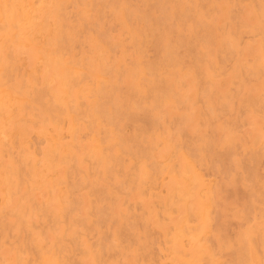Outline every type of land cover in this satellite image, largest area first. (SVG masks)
<instances>
[{
  "label": "rangeland",
  "instance_id": "rangeland-1",
  "mask_svg": "<svg viewBox=\"0 0 264 264\" xmlns=\"http://www.w3.org/2000/svg\"><path fill=\"white\" fill-rule=\"evenodd\" d=\"M5 1V0H4ZM7 1V0H6ZM5 1V2H6ZM12 3H14V4H12V5H10L11 4V2ZM10 1H7V3H8V5H9V10L11 11V13H10V11L8 12V9H6L7 10V13H6V16H9V15H12V13L14 12V13H16V15L18 14V12L20 11L21 12V10H22V12L21 13H23V12H25V10H26V13H27V15H26V13H23L24 14V16H22V14L20 13V14H18V16L20 17V15H21V17H23V19H25V15L27 16L26 17V19L24 20V21H22L20 18H18L17 20V24H18V22H19V24H21V25H19L20 27H21V31L22 32H20V30L19 29H17V27L19 28V26H17L15 23V26H14V24L12 23V27H10L11 25L10 24H7V25H9V27H7V25H5L6 24V22L8 23V21H5L3 24L0 22V30L2 31L3 29H5L6 30V28H8V30L7 31H2L3 33L2 34H4V32H5V34H6V32H8L9 31V33H10V30H11V28L15 31H13V34L12 33H10V35L13 37H10V35H9V37L11 38V39H14V37H15V39L14 40H16L18 37H19V35L21 34V37H19L18 39H17V41H15V43H14V40H13V43H7V44H9V45H7V47H11V49H9V48H7L6 47V51H5V53H4V55L7 57V55H8V57H11V58H15V60H12V62H11V60H5V61H9V62H11L13 65H12V67H15L16 66V71L18 72L16 75H15V73H14V76H13V78L15 77V80H17V84L14 82L15 80L12 78V83H15L16 84V86L17 87H19V86H21V87H24L23 85H24V82L25 81H27V83L25 82V87H29V89H30V87L32 88V90L34 91V92H36V90H37V87H38V89L39 88H42L43 90L45 89L48 93L50 92L51 93V95H54V96H57L58 98L60 97V98H62V99H64V98H66L67 96L65 95V93H62V89L63 88H67V89H72V90H70L71 92L70 93H72V94H70V97H67V98H70V100H71V98H72V96H73V98H72V100H77L78 101V103L80 104L81 103V101H82V99H83V101H86V102H83L82 101V103L80 104V106H79V104H77V101H76V103H75V101L74 102H72L71 103V101L70 100H68L67 98H66V100L67 101H69V103L67 102V101H64L63 100V102H67L68 104H69V106H73V104H76V105H78V108H77V106L76 105H74L73 106V108H71V111L69 112V113H72V114H74V115H72V116H76V119H75V123L73 124L74 125V129L75 128H77L75 131H73L74 129H72L71 128V121H65L66 119H64V121L65 122H61L62 123V125H63V127L61 126V128H60V131L59 130H56L55 128H53L52 126H50L49 124H44V126L43 125H39L38 126V128H42V126L45 128V129H43V131H44V133L45 134H43V135H39V134H37V129H34V130H32V132L31 131H29L28 132V136H27V138H26V140L24 141V145L23 144H19V146H18V143H16V145H17V147H16V149H18V151L19 150H22L21 152H23L22 153V156L23 157H21V159H22V163H23V165L24 166H26V164H27V159H28V157H29V155H30V157H32V158H30L29 157V161H28V163L29 164H32V166H33V164H38L37 166L39 167H37V169H38V171L39 172H43V173H48L49 171H47L45 168L43 169V167H41V166H43V161H42V156H43V151H45L44 149L45 148H47L46 150H50V147H52L51 148V150H58L59 148H57V147H60V149L59 150H63V151H61V152H63V153H61L59 150H58V153L57 154H59V156H63V157H61L62 159L63 158H65L66 160H64L63 162H62V164H59V168L57 169L56 167H57V165H56V167H54V168H56V169H54L52 172L50 171V173H48L47 174V176H46V174H41V176L39 175V177L36 179V184H34V186H33V189L32 190H34L33 191V198L35 199V200H37V199H39L40 197H41V199L42 200H37V201H39L40 202V204H41V201H43V204H42V207L44 208V206H47L48 207V205H49V207H50V209L49 208H44V210L47 212V213H49L48 214V217H50V219H48V221H49V225H41V223H40V225H35V223H37V224H39L38 223V221L37 220H35V219H37L36 217H34V219L32 218L31 219V223H29L28 224V227L30 228V224H31V227L33 226V228L29 231L30 233H31V231H33V234L31 233L30 235L28 234V237L29 238H31V239H34V241H35V244L36 245H41L42 247L45 245V243H46V249L47 250H50L51 248H52V245L54 246L57 242H60V241H55V240H62V243H63V247L66 249H70V248H72L70 245L71 244H73V242H78V243H80L81 242V249H82V251H83V253L85 254L86 253V249H87V251H89V253L88 254H85L84 255V260H81V257L82 256H80L79 258H80V263L79 264H85V262L87 261V260H91V246L92 245H98L99 243L101 244V245H99L100 246V251L101 252H103L104 253V257H105V260H107V262H108V264H118L117 263V261H120L119 263L120 264H135L136 262V264H154L153 262V260L152 259H154L155 260V263L157 264V262L159 263V264H175L176 262H177V259L178 258H180V259H178V261L179 262H177L176 264H188L189 263V261H188V259L190 260L191 258L193 259L194 258V254H195V252H193V251H196V250H198V252L196 251V253L199 255V253H202L203 252V246H207V247H209V249L212 251V252H210L211 254H210V258H211V260L212 261H214L215 262V260H219L221 263H222V261H223V264H225L226 262H227V264L229 263V264H237V263H239V264H245V262H246V259H247V257L250 255V254H248V253H250L249 252V246H248V244L251 242V238H252V240H257V241H259V235H262V229H263V227H264V220H259V218L261 217L262 219H264V208L262 207L263 206V204H264V201H263V199L264 198H261L262 196H264V187H262V186H264V112L262 111V110H264V93H262V92H264L263 91V89H262V87H264V70H261V69H264V52H262V50L264 49L263 48V46H264V44H262V42L264 41V30H261V31H263V32H261L259 29H262L261 27H262V25H261V18H264V0L262 1V0H253V3L252 2H250V1H252V0H248V2H247V0H240V1H242L241 3H240V1L238 0H214V3H212L213 2V0L211 1V0H195V1H193V0H187V2H186V0H176V3H174L175 2V0H159V2L161 3H159L157 0H151V1H149V0H133V1H131V0H124L125 1V3H124V1L123 0H111V1H109V3H110V5L112 4V3H114V4H112L111 5V7H110V5H108V0H103V2H104V4L102 5V3L100 2L99 3V1H101V0H85V1H83V2H81L82 0H72V1H74V3L72 2L71 3V0H62L61 2L63 3H61L60 2V0H58L60 3H61V5H60V3H57L55 0V2H53L52 3V1L53 0H43V2H42V0H39V1H33V0H20V2H19V0H18V2L16 1L15 2V0L13 1V0H10ZM21 1L22 2H24V4H25V7H23L24 6V4H21ZM25 1H27L26 3H25ZM33 2V3H31V2ZM41 1V2H40ZM46 1H48V2H46ZM65 1H68L67 2V4H68V6L67 5H65L66 4V2ZM97 1H98V3H97ZM126 1L128 2V3H126ZM143 1V2H142ZM154 1V2H153ZM166 1V2H165ZM168 1V2H167ZM170 1H172L171 3H170ZM182 1L184 2V3H182ZM221 2V4H220V2ZM228 1V2H227ZM257 1V2H256ZM261 3H259V2ZM94 2H95V4H97L96 6H97V8L94 6L95 4H94ZM105 2H107V3H105ZM116 2V3H115ZM135 2V3H134ZM158 2V3H157ZM163 2V3H162ZM202 2H203V4H202ZM205 2V3H204ZM223 2H225L224 4H223ZM231 2V3H230ZM237 2V3H236ZM16 3V4H15ZM28 3V4H27ZM32 4V8H31V10L30 11H28L27 12V8H29L28 7V5L29 4ZM38 3V4H37ZM57 3V4H56ZM77 3V4H76ZM78 3H80V4H78ZM82 3V4H81ZM86 3H88V5L86 4ZM118 3H120V4H118ZM138 3V4H137ZM145 3V4H144ZM169 4V5H167L166 7H165V4ZM187 3V4H186ZM189 3V4H188ZM191 3H192V6H191ZM195 5H194V4ZM207 3V4H206ZM236 3V4H235ZM256 3V4H255ZM22 6H21V5ZM42 4V5H41ZM59 4V5H58ZM71 4H73V5H71ZM76 5V7L74 8V6ZM144 6H143V5ZM163 4V5H162ZM181 6H180V5ZM200 4V5H199ZM216 4V5H215ZM232 5V7L231 6H228V5ZM241 4V5H240ZM246 4H248V5H246ZM254 4V5H253ZM14 5H15V7L17 6V5H19V6H21V7H16L18 10L20 9V8H22L21 10H17L15 7H14ZM47 5H49V7L47 6ZM53 5H55V6H57V10L58 11H56V13H54L55 12V7L53 6ZM63 5H65V6H63ZM80 5V6H79ZM82 5V6H81ZM83 5H85V6H83ZM114 5V6H113ZM119 5V6H118ZM128 7H127V6ZM135 5V6H134ZM175 5V6H174ZM185 5V6H184ZM197 5V6H196ZM203 5V7L201 8L200 6H202ZM220 5V6H219ZM236 5V6H235ZM238 5V6H237ZM241 7H240V6ZM262 5V6H261ZM37 6H39L38 7V9H37ZM70 6V7H69ZM78 6V7H77ZM87 6H89L88 8H87ZM91 6V7H90ZM104 7V8H101V7ZM118 6V7H117ZM136 6H137V8H136ZM168 6H170V7H168ZM177 6L179 7V8H177ZM195 6V7H194ZM207 6V7H206ZM212 6V7H211ZM216 6V7H215ZM242 6H243V8H242ZM247 6V7H246ZM257 7V8H254V7ZM261 6V7H260ZM12 7H13V9H12ZM63 7V8H62ZM66 7H68V8H66ZM71 7H72V9H73V11H71ZM93 7V8H92ZM115 7V8H114ZM143 7V8H142ZM147 7H148V9H149V7H150V9H149V11L147 10ZM159 7V8H158ZM166 8V10H165V8ZM168 7V8H167ZM185 7H188V8H186L185 9ZM191 7V8H190ZM198 7V8H197ZM218 7V8H217ZM231 8V10H230V8ZM12 10H11V9ZM15 8V9H14ZM26 8V9H25ZM61 8V9H60ZM85 8H87V9H85ZM100 8V10L98 11V9ZM110 8V9H109ZM112 8L114 9V10H116L117 11V13H116V11H112ZM130 9L131 10V12H129L130 10H126V9ZM160 10H158V9ZM194 8H195V10H194ZM213 8V9H212ZM219 10V12H218V10ZM251 8H254L253 10L251 9ZM53 9H55L54 10V12H53V10L51 11V10ZM62 11L63 10V12H61L60 10ZM65 9V10H64ZM68 9V10H67ZM91 9H94V10H91ZM103 9V10H102ZM107 9H109V10H107ZM119 9H121L120 11H119ZM124 9V10H123ZM133 9H134V11L137 13H134V11H133ZM136 9V10H135ZM143 9V10H142ZM147 11H146V10ZM173 9V10H172ZM189 9H190V11H189ZM191 9H193V10H191ZM200 9H201V11H200ZM215 9V10H214ZM238 9V12L236 11ZM250 9H251V11H250ZM259 10V12L258 11H256V10ZM261 9V10H260ZM263 9V10H262ZM14 10V11H13ZM18 12H17V11ZM34 10H36V11H34ZM41 10V11H40ZM69 10H70V12H69ZM87 10V11H86ZM102 10V11H101ZM105 10L106 11H108L107 13L105 12ZM144 10H145V12H144ZM153 12H152V11ZM156 10V11H155ZM161 10H163V11H161ZM168 10V11H167ZM175 10V11H174ZM179 10V11H178ZM187 10V12H186V14L187 15H185V11ZM199 10V11H198ZM202 10H204L205 12L207 11V13H205L204 11H202ZM226 10H229V11H226ZM242 10V11H241ZM33 12V14H32V12ZM43 11H44V13H45V16L44 15H42V14H44L43 13ZM61 13H60V12ZM67 11V12H66ZM75 11V13H73ZM83 11H84V13L85 14H83ZM90 11V12H89ZM93 11V12H92ZM96 11H97V13H96ZM103 12L102 13V15L100 14L101 12ZM128 13H127V12ZM165 11V12H164ZM167 11V12H166ZM170 11V12H169ZM192 11V12H191ZM210 11V12H209ZM218 13H216V12ZM233 11H234V13L235 14H238L239 13V15H235L234 16V13H233ZM240 11V12H239ZM38 12V13H37ZM48 12V13H47ZM50 12V13H49ZM82 12V13H81ZM92 12V13H91ZM119 12V13H118ZM123 12H124V14H123ZM140 14H139V13ZM143 12H144V14H147L148 16V18H145L146 17V15H144L143 16ZM148 12V13H147ZM175 12H178L179 14H177V16H175L176 15V13ZM204 12V13H203ZM209 12V13H208ZM221 12V13H220ZM262 12V13H261ZM13 13V14H14ZM53 13V14H52ZM60 15H62L63 17H59V14ZM66 13H68L67 14V16L65 15ZM80 13V14H79ZM88 13V15H86ZM114 13V15H112ZM121 13V14H120ZM127 13V14H126ZM131 13V16L129 15ZM151 13V14H150ZM159 14V15H156V14ZM169 13H171V17H170V14ZM181 13V14H180ZM189 13V14H188ZM193 13V14H192ZM198 13V14H197ZM203 13L204 15H205V17H204V15H201V14ZM213 13H215L214 15H212ZM229 13V14H228ZM250 13V14H249ZM259 13V14H258ZM261 13V14H260ZM9 14V15H8ZM33 16H32V15ZM37 14V15H36ZM39 14V15H38ZM72 14V16H71V18L69 17L70 15ZM80 16H83V17H79V15ZM92 14V15H91ZM97 14V15H96ZM106 14V15H105ZM110 14V15H109ZM136 14V15H135ZM175 14V15H174ZM194 14H196V15H194ZM208 14H209V16H208ZM221 14V15H220ZM227 14H228V17H227ZM243 14V15H242ZM15 14H14V16H16ZM52 15V17H49V16H51ZM56 15H58V16H56ZM74 15H75V17H74ZM78 15V16H77ZM90 15V16H89ZM104 16V17H100V16ZM109 15V16H108ZM124 15H125V17H124ZM131 17V19H130V17ZM140 15H141V17H140ZM150 15H153V17L152 16H150ZM164 15V16H163ZM168 15V16H167ZM178 15H179V17H178ZM190 15V16H189ZM211 15V16H210ZM217 15V16H216ZM219 15V16H218ZM241 15H242V17H241ZM263 16V17H260V16ZM37 16V17H36ZM48 16V17H47ZM86 16V17H85ZM89 16V17H88ZM92 16V17H91ZM98 16V17H97ZM107 16V17H106ZM111 16V17H110ZM113 16V17H112ZM127 16V17H126ZM173 16V17H172ZM192 16V17H191ZM196 16V17H195ZM200 16H201V18H200ZM206 16H208L207 18H206ZM213 16H214V19H213ZM231 16H233V17H231ZM238 16V17H237ZM64 17H66L65 19H67V18H69V19H67V20H65L64 19ZM110 17V18H109ZM128 17H129V19H128ZM142 17H144L145 18V20H143V21H146V22H143L142 20H141V18ZM152 17V18H151ZM161 17V18H160ZM168 17H170V19L168 18ZM175 17H177V21L176 20H174L173 21V19L175 18ZM183 17V18H182ZM186 17V18H185ZM204 17V18H203ZM210 17V18H209ZM241 17V18H240ZM255 17V18H254ZM30 18V19H29ZM32 18H33V21H32ZM36 19V21H34L35 19ZM48 19V18H51L50 20H46V19ZM56 18H58L59 19V22H58V19L56 20ZM60 18H61V21H67V22H61L60 21ZM74 18H76V19H74ZM95 20H94V19ZM101 18V19H100ZM104 18H106L105 20H104ZM128 20H127V19ZM136 20H135V19ZM141 21H139L138 19ZM158 18V19H157ZM162 19V22H160V19ZM197 18V19H196ZM200 18V19H199ZM212 18V20H215L214 22L212 21V20H210L209 22H208V20L209 19H211ZM218 18V19H217ZM222 18V19H221ZM231 18V20H229ZM234 18H236V20H234ZM239 18V19H238ZM39 21H38V20ZM75 22V21H79V23L77 24V22L73 25V23L74 22H72V20ZM78 19H85V21L84 20H78ZM94 20V21H92V20ZM109 19H111L110 21H108ZM115 19V20H114ZM120 19V20H119ZM134 19V20H133ZM143 19V18H142ZM153 19V20H152ZM168 19V20H167ZM172 19V21L175 23H173L172 21H170ZM196 19V20H195ZM205 19V21H203ZM207 19V20H206ZM242 19H244V20H242ZM71 20V21H70ZM100 22V24L101 25H99V22ZM107 20V21H106ZM114 20V21H113ZM121 20H123V21H121ZM152 20V21H151ZM200 20V22H198ZM241 20V21H240ZM23 23H22V22ZM27 21V22H26ZM44 21L46 22V24L44 23ZM90 21H92V22H90ZM117 21H120V22H118L117 23ZM128 21V22H127ZM131 21V22H130ZM166 21V22H165ZM169 23H168V22ZM181 21V22H180ZM184 21V22H183ZM196 23H195V22ZM232 21H235V23L234 22H232ZM240 21V22H239ZM247 21V22H246ZM21 22V23H20ZM26 22V23H25ZM31 22H33V24L31 25V27L33 26L34 27V25H37V26H39V28L41 27V25H42V27L41 28H44V30L42 31V32H39V28L38 27H34L35 29H37V32L35 33L34 32V28H31L30 27V23ZM38 24H37V23ZM43 22V23H42ZM56 22V23H55ZM68 22H71V23H68ZM86 22H87V24H86ZM90 23V25H89V23ZM95 22V23H94ZM96 22H98L97 24H96ZM116 24H115V23ZM122 22H124V23H122ZM133 22H135L134 24H133ZM140 22V23H139ZM155 22V23H154ZM164 22V23H163ZM189 22V23H191V24H187V23ZM193 22V23H192ZM208 22V23H207ZM211 22V23H210ZM230 22L231 23H233V25L232 24H230ZM244 24V22H246L244 25H241L242 23ZM28 23H29V25H28ZM48 23V24H47ZM68 23V24H67ZM102 23H105L106 25H102ZM122 25H121V24ZM137 23V24H136ZM140 25H139V24ZM146 23V24H145ZM150 23V26H148L147 24H149ZM153 23V24H152ZM157 23H158V26H157ZM165 23H167V24H165ZM202 23V24H201ZM204 23V24H203ZM208 25H207V24ZM226 23V24H225ZM241 23V24H240ZM256 23H257V26H256ZM56 24H58V25H56ZM59 24H61V25H63V26H59ZM70 24V25H69ZM83 24H86V25H84L83 26ZM94 26H93V25ZM96 24V25H95ZM115 24V25H114ZM119 24H120V26H119ZM123 24H124V26H123ZM132 24V25H131ZM144 24V25H143ZM156 24V25H155ZM160 24L162 25V26H160ZM174 24V25H173ZM185 24V25H184ZM195 24V25H194ZM231 26H229V25ZM238 24V25H237ZM3 25V26H2ZM4 25H5V27L6 28H3L4 27ZM26 25L27 26V31H31V29H32V31L33 32H30V33H35V35L33 34V36L35 37V39H37V41L35 40V42L36 43H34V44H32L30 41L29 42H25L24 40H23V37H24V32H25V29L23 30L22 29V27L24 28V26ZM45 25V26H44ZM46 25H48V27L50 26V28H48ZM56 25V26H55ZM65 25H66V27L67 28H65ZM75 25H76V27H77V25H78V27L75 29ZM87 25H89V27H91L90 29L88 28V26ZM139 25V27H137ZM146 25V26H145ZM151 25H152V27L154 26H156L155 28H153V30H152V27H151ZM173 25V26H172ZM179 25L180 26H182L183 25V27L181 28V27H179ZM196 25H199L198 27L199 28H201V31H200V29L196 26ZM225 25H226V27H225ZM234 25H235V27H234ZM255 25V26H254ZM17 26V27H16ZM52 26V27H51ZM55 28H54V27ZM59 26V27H58ZM107 26H108V28H107ZM115 26H117V28H118V26H119V28L118 29H116V27ZM130 26V27H129ZM142 26V27H141ZM149 28H148V27ZM167 27V29H165V27ZM175 26V27H174ZM189 26V27H188ZM196 28H195V27ZM209 26V27H208ZM217 26V27H216ZM236 26H237V28H236ZM244 26H246V27H244ZM252 26H254V27H252ZM28 27H30V28H28ZM58 27V28H57ZM61 27V29H59ZM63 27V28H62ZM68 27H72V28H68ZM86 27V28H85ZM115 27V28H114ZM135 27H136V29H135ZM144 27L146 28L145 30H143L144 29ZM157 27H158V29H157ZM168 27L170 28L169 30H168ZM212 27V28H211ZM216 27V28H215ZM219 27V28H218ZM251 27V28H250ZM258 27V28H257ZM2 28V29H1ZM85 28V29H84ZM104 28H105V30H104ZM114 28V29H113ZM125 28H126V30H125ZM129 28V30H127ZM132 28H134L135 30H132ZM140 28L142 29V30H140ZM171 28H173V29H171ZM191 28V29H190ZM211 28V29H210ZM228 28H229V30H228ZM241 28H243V29H245V31H246V33H245V31L242 29L241 30ZM257 28V29H256ZM34 29V30H33ZM46 29H48V30H46ZM55 29V30H54ZM56 29H57V31H56ZM62 29H66L65 31L64 30H62ZM72 31H70V30ZM74 29L76 30V32L74 31ZM84 29V30H83ZM87 29V31H85ZM98 29V30H97ZM113 29V30H112ZM137 29H138V31H137ZM162 29V30H161ZM193 29L195 30L196 29V31L195 32H193ZM198 29V30H197ZM214 29H215V31H214ZM230 29L232 30L230 33H232V34H230L229 32H227V31H230ZM246 29H248V30H246ZM251 31H250V30ZM253 29V30H252ZM17 30L19 31V32H17ZM60 30V31H59ZM69 31V33H68V31ZM102 30H103V33H101L102 32ZM108 30V31H107ZM116 30V31H115ZM117 30H119V31H117ZM149 30V31H148ZM156 30H158V32L156 31ZM165 30V31H164ZM185 32H184V31ZM206 30V31H205ZM210 30H213V32L212 31H210ZM225 30L226 32L225 33H229L230 35H229V37H228V35H225V33H223V31ZM235 32H234V31ZM239 30V32H237ZM258 30V31H257ZM58 31H59V34H60V32H61V36H63V38L58 34L57 35V33H58ZM62 31L63 32H67L68 33V36L67 35H65L64 33H62ZM73 31L75 32V33H73ZM80 32V34H79V32ZM82 31V32H81ZM84 31V32H83ZM91 31H93V32H91ZM96 31V32H95ZM107 31V32H106ZM126 31H127V33L128 34H125L126 33ZM132 31V32H131ZM142 31H145L144 33H146L147 34V36H148V38H149V40H148V38H145V36L146 35H144V33L142 32V34L143 35H141V32ZM155 33H154V32ZM165 33H164V32ZM173 31V33H171ZM182 31H183V33H182ZM191 31V32H190ZM199 31H200V34H199ZM220 31V32H219ZM243 31V32H242ZM253 31V32H252ZM16 32L19 34H16ZM47 32V33H46ZM53 32H57L56 33V35L55 34H53ZM71 32V33H70ZM110 32V33H109ZM115 32V33H114ZM124 32V33H123ZM137 32H140V33H137ZM187 32V33H186ZM189 32H190V34H189ZM192 32H193V34H192ZM205 32V33H204ZM206 32H207V34H206ZM217 32V33H216ZM242 32V33H241ZM248 32V33H247ZM250 32H251V34H253V35H251L250 34ZM257 32V33H256ZM83 33H84V35L85 34H87V35H85V37L83 38L82 36H84L83 35ZM92 33V34H91ZM97 33H100L99 34V36H98V34ZM104 33L106 34V35H104ZM117 33V34H116ZM123 33V34H122ZM137 33V34H136ZM157 34V35H154V34ZM159 33V34H158ZM167 33V34H166ZM168 33H170L171 35H173V36H171V35H169ZM211 33H212V37H211ZM245 33V34H244ZM263 33V34H262ZM4 34V35H5ZM52 34V35H51ZM74 34V36H72ZM77 34V35H76ZM104 36H103V35ZM109 34V35H108ZM116 34V35H115ZM125 34V35H124ZM134 36H133V35ZM182 34V35H181ZM201 34H203V36H201ZM204 34H206V35H204ZM222 34H224L225 36H222ZM237 34H240V36H238ZM241 34H243V35H241ZM247 34H249V35H247ZM256 34H259L258 36H263V37H261L262 38V40L260 39V37H258ZM43 35V36H42ZM79 35V36H78ZM91 35V36H90ZM94 35H95V37H94ZM121 35H122V39H121ZM128 35V36H127ZM138 35V36H137ZM141 35V36H140ZM151 35V36H150ZM160 35V36H159ZM161 35H165L164 37H166V38H164L163 36H161ZM175 35V36H174ZM181 35V36H180ZM185 35H186V37H185ZM192 35H197V37L195 36H192ZM232 35H234L235 37H232ZM237 35V36H236ZM248 36V37H246V36ZM54 36V37H53ZM56 36V37H55ZM67 36V37H66ZM77 36V37H76ZM80 36L82 37V39L80 38ZM86 36H88V37H86ZM90 36V37H89ZM106 36V37H105ZM110 38L109 39V41H108V37ZM129 36L131 37V38H129ZM135 36H136V39H135ZM143 36V37H142ZM146 36V37H147ZM158 36V37H157ZM190 36H192L191 38L193 39V41L189 38ZM215 36H216V38H217V40L215 39ZM242 36V38H240ZM254 36V37H253ZM46 37L49 39H46ZM61 37V38H60ZM75 37V38H74ZM154 37H156V38H154ZM176 37V38H175ZM177 37H178V39H177ZM180 37V38H179ZM183 37V38H182ZM196 39V38H198V40H199V38H201L202 39V41H197V40H195L194 38ZM221 37V38H220ZM225 37V38H224ZM239 37V39L236 41L235 39H237ZM38 38H40V41H39V39ZM56 38H58V39H55ZM65 38L66 39H72V41H73V43H74V41H76L75 43H74V45L76 46V48L74 47V45H73V43H72V41L70 42V40L68 41H66L65 40ZM87 38H89V39H87ZM97 38V39H96ZM100 38H102L103 39V42H102V39H100ZM129 38V39H128ZM133 38V39H132ZM138 38H140V40L138 39ZM168 38V39H167ZM186 38H187V40H186ZM207 38L209 39L208 40V44H206L207 43ZM231 38V39H230ZM245 38V39H244ZM251 38V39H250ZM258 38V39H257ZM60 39H61V42H58L57 40H59L60 41ZM85 39H86V43L84 42L85 41ZM96 39V40H95ZM100 39V40H99ZM104 39H106V41H108L109 43H107L106 41H104ZM126 40V41H124V40ZM145 39V40H144ZM154 39V42L156 41V43H158V45H156V43L154 44V42H151V40H153ZM159 39H160V41H159ZM165 39V40H164ZM178 41H177V40ZM220 39H221V41H222V43H221V41H220ZM223 39V40H222ZM225 39V40H224ZM228 39V40H227ZM230 39V40H229ZM242 39V40H241ZM255 39H256V42H255ZM260 39V40H259ZM0 44H1V42H3V39H2V37H0ZM42 40V41H41ZM51 40V41H50ZM89 40V41H88ZM111 40H113L112 42H111ZM146 40H148L147 42H149V43H147V45H146V48L148 49L147 51L148 52H146V50H144V49H146V48H144L143 49V46L145 47V43H146ZM170 40V42L172 43V45L174 46L175 44H178V46H176L177 48H179V50L177 49V48H175V47H173L171 44H168V41ZM172 40V41H171ZM175 40V41H174ZM182 40H184V41H182ZM191 40V41H190ZM203 40H204V42H203ZM233 40H235V41H233ZM241 40V41H240ZM246 40V41H245ZM64 41V42H63ZM132 41V42H131ZM133 41H135L134 43H136V45H137V48L138 49H140V50H138L137 48H136V45L133 43ZM138 41H140V42H138ZM165 41V42H164ZM189 41V42H188ZM209 41H211V42H209ZM219 41H220V43H219ZM226 41V42H225ZM231 41H233L234 42V44L235 45H233L232 43L233 42H231ZM257 41H260L258 44H255V43H257ZM17 42V43H16ZM19 42V43H18ZM24 42V43H23ZM41 42V43H40ZM52 42H55V44H59V45H55L54 43H52ZM63 42V43H62ZM70 42V43H69ZM77 42H79V43H77ZM101 42V43H100ZM106 42V43H105ZM124 42V43H123ZM128 42V43H127ZM144 42V43H143ZM169 42V43H170ZM178 42H181V44L180 43H178ZM182 42H184V48H183V50H185L186 48L190 51L191 49H192V51H193V53H192V51H190V52H188L187 51V49H186V51H183L182 50V46H183V43ZM196 42H198L197 44H195ZM202 42L204 43V45H206L207 46V48H205V46H203V44H202ZM229 42V43H228ZM237 42V43H236ZM238 42H240V43H238ZM98 43H100V45L98 44ZM110 43L112 44V45H110ZM114 43V44H113ZM119 44L120 43V47L119 46H116V44ZM122 43V44H121ZM138 43V44H137ZM151 43H152V45H151ZM174 43V44H173ZM188 43V44H187ZM192 43V44H191ZM217 43L219 44V45H217ZM225 43V44H224ZM244 43H246V44H244ZM253 43V44H252ZM43 44V45H42ZM66 44H68V45H66ZM104 45V44H106V47H107V49H105L106 47H104V46H102V45ZM110 45V46H108V45ZM117 44V45H118ZM133 44V45H132ZM144 44V45H143ZM168 44V45H167ZM202 44V45H201ZM230 44H231V46H230ZM244 44V45H243ZM11 45V46H10ZM26 45V46H25ZM38 45H41V46H38ZM63 45H65L64 46V48L66 49V47L68 48V49H64L63 48ZM81 45V48H83V49H81L79 46ZM87 45H90V46H87ZM98 45V46H97ZM115 46V48H113L112 49V46ZM123 47H122V46ZM127 45V46H126ZM139 45L141 46V48H139ZM143 45V46H142ZM151 45V46H150ZM155 47H154V46ZM170 45V46H169ZM181 45V46H180ZM189 45H191V46H189ZM211 47H210V46ZM214 45V46H213ZM220 45H222V47L220 46ZM226 45H227V48H228V51H229V54H228V51H227V48H226ZM262 45V46H261ZM38 46V47H37ZM60 46V47H59ZM71 46L73 47L72 49V52L69 50L70 48H71ZM92 46H94V47H92ZM113 46V47H114ZM125 46V47H124ZM157 46H158V48H157ZM163 46V47H162ZM166 46H168V47H166ZM209 46V47H208ZM212 46L214 47L213 49H210V48H212ZM218 46V47H217ZM240 46V47H239ZM245 46V47H244ZM40 47H42L41 49H40ZM50 47V48H49ZM52 47H54V48H52ZM100 47V48H99ZM111 48V50L109 49V48ZM121 47H122V49H121ZM131 47H132V49H131ZM151 47V48H150ZM160 47H162L161 49L163 50H160ZM166 47V48H165ZM171 47H173V48H171ZM197 47V48H196ZM224 47V48H223ZM244 47V48H243ZM38 48H39V50L40 51H38ZM54 50H52V49ZM88 48H90V50H89V53H88ZM103 48V49H102ZM129 50H128V49ZM156 48V50H154L153 51V49H155ZM174 48H175V51H176V53H174V52H171V51H173L174 50ZM201 48V49H200ZM209 48V49H208ZM217 48V49H216ZM225 50V48H226V53H225V51H223V49ZM233 48H238V49H236V50H238V51H236V50H233ZM241 48V49H240ZM243 48V49H242ZM77 51H76V50ZM85 49V50H84ZM105 49V50H104ZM136 49V50H135ZM150 49V50H149ZM151 49H152V51H151ZM167 49V50H166ZM171 51H170V50ZM182 50V52L184 53V52H186L185 54H183L182 55V52H180L181 50ZM205 49V50H204ZM207 49V50H206ZM219 49V51L217 52V50ZM222 51H221V50ZM12 50H14V51H12ZM50 50V51H49ZM52 50V51H51ZM80 50V51H79ZM118 50V51H117ZM126 50H128V51H126ZM131 50V51H130ZM159 50V51H158ZM198 50V51H197ZM241 50V51H240ZM243 50V51H242ZM9 51H10V53H9ZM58 53H60V54H58ZM90 51H92V53H91V55H90ZM95 51V52H94ZM97 51V52H96ZM106 51V52H105ZM122 53H121V52ZM130 51V52H129ZM135 51H137V52H135ZM141 51V52H140ZM168 51H170V54L168 53ZM200 51V52H199ZM204 51V52H203ZM234 51H236V52H234ZM240 51V53L239 54H237L238 52ZM264 51V50H263ZM8 52V53H7ZM24 52V53H23ZM41 52V53H40ZM57 53V56L58 57H60L61 56V58H62V60H64L63 61V63L61 64L60 63V61L62 62V60H49V62L51 63V62H55V61H57V63H59V64H61V65H64V66H61V65H59V64H57V66L59 65L60 66V69L59 68H57V66H56V68H55V65H53V63L51 64V66H53L55 69H56V71H53L52 69H51V71H49L50 70V68H51V66L49 65L50 63L47 61L48 59L46 58L48 55L50 56V57H52L53 56V54L54 53ZM62 52V53H61ZM75 52V53H74ZM120 52V53H119ZM125 52H127L128 54H127V56L125 55ZM146 52V53H145ZM154 52V53H153ZM156 52H158V53H160V54H156ZM163 52V53H162ZM177 52H179V53H177ZM200 53V54H198V55H196L197 53ZM243 52V53H242ZM7 53V54H6ZM55 53V54H56ZM78 55H77V54ZM83 53H85V56H84V54ZM94 53V54H93ZM97 53H99V54H97ZM110 53V54H109ZM133 53H135V54H133ZM136 53H137V56H139V57H137L136 56ZM139 53V54H138ZM162 53V54H161ZM165 53V54H164ZM187 53H192V54H188L189 55V57H190V55H191V57L189 58V57H186V56H188L187 55ZM196 53V54H195ZM216 53H218V58L216 57ZM227 54L228 56L226 57V55L225 54ZM14 54H16V55H14ZM20 56V58H18L19 56ZM24 54V55H23ZM46 55V57L44 56V55ZM52 54V55H51ZM55 54H54V59H56L55 58ZM93 54V55H92ZM102 56H101V55ZM116 54V55H115ZM147 54V55H146ZM166 54H168L167 56H166ZM176 54H178V55H181V56H185L186 58L184 59V57L182 58V57H180V58H182V60L181 61H179L180 59H177V58H179V56H177ZM203 54V56H205V58L203 57V58H201L202 55ZM209 54V55H208ZM221 56H220V55ZM224 54V55H223ZM233 55V56H231V55ZM23 55V56H22ZM26 55V56H25ZM63 55V56H62ZM68 57H66V56ZM70 56V58H69V56ZM79 55H81V56H84V57H81L82 58V60H81V58L80 57H78ZM106 55H108V56H106ZM145 55V56H144ZM163 57H162V56ZM192 55H193V57H192ZM197 57H196V56ZM210 55L213 57H210ZM235 55V56H234ZM242 55V56H241ZM22 56V57H21ZM42 56H44V57H42ZM56 56V57H57ZM72 56V57H71ZM75 56V57H74ZM77 56V57H76ZM99 56L101 57V58H103V59H101V58H99ZM114 56V57H113ZM118 56V57H117ZM120 56H121V58H120ZM135 56V57H134ZM147 56V57H146ZM171 56V57H170ZM175 56H177V57H175ZM200 56V58H198ZM230 56V57H229ZM27 57V58H26ZM65 57V58H64ZM93 57H95V58H93ZM113 60L114 58H118V59H120V61L118 60V59H114L113 61L110 59V58ZM125 57H126V59L128 58V60H126L125 59ZM130 57V58H129ZM134 57V58H133ZM165 57V58H164ZM169 57V60L167 59ZM196 57V58H195ZM235 57H236V59H235ZM239 57H240V59H239ZM257 57V58H256ZM24 58V60H22V59ZM77 58V59H76ZM85 58V59H84ZM88 58V59H87ZM90 58V59H89ZM100 59V61L102 62L103 60H105V61H103V63H100V61H99V59ZM132 58V59H131ZM144 58V59H143ZM147 58V59H146ZM150 58H151V60H150ZM155 60H154V59ZM170 58H171V60H170ZM173 58V59H172ZM188 58V59H187ZM191 58H193V60H196V61H192L191 60ZM195 58V59H194ZM213 59V60H211V59ZM217 58V59H216ZM225 58L227 59V61L229 60V63H230V65H229V63L228 62H226L225 61ZM238 58V59H237ZM241 58H242V60H241ZM17 59V60H16ZM22 60V62L21 61H19L18 62V60ZM40 59H43V60H40ZM69 59H71V60H69ZM75 59V60H74ZM78 59H80V60H78ZM87 59V62H85V60ZM92 59V60H91ZM153 59V60H152ZM156 59H160V61L159 60H156ZM184 59V60H183ZM187 59V60H186ZM203 59H204V61L205 62H203ZM232 59H233V61H232ZM254 59L256 60V61H254ZM78 60V61H77ZM89 60V61H88ZM94 60V61H93ZM107 60V61H106ZM131 60H132V62H131ZM149 60V61H148ZM217 60V61H216ZM223 60V61H222ZM238 60V61H237ZM2 61V60H1ZM17 63H19L18 65H19V67L17 66V65H15V64H17ZM42 62V63H40V62ZM46 62V63H43V62ZM72 61V62H71ZM94 63H93V62ZM110 62V64H109V62ZM125 61H127L126 63H125ZM129 61H130V63H129ZM136 61H137V63H136ZM156 61V62H155ZM168 61H170L169 63H171V65H173L174 66V64L176 65V66H174V68H175V70H177V71H175V70H173L174 68H173V66H170V64L169 63H167ZM174 62V64L172 63V62ZM213 61H214V63H213ZM220 61V62H219ZM235 61V62H234ZM242 63H241V62ZM250 62V64H249V66L247 65L249 62ZM254 61V62H256V64L254 65L252 62ZM2 62H4V61H2ZM14 62V63H13ZM73 62H79V63H76V64H78V66L80 65V63H82L81 64V67L79 66H77L75 63H74V65H73ZM88 62H89V64L90 65H88ZM97 62V63H96ZM105 62V63H104ZM118 62V63H117ZM124 64H123V63ZM133 62H135L136 64H133ZM141 62V63H140ZM149 63V64H147V63ZM152 62L155 64V66H154V64H152ZM160 62V65L158 64ZM166 62V63H165ZM182 62V63H181ZM185 62V66H184V63ZM186 62H187V64H186ZM193 62V63H192ZM196 62H198V64L196 63ZM212 63V64H214V65H212V64H210V63ZM239 62H240V64H239ZM258 62V63H257ZM23 63V64H22ZM26 63V64H25ZM72 64V65H70V64ZM84 63V64H83ZM86 63H87V65H86ZM96 63V64H95ZM100 63V64H99ZM114 63H116L117 64V66H116V64H114ZM144 63H146V65L144 64ZM157 63V64H156ZM205 63V64H204ZM207 63V64H206ZM216 63V64H215ZM221 63V64H220ZM224 63V64H223ZM26 66H25V65ZM34 64V65H33ZM36 64V65H35ZM40 66H39V65ZM44 64H46V65H44ZM67 64V65H66ZM94 65L93 67H92V65ZM106 64H108V65H106ZM112 64H113V66H114V70L112 69L113 68V66H112ZM125 64L127 65V66H125ZM130 64H132V65H130ZM137 64H138V66H137ZM139 64H140V66H139ZM192 64H195L194 66L197 68V72H193V71H196L195 69V67L193 66L192 67ZM201 64L203 65V66H201ZM219 64V65H218ZM233 64V65H232ZM234 64H237V65H234ZM247 65V66H245V65ZM257 64H259V65H257ZM260 64H261V68H259L260 67ZM23 65V66H22ZM44 65V66H43ZM68 65L69 66H73V67H68ZM101 65V66H100ZM103 65V66H102ZM120 65V66H119ZM121 65H123L122 67H121ZM129 65V66H128ZM133 65H135V68H134V66ZM148 65H150V66H148ZM151 65H153L152 67H154L155 69H153L152 67H151ZM158 65V66H157ZM162 65H164L165 67H162ZM191 65V67H189ZM205 65V66H204ZM224 65H225V67H224ZM232 65V66H231ZM243 65V66H242ZM38 67V70H37V67ZM47 66V67H46ZM58 66V67H59ZM68 67L69 69L68 70H70V69H72V71H74V72H72L71 71V73H70V71H69V73H68V70L66 71V73H68V76H69V78L68 77H66L67 76V74L66 75H61V77L62 78H64V77H66L65 79H62V78H60V75H59V73L60 74H62L61 73V71L63 70L61 67ZM82 66L84 67V68H87L90 72H89V74H91V75H89L88 74V72H87V69L86 70H84V68L83 69H81L82 68ZM86 66V67H85ZM88 66V67H87ZM98 66V67H97ZM108 66H110V67H108ZM132 66V68H129V67H131ZM136 66H137V69H136ZM142 66V67H141ZM157 66V67H156ZM201 66V67H200ZM208 68H207V67ZM211 66V67H210ZM213 66V67H212ZM223 66V68H221ZM241 66V67H240ZM255 66H258L257 68L255 67ZM263 66V67H262ZM22 67H24V68H22ZM41 67V69H40V71H39V68ZM52 67V68H53ZM65 67V68H66ZM75 67H77L78 69L77 70H74L75 69ZM96 67V69L94 70L93 68H95ZM102 67V68H101ZM139 67H141L140 69H141V71L138 69ZM145 67H147V69H148V71H145V70H147V69H145ZM149 67V68H148ZM151 67V68H150ZM158 67H162V69L164 68L165 69V72H164V70L163 71H161V70H159L158 69ZM176 67H177V69H176ZM185 67V68H184ZM206 67V68H205ZM211 68V70H210V68ZM217 67V68H216ZM229 67V69H227ZM234 69H233V68ZM243 67H244V69H243ZM245 67H247V68H245ZM250 67V68H249ZM256 69V70H253L254 68ZM18 68H19V70H18ZM26 68V69H25ZM64 68V69H65ZM98 68H100V70L102 69L104 72H105V74L107 75L106 77H105V75L104 74H102V70L100 71ZM135 70H134V69ZM166 68L168 69L167 71H166ZM171 70H170V69ZM173 68V69H172ZM180 68H182L181 70H180ZM189 68H191V70L189 69ZM201 68V69H200ZM203 68V69H202ZM219 68V69H218ZM228 70L227 72H226V69ZM232 68V69H231ZM24 71V72H22V70ZM25 69V70H24ZM36 69V70H35ZM46 69H47V71L49 72V73H53V72H55V73H53V74H48V72L46 71ZM54 69V70H55ZM67 69V68H66ZM91 69H93V70H91ZM98 69V70H97ZM104 69H106V70H104ZM109 69V70H108ZM111 69H112V71H111ZM125 69H126V71H125ZM129 69H133V70H129ZM144 69V70H143ZM153 69V70H152ZM209 69V70H208ZM214 71H213V70ZM221 69V70H220ZM222 69H224V71L222 70ZM237 69V71H235ZM240 69H241V72H243L242 74H241V72H240ZM247 69H250V70H247ZM258 69V70H257ZM79 70V73L77 72ZM80 70H83L85 73H87V75L89 76V77H87L86 76V74H84L83 75V71L81 72ZM119 70H121V72L119 71ZM123 70V71H122ZM142 70H143V72H142ZM151 70V71H150ZM155 70H157V73H162V74H164V75H161V73H160V76H163V78H161L160 79V81H159V74H157L156 73V71ZM172 70H173V72H172ZM187 70V72H185ZM202 72H201V71ZM203 70H205V71H203ZM215 70H217V72L215 71ZM246 70V71H245ZM252 70V71H251ZM21 71V72H20ZM28 71H29V74H30V76L29 77H27V73H28ZM34 71V72H33ZM37 73H36V72ZM94 71V72H93ZM101 73H100V72ZM110 71V72H109ZM131 71V72H130ZM135 71H137V72H139V73H137V72H135ZM155 71V73H153ZM168 71H169V74H168ZM192 71V72H191ZM214 72L215 73V75H213V73L212 72ZM220 71H222V72H219ZM232 71H233V73H232ZM45 72H47V73H45ZM58 72V73H57ZM77 72V73H76ZM98 72H99V74H98ZM103 72V73H104ZM109 72V73H108ZM113 73V75H111L112 73ZM122 72H124V74H122ZM145 72V74L143 75L142 73H144ZM152 72V73H151ZM164 72V73H163ZM175 72V73H174ZM181 72V73H180ZM209 72H211V73H209ZM239 72V73H238ZM250 72L252 73V74H250ZM253 72H256V73H253ZM19 73H21V75L19 74ZM25 73V74H24ZM31 73H32V77H31ZM38 73H39V77L37 76L38 75ZM73 73V74H72ZM76 73V75L77 76H79L80 75V77H78L79 79L78 80H76V75L74 76V74ZM82 75H81V74ZM95 73V75H92V74H94ZM115 73V74H114ZM117 73V74H116ZM119 73V74H118ZM135 73L137 74V75H135ZM147 73V74H146ZM149 73V74H148ZM179 73V74H178ZM185 73V74H184ZM193 76V75H197L196 73H198V76H196V78L197 79H195L194 77H192L190 74ZM207 73V74H206ZM223 74V76H222V74ZM226 73H227V75H226ZM231 73V74H230ZM247 73V74H246ZM22 74H24V75H22ZM41 74V75H40ZM72 76L73 75V77L75 78H70V75ZM96 74H98L99 75V77L96 75ZM172 76H171V75ZM174 74H176V75H174ZM217 74H218V76H217ZM219 74H221L220 75V78H219ZM13 75V74H12ZM17 75H19V76H17ZM51 75H53V77H54V79H53V77L51 76ZM58 76V77H56V76ZM132 75H133V79H134V82H133V79L131 78L132 77ZM139 75V77L141 78H139V77H137ZM156 75H158V76H156ZM167 75V76H166ZM188 76V78H187V76ZM203 75V76H202ZM208 75H210V76H208ZM229 75V76H228ZM234 75V76H233ZM240 78V79H238V77ZM242 75V76H241ZM248 75H249V77L251 76V77H253V78H249L248 77ZM255 75V76H254ZM256 75H258V76H256ZM20 76H22V77H20ZM27 78H26V77ZM34 76H35V78L37 77V78H40L41 76V80L39 79V81H36V80H38V79H34ZM44 76H46L45 77V79H44ZM50 76V77H49ZM83 76H84V78H83ZM93 76H94V78H95V76H96V80L93 78ZM102 76H104V77H102ZM110 76V77H109ZM113 76V79L114 80H112V77ZM117 76V77H116ZM119 76H121V78L119 77ZM131 76V77H130ZM145 76L147 77V79L148 80H150L151 78H153V76H156V77H154V78H156V79H154L153 78V83H152V81H151V85H149V83H150V81L148 82V81H146L145 80ZM148 76H150V77H148ZM177 77V79H176V77ZM180 76V77H179ZM184 76H185V78H184ZM202 76V77H201ZM205 76V77H204ZM227 76V77H226ZM232 76H233V78H234V80L236 79V80H238V82H236V80H235V82H234V80H231V79H233L232 78ZM20 78V81L18 82V78ZM49 77V78H48ZM86 77V78H85ZM102 79H101V78ZM108 77V78H107ZM116 77V78H115ZM159 77V78H158ZM167 77H169V79L167 78ZM170 77H172V78H170ZM173 77H174V79H175V82H174V79H173ZM218 77V78H217ZM224 77V78H223ZM231 77V78H230ZM259 77V78H258ZM46 78H48V80H46ZM88 78H90V80L91 81H94V82H96V83H93V82H91V81H89V79ZM99 78V79H98ZM111 78V79H110ZM118 78V79H117ZM120 78V79H119ZM125 78V79H124ZM137 78V79H136ZM158 78V79H157ZM245 78V81H247V83H245L244 81H243V79ZM24 79H26V80H24ZM30 79V80H29ZM35 81H34V80ZM42 79H43V81H42ZM49 79H52V80H50L49 81ZM58 79V80H57ZM68 79H71V80H73V81H69V83H68ZM81 79V80H80ZM138 79H140V80H138ZM142 79H143V81H142ZM168 79V80H167ZM170 79H172V80H170ZM200 79V80H199ZM205 79H207V80H205ZM210 81H212V83H213V85H212V83H207L209 80ZM217 79V80H216ZM259 80V82H258V80ZM23 80H24V82H23ZM64 80V81H63ZM65 80H67L66 82H65ZM102 80V83H98L97 81H101ZM118 80V81H117ZM130 80V81H129ZM154 80H157L156 82H154ZM179 80V81H178ZM183 82H181V81ZM199 81V82H202V84L201 83H198L199 85H196V81ZM202 80V81H201ZM250 80V81H249ZM10 81V82H11ZM22 81V82H21ZM44 81H47L46 82V84H45V82ZM55 81V85L53 86H51L50 87V84H52V82H54ZM57 81V82H56ZM79 81H80V83H81V86H80V83H79ZM88 81V82H87ZM103 81H107L106 83L104 82L103 83ZM110 81V82H109ZM132 81V82H131ZM162 81V82H161ZM168 81L170 82V83H168ZM177 81V82H176ZM195 81V82H194ZM206 81V82H205ZM232 81V82H231ZM256 81V82H255ZM262 81V82H261ZM63 82H65L64 83V85H63ZM70 82H74L73 84L72 83H70ZM78 82V83H77ZM86 83L87 85H84L83 83ZM118 82V83H117ZM125 82V83H124ZM137 82V83H136ZM148 82V83H147ZM161 82V83H160ZM163 82L165 83V84H163ZM205 82V83H204ZM221 82V83H220ZM234 82V83H233ZM239 82H240V84H239ZM255 82V83H254ZM19 83V84H18ZM41 83H43V84H41ZM50 83V84H49ZM67 83L68 84H70V86L72 85V87H70V88H68L69 86L67 85ZM89 83V84H88ZM114 84L115 86V89H116V86H117V89H116V91H120L119 93L118 92H116L115 91V89L113 88V86H109L110 84ZM118 85H117V84ZM134 83V84H133ZM140 83V84H139ZM155 83H159V84H161V85H159V84H155ZM185 83V84H184ZM193 83V84H192ZM234 85H233V84ZM252 83H254V84H252ZM258 83H260V84H258ZM28 84V85H27ZM29 84L31 85V86H29ZM39 84V85H38ZM40 84L42 85V86H40ZM49 84V85H48ZM65 84H66V86H68V87H65ZM75 84H76V86H75ZM79 84V85H78ZM91 84V85H90ZM94 84V85H93ZM95 84H97V86L95 85ZM103 84V85H102ZM107 84V85H106ZM122 84V85H121ZM126 84H127V86H126ZM131 84V85H130ZM138 84V85H137ZM145 84V85H144ZM157 85V87L155 86V85ZM190 84H192V85H190ZM200 84H201V86H200ZM206 84H208L207 85V87L206 86H204V85H206ZM237 84H238V86H237ZM262 84V85H261ZM47 86V87H45L44 88V86ZM57 85V86H56ZM84 85V86H83ZM100 85H101V87L103 88V87H109V89L107 90V88H104L105 90H103V91H100V90H102V88L100 87ZM130 85V86H129ZM136 85V86H135ZM148 85V86H147ZM153 85H154V87H153ZM159 85V86H158ZM170 85V86H169ZM178 85V86H177ZM180 85V86H179ZM184 85H186V86H184ZM233 85V86H232ZM236 85V86H235ZM242 85H244L245 87H243ZM247 85V86H246ZM35 86V87H34ZM87 88H86V87ZM89 86V87H88ZM94 86H96V88L94 87ZM132 86V87H131ZM143 87V89L142 88H140V87ZM162 88H161V87ZM182 86V87H181ZM196 86V87H195ZM199 86H200V88H201V90L200 89H198L199 88ZM209 86H211L210 88H212L211 90H210V88H209ZM240 86H242L241 87V89H240ZM20 87V88H21ZM24 87V88H25ZM61 87H63V88H61ZM83 87H85L84 88V90L82 89ZM98 87H100L99 88V90H98ZM121 87H122V89H123V92H124V95L122 94V91H121ZM125 87V88H124ZM126 87L128 88L127 90H126ZM135 87H136V89H137V91L140 89V91H138L139 93H137V91H133L132 89H134L135 90ZM149 87H150V89H149ZM151 87H153V88H151ZM166 87H168V88H166ZM179 87V88H178ZM190 87V88H189ZM232 87V88H231ZM235 87H237V89H235ZM246 87H247V89H246ZM248 87H249V92H248ZM258 87V88H257ZM47 88H49L50 90H47ZM81 88V89H80ZM95 88V89H94ZM112 88V89H111ZM129 88H131V89H129ZM172 88H173V90H172ZM188 88V89H187ZM193 88L195 89V90H197V92L195 91V90H193ZM204 88H205V91H204ZM207 88V89H206ZM214 88V89H213ZM245 88V89H244ZM250 88H252V89H250ZM56 89V90H55ZM58 89V90H57ZM93 89L94 90H96V92L98 91V92H100V93H96L95 91L94 92H92L93 91ZM111 89V90H110ZM114 89V90H113ZM142 89V90H141ZM153 89H154V91H153ZM156 89H157V91H156ZM167 89V90H166ZM170 89V90H169ZM179 89H180V91H179ZM190 89V90H189ZM235 89V90H234ZM31 90V89H30ZM52 90H53V92H52ZM73 90H75V91H73ZM80 90H82L83 92L82 93H80L81 91ZM87 90V91H86ZM90 90H92V91H90ZM131 90V92H129V91ZM152 90V91H151ZM159 90H163V91H161V92H158ZM178 92H177V91ZM231 92H235V93H231ZM238 90H240V91H238ZM251 90V91H250ZM33 91H30V92H33ZM55 91V92H54ZM73 91V92H72ZM105 91V92H104ZM109 91H111V95L109 94V95H107L108 93H109ZM113 91V92H112ZM189 91V92H188ZM192 91V92H191ZM200 91V92H199ZM203 92V94H201L202 92ZM212 91V92H211ZM242 91V92H241ZM102 92H104V95L102 94ZM108 92V93H107ZM115 92V93H114ZM134 92V93H133ZM136 92V93H135ZM155 92H158V93H155ZM171 93L173 96H171V94L169 95L168 93ZM177 92V93H176ZM183 92V93H182ZM185 92V93H184ZM186 92H188V93H186ZM219 92V94H217V93ZM252 92V93H251ZM49 93V94H50ZM57 93H59V94H62V95H60V96H58L57 95ZM74 93V94H73ZM89 93V94H88ZM92 93H94V94H92ZM106 93V94H105ZM146 93V94H145ZM149 93V95H147ZM163 93V94H162ZM198 93H200L199 95H198ZM207 93H209V95H207ZM213 93V94H212ZM238 93V94H237ZM242 93V94H241ZM246 93H248V94H246ZM80 94V95H79ZM93 96H92V95ZM100 94V95H99ZM112 94H114V96L112 95ZM118 94H122L121 95V97H120V95H118ZM134 94H137V95H134ZM140 94V95H139ZM157 94V95H156ZM175 94V95H174ZM178 94V95H177ZM211 94H212V96H211ZM222 96H221V95ZM229 95V96H223V95ZM253 94V95H252ZM255 94L258 96H255ZM260 94H261V96L262 97H260L261 99H259V96H260ZM72 95V96H71ZM74 95H75V97H74ZM84 95V96H83ZM87 95V98L85 97ZM97 95H99V96H103V97H98ZM125 95H127L128 96V98H125V97H127V96H125ZM131 95V96H130ZM133 95V96H132ZM141 95H143V96H141ZM160 95V96H159ZM172 97V98H169L170 100H168V98L167 97ZM180 95H182V96H180ZM205 95V96H204ZM214 95V96H213ZM220 96V97H218V96ZM63 96H64V98H63ZM66 96V97H65ZM77 96L79 97V98H77ZM88 96H90L91 98V100L89 99V97ZM96 96V97H95ZM104 96H105V98H110V97H112V99L110 100V102L108 101L109 99H105L104 98ZM106 96H109V97H106ZM117 96V98H115ZM138 96H140L139 98H138ZM148 97L147 99H149V101L145 98V97ZM162 96H165L166 98H164L163 99V97ZM177 96H179V97H177ZM191 96V97H190ZM198 96V97H197ZM201 96H203L202 98H204V100L203 99H201ZM208 96H209V98H208ZM212 98H211V97ZM216 96H217V98H218V101H219V103H218V101H217V99H216ZM233 96V97H232ZM246 96V97H245ZM249 98H248V97ZM93 97V98H92ZM120 97V98H119ZM131 98V101H128V100H130V98ZM154 97V98H153ZM160 97H162V98H160ZM206 97V98H205ZM225 97V98H224ZM234 97H236L237 99H233ZM241 97V98H240ZM243 97V98H242ZM251 97V98H250ZM254 97V98H253ZM256 97V98H255ZM59 98V99H60ZM95 98H96V102H95ZM141 98H142V100H141ZM151 98V99H150ZM158 99V98H160L159 100H157L156 101V99ZM174 98H176V99H174ZM179 98V99H178ZM183 98H185V99H183ZM216 100H215V99ZM228 98H229V101L232 103V104H230V102L229 101H227L228 100ZM78 99H81V100H78ZM87 99V100H86ZM97 99L99 100L98 102H97ZM120 99V100H119ZM123 99L126 101V102H128V103H125L124 101H123ZM133 99V100H132ZM143 99H145V100H143ZM162 99H163V101H162ZM167 99V100H166ZM181 99V100H180ZM186 99H188V100H186ZM209 99V100H208ZM210 99H214L212 102H211V100ZM245 99V100H244ZM94 100V103L92 102ZM113 100H114V102H113ZM136 100V101H135ZM138 100V101H137ZM164 100H166V101H164ZM176 100V101H175ZM184 100H186V101H184ZM193 100H194V102H193ZM199 102H198V101ZM220 100H222V101H220ZM226 100V101H225ZM233 100V101H232ZM235 100H237V102L235 101ZM239 100V101H238ZM240 100H242V101H244V102H242V101H240ZM248 100V101H247ZM107 101V102H106ZM139 101H141V103L144 105H140L139 106ZM142 101H144V102H142ZM153 103H152V102ZM158 101L160 102V103H158ZM171 101L174 103H171ZM184 101V102H183ZM224 101V102H223ZM235 101V102H234ZM250 101V102H249ZM101 102V103H100ZM117 102H118V104H117ZM122 102H123V104H122ZM134 102H135V104H134ZM139 102V103H138ZM156 102V103H155ZM167 104H166V103ZM169 102V103H168ZM176 102V103H175ZM181 102V103H180ZM186 102V103H185ZM192 102H193V104H192ZM204 102H207V103H204ZM210 102V103H209ZM220 102H222V104H220ZM226 102V103H225ZM241 102V103H240ZM247 102H249L250 104V106L248 105V103ZM261 102H262V105L260 106L259 104H261ZM93 103V105H91ZM100 103V104H99ZM103 103H105V104H103ZM108 103V104H107ZM110 103H112V105L110 104ZM113 103L115 104V107L113 106ZM148 103V104H147ZM159 105H158V104ZM181 105H180V104ZM182 103H185V104H182ZM189 103H190V107H189ZM197 103H199V105L197 104ZM202 103V104H201ZM204 103V104H203ZM216 103V104H215ZM224 103H225V105H224ZM234 103V104H233ZM245 103V104H244ZM255 103V105H253V104ZM86 104H90L89 106L88 105H86ZM99 104V105H98ZM103 104V105H102ZM126 104V105H125ZM128 104V105H127ZM136 105L137 104V108L139 107L140 109L142 108L143 110H141L142 111V113H141V111H140V109L138 108V111H137V108L135 109V106L134 105ZM156 106H155V105ZM161 104V105H160ZM179 104V105H178ZM192 104V105H191ZM208 104V105H207ZM210 104H212V105H210ZM213 104H215V105H213ZM218 104V105H217ZM229 104V105H228ZM240 104V105H239ZM242 104L244 105V106H242ZM248 105L249 106V108H248V106H245V105ZM252 104V105H251ZM31 105V106H30ZM81 105H83L82 107H81ZM97 105V106H96ZM105 105V106H104ZM107 105H109V106H107ZM116 105H117V107H116ZM122 105V106H121ZM133 105V106H132ZM146 105V106H145ZM157 105L159 106V108L157 107ZM167 106V107H165V106ZM183 105V106H182ZM188 105V106H187ZM193 105H195V107L193 106ZM201 105V106H200ZM207 105V106H206ZM227 105L228 106H230L231 108H232V110L229 108V107H227ZM232 105H233V107H234V105H235V107L236 108H238V110L234 107H232ZM34 105L32 104V102H29L28 103V106H27V108H26V111H27V113H28V116H41L40 114H38V111L36 110V108L35 107H33ZM86 106H88V109L89 110H87V108H86ZM94 106H96V107H94ZM98 106H100V107H98ZM102 106V107H101ZM107 107V108H105L104 109V107ZM124 106V107H123ZM143 106V107H142ZM153 106H154V108H153ZM182 107V109H184V110H182L181 109V107ZM185 106V107H184ZM188 108H187V107ZM203 106V107H202ZM211 106H214L215 108L213 109V107H211ZM217 106V107H216ZM220 106H221V108H220ZM239 106H241V107H239ZM74 107H76V108H74ZM85 107V108H84ZM92 107H94V108H92ZM113 107V108H112ZM123 107V108H122ZM125 107H126V109H125ZM147 107H148V109H147ZM152 109H151V108ZM160 107H162V108H160ZM178 107H180V108H178ZM202 107V108H201ZM209 107V108H208ZM211 107V108H210ZM219 107V108H218ZM222 107H224V108H222ZM245 107V108H244ZM34 108V109H33ZM81 108L83 109V111H81ZM96 108V109H95ZM101 109V111H100V109ZM129 108H131V109H129ZM156 108H158V109H156ZM166 108V109H165ZM175 109V110H173V109ZM191 108V109H190ZM197 108V109H196ZM208 108V109H207ZM247 108V109H246ZM258 108H259V110H258ZM262 108V109H261ZM31 109V110H30ZM75 109H77V111H75ZM86 109V111H88V113L89 112H91V114L90 115H92L93 116V118H91V116L89 115V116H87V115H85L87 112L86 111H84ZM99 109V111H96V110H98ZM111 109V110H110ZM113 109V110H112ZM116 109H117V111H116ZM121 109V110H120ZM133 109V110H132ZM153 109H155V110H153ZM161 109V110H160ZM172 109V110H171ZM177 109V110H176ZM185 109H186V111H185ZM190 109V110H189ZM202 109V110H201ZM205 109H206V112H204L205 111ZM210 109V110H209ZM217 109V111L218 112H214L215 110ZM219 109V110H218ZM222 109H224V110H222ZM225 109H228V110H226L225 111ZM243 109V110H242ZM254 109V110H253ZM29 110V111H28ZM91 110V111H90ZM122 110H125V111H127L126 113L128 114V116H127V118H126V113L124 112V111H122ZM158 112H157V111ZM165 110V111H164ZM192 110V114H191V111ZM210 111L209 113L207 112V111ZM235 110V111H234ZM237 110V111H236ZM34 111H37L36 113L34 112ZM96 112V114H97V116H100L101 114H103L104 115V119H103V115H101L100 116V118L98 117H96V114H95V112ZM109 111V112H108ZM112 111H113V114H112ZM116 111V112H115ZM120 111V112H119ZM136 111V112H135ZM145 111V112H144ZM148 113H147V112ZM157 112V113H155V112ZM194 111V112H193ZM200 111H201V113H200ZM203 111V112H202ZM247 111L249 112V113H247ZM30 112V113H29ZM31 112H33V113H31ZM78 112H81V113H78ZM84 112H85V114H84ZM98 112H100V113H98ZM102 112V113H101ZM104 112H107L106 114L104 113ZM131 112V113H130ZM138 114V113H141V114H139V117L141 118V120H142V123L140 122V118L139 117H137V118H135V119H137V122L139 121V123H137V122H135L136 120L134 119V117L136 116L135 114ZM174 112V113H173ZM180 112V113H179ZM183 112V113H182ZM186 112V113H185ZM188 112V113H187ZM221 112H223V113H221ZM226 112H227V114H226ZM230 112V113H229ZM239 112V114H237ZM251 112H252V114H251ZM253 112H254V114H253ZM258 112L261 114H258ZM87 113V114H88ZM118 114V116L120 117V118H122L121 119V121L123 122H121L120 121V118L119 117H117L116 116V114ZM119 113H122L121 115L119 114ZM130 113V114H129ZM205 113V114H204ZM212 113V114H211ZM220 114V115H218V114ZM242 113V114H241ZM245 113V114H244ZM33 114V115H32ZM79 116H78V115ZM100 114V115H99ZM149 114V115H148ZM180 114H181V117H180ZM188 114V115H187ZM208 115V117H207V115ZM211 114V115H210ZM217 114V115H216ZM223 116H222V115ZM230 114V115H229ZM243 115V117H241V115ZM251 114V115H250ZM257 114V115H256ZM26 115V114H25ZM20 116V117H22V119L21 120H25V118H26V120H28V116L26 117V116ZM70 115V116H71ZM84 117H83V116ZM105 115H107V116H109L110 115V117H108V119H110V120H108V119H106L105 120V118H107ZM111 115L112 116H115L117 119H118V121H120L119 123L118 122H116V118L115 117H112L111 118ZM129 115L132 117L133 116V118L131 119V117L129 118ZM142 117H141V116ZM145 115H147V117L149 116V118H150V121H149V118L147 119V117H145L144 118V116ZM168 115V117H164V116H167ZM201 115V116H200ZM213 115V116H212ZM236 115H237V118L238 119H235V117H236ZM138 116V115H137ZM176 116V117H175ZM186 116V117H185ZM204 116V117H203ZM215 116H218V120L215 118ZM219 116H221V118L219 117ZM231 116H233V117H231ZM239 116V117H238ZM253 116V117H252ZM259 116V117H258ZM6 116L4 115V116H2L1 117V119L3 120V118H5ZM79 117H83V118H79ZM96 117V118H95ZM157 118V120H156V118ZM170 117V118H169ZM173 117V118H172ZM185 117V118H184ZM209 117H210V119H209ZM213 117V118H212ZM229 117L231 118V119H229ZM78 118V119H77ZM86 118H88V119H86ZM89 118H91L92 119V121H89V120H91V119H89ZM159 118L160 119H162V120H159ZM164 118H166V119H164ZM172 118V119H171ZM183 118V119H182ZM201 118H205V119H201ZM215 121V124L213 123L214 121L212 120V119ZM230 120L229 122H228V119ZM234 118V119H233ZM241 118V119H240ZM19 119V120H20ZM68 119V118H67ZM70 120H71V118H69ZM68 119V120H69ZM83 119V121H81ZM96 119V120H95ZM103 119V120H102ZM124 119H125V121H124ZM133 119L135 120V121H133ZM177 119V120H176ZM187 121H186V120ZM201 120L202 121V123L199 121V120ZM207 119V120H206ZM240 119V120H239ZM79 120V121H78ZM107 120L108 121H111V123H112V121L114 122V124H116V125H113V123H112V125H113V127H112V125L111 124H109L110 125V127L111 128H109V126H107V124H105V123H108L107 122ZM132 120V121H131ZM153 120V121H152ZM159 120V121H158ZM163 120H164V122H163ZM166 120V121H165ZM170 120H173V121H171V124H170ZM176 120V121H175ZM193 120V121H192ZM225 121V123H224V121ZM233 120H234V123H233ZM235 120H237V121H235ZM246 120V121H245ZM262 120H263V122H262ZM95 121L97 122V123H95ZM100 121V122H99ZM129 121V122H128ZM130 121L133 123V125H130L129 126V124H132V123H130ZM143 121H145V122H143ZM146 121H149L148 123L146 122ZM178 121V122H177ZM181 121V122H180ZM191 121V122H190ZM209 121H211V123L209 122ZM213 121V122H212ZM217 121V122H216ZM239 121V122H238ZM241 121H242V123H241ZM244 121V122H243ZM253 121V122H252ZM84 123V125L82 124V123ZM90 122V123H89ZM124 122H128V124L127 123H124ZM153 122H156L155 124H152ZM160 122H162V124L160 123ZM174 122H175V125H178V127H179V125H181L180 126V128L178 129L175 125H174ZM185 124H184V123ZM207 124V125H205V123ZM209 122V123H208ZM262 122V123H261ZM64 123L65 124H68V125H66V127L64 128ZM78 123V124H77ZM80 123V124H79ZM88 123L90 124V125H88ZM91 123H93V124H91ZM139 125V127L137 126V124ZM143 123H144V125H143ZM147 124V126H145L146 124ZM165 123V124H164ZM178 123V124H177ZM204 123V124H203ZM220 123V124H219ZM227 123V124H226ZM237 123V124H236ZM102 124V125H101ZM134 124H136V126L134 125ZM148 124L150 125L149 127H148ZM171 125V127H170V125ZM182 124H184L183 126H182ZM200 124H202V125H200ZM223 124V125H222ZM226 126H225V125ZM229 124H232V125H229ZM243 124V125H242ZM258 124H259V126H258ZM45 125H47L46 127H45ZM76 125H79L78 127L76 126ZM93 126V128L91 127H88V126ZM101 127H100V126ZM104 125V126H103ZM123 125V126H122ZM152 125H153V127H152ZM154 125H156V126H154ZM165 125H167L166 127H165ZM196 125H198V126H196ZM205 125V126H204ZM210 125H212L211 126V128H212V130H210L211 128H210ZM219 125V126H218ZM221 125V126H220ZM236 125H237V127H236ZM241 125V126H240ZM41 126V127H40ZM50 128H49V127ZM76 126V127H75ZM98 126V128H95V127H97ZM107 126V127H106ZM114 126H116L117 127V129H118V132H117V134L120 132V134H118V135H116V131L117 130H115V128L116 127H114ZM121 126V127H120ZM124 126H125V130H123L124 129ZM127 126V127H126ZM146 127V129H145V127ZM166 128H164V127ZM171 128V129H169V127ZM174 126V127H173ZM200 126V128H198ZM201 126H203V130L204 131H200V130H202L201 129ZM208 126H209V128H208ZM228 126V127H227ZM233 126V127H232ZM82 127V128H81ZM90 128V130L88 129V128ZM104 127V128H103ZM122 127H123V129H122ZM129 127H132L134 130H135V132H136V130L137 129H135V127H137L138 129L139 128H141L142 130H146L145 131V133L146 132H148L147 133V136H146V134H143V132L144 131H141V129H139V130H137V132L136 133H132L131 134V132L133 131L134 132V130H132L131 131V129L129 128ZM151 127V128H150ZM156 127H157V129H156ZM182 127H183V129H182ZM190 127V128H189ZM217 127V128H216ZM222 129H221V128ZM223 127H227V128H229V129H225V128H223ZM245 127V128H244ZM257 127V128H256ZM260 127V128H259ZM1 128V127H0ZM64 128V129H63ZM69 128V129H68ZM79 128V129H78ZM86 128V129H85ZM101 128V129H100ZM105 128H106V130H105ZM121 128V129H120ZM144 128V129H143ZM153 128H154V131H153ZM175 128V129H174ZM188 128V129H187ZM193 128V129H192ZM194 128H196V129H194ZM215 128V129H214ZM233 128V129H232ZM240 130H239V129ZM62 129H63V131H62ZM71 129V130H70ZM97 129V130H96ZM102 129H104V130H102ZM110 131H109V130ZM150 129H152V131L150 130ZM164 129V130H163ZM199 129V130H198ZM221 129V130H220ZM237 129V130H236ZM259 129V130H258ZM262 129H263V131H262ZM64 130H66V131H64ZM68 130V131H67ZM71 132H75V134H73V133H70V131ZM94 130H96V132L94 131ZM108 130V131H107ZM121 130V131H120ZM156 130V131H155ZM164 132H163V131ZM165 130H167L166 131V133H165ZM172 130V131H171ZM174 130H177V131H174ZM185 130V131H184ZM189 130V131H188ZM226 130H230V133H226V132H228V131H226ZM239 130V131H238ZM243 130V131H242ZM46 131V132H45ZM50 131H51V133L53 134H50ZM59 132V134L57 133V134H55V132ZM80 131H82V132H80ZM91 131V132H90ZM102 131V132H101ZM104 131H106V132H104ZM112 131V132H111ZM131 131V132H130ZM197 133H195V132ZM212 131H214V133L212 132ZM217 131V132H216ZM224 131H226V132H224ZM234 131V132H233ZM235 131H236V133H235ZM2 132V133H1ZM1 135H0V137L2 138H0V140H2V142H3V145H8L7 147H9V148H11L10 147V144H9V142L11 141V139H10V137H8V139H7V137H6V134L5 135H3V130H1ZM63 132V133H62ZM66 132V133H65ZM85 132V134H83ZM88 132V133H87ZM95 132V134L96 135H92V136H89V134L91 135V134H93V133ZM99 132H101V133H99ZM141 134V135H138L139 133ZM142 132V133H141ZM151 132H154V134L153 133H151ZM161 133V134H157V133ZM173 132V133H172ZM175 132V133H174ZM203 132V133H202ZM215 135H213L212 133ZM241 132V133H240ZM245 132V133H244ZM34 133V134H33ZM36 133V134H35ZM46 133H47V135H46ZM61 133V134H60ZM69 133H70V135H69ZM98 133V134H97ZM127 133V134H126ZM130 133V134H129ZM156 133V134H155ZM162 133H164V134H166V135H164V134H162ZM181 133V135L179 136V134ZM190 135H189V134ZM201 133V134H200ZM207 133H210L209 135H207ZM222 133V134H221ZM225 133V134H224ZM234 133V134H233ZM30 134V135H29ZM71 134H73V135H71ZM78 134H79V136H78ZM81 134H83V135H81ZM109 134V135H108ZM115 134V136H117V137H113L112 135H114ZM129 134V135H128ZM135 134V135H134ZM143 134V135H142ZM150 134H152V135H150ZM170 134H173V136H172V138H170L171 137V135ZM176 135V137H174L175 135ZM203 134H205V135H203ZM240 134V135H239ZM34 135V136H33ZM36 135V136H35ZM38 135V136H37ZM44 135H46L47 136V138H46V136H44ZM48 135H49V137H48ZM57 135H59V137L57 136ZM65 135V136H64ZM86 135H87V138H85L86 137ZM100 137H99V136ZM105 135H107V136H105ZM121 135V136H120ZM124 135V136H123ZM132 135V136H131ZM136 135H138L137 136V138L136 137H134V136H136ZM150 135V136H149ZM158 135V136H157ZM161 135V136H160ZM163 135H164V137H163ZM170 135V136H169ZM191 135H197V136H191ZM224 136L223 137V140H220V139H222L221 138V136ZM227 135V136H226ZM232 135V136H231ZM246 135V136H245ZM69 136L71 137V139L69 138ZM73 136H75V137H73ZM99 137V139L101 138V137H106V138H108V140L106 139V138H101L100 139V141L98 140V141H96L97 139H98V137ZM128 136H129V138H128ZM141 136H143V137H141ZM148 137L147 139H149V141L146 139V137ZM157 136V138H155ZM160 136V140L158 139V137ZM191 136V137H190ZM208 136H209V139H208ZM243 136V137H242ZM5 139H4V138ZM32 137H34V138H32ZM41 139H40V138ZM43 137H44V139L45 140H42L43 139ZM50 137H52V138H50ZM56 137V138H55ZM65 138V140H64V138ZM77 137V138H76ZM78 137H79V140H81V141H84V142H80V141H78L77 139H78ZM82 137V138H81ZM91 138V139H89V138ZM109 137H110V139H109ZM121 138V139H119V138ZM132 139H131V138ZM166 137H169V138H167L166 139ZM201 137H203V140H202V138ZM240 137V138H239ZM251 137V138H250ZM38 138V139H37ZM50 140H49V139ZM55 138V139H54ZM59 138V139H58ZM60 138H63L62 140H61V142H60ZM74 138L76 139V140H74ZM85 138V139H84ZM114 138H115V140H114ZM124 138V139H123ZM126 138H127V140H126ZM136 138V139H135ZM164 138V139H163ZM175 138V139H174ZM186 138V139H185ZM190 138V140H188L187 141V139H189ZM206 138V139H205ZM226 138V139H225ZM228 138H230V139H228ZM232 138H233V140H232ZM236 139V141H235V139ZM237 138H239L238 140H237ZM244 138V139H243ZM249 138V139H248ZM5 140V142H4V140ZM31 139H33V140H31ZM46 139L48 140V141H56V142H53V143H55V144H53L52 145V142L51 143H49V142H47L46 143ZM52 139V140H51ZM89 139V140H88ZM118 139V140H117ZM130 139V140H129ZM139 139V140H138ZM143 139V140H142ZM145 139V140H144ZM165 139L167 140V141H165ZM168 139L170 140V139H173V140H170V141H168ZM197 139H198V141H197ZM208 139V140H207ZM211 139H213V140H211ZM214 139L216 140V141H214ZM257 139V140H256ZM8 140H10V141H8ZM40 140V141H39ZM58 140V141H57ZM70 140H72V144H71V142H70ZM88 140V141H87ZM90 140H91V144H90ZM103 140V141H102ZM107 140V141H106ZM119 140H121L122 142H120ZM135 140V141H134ZM176 140V141H175ZM184 140H185V143H184ZM191 140H193L194 142H192L191 143ZM224 140H226L225 142H224ZM229 140H231L232 142H229ZM245 140L247 141L246 142V144H245ZM249 140H251V141H249ZM260 140V141H259ZM8 141V142H7ZM36 143H34V142ZM74 141V142H73ZM109 141L111 142V143H109ZM120 142V143H117V142ZM127 141V142H126ZM143 141H144V143H143ZM147 141V142H146ZM153 141V142H152ZM156 141V142H155ZM158 141L160 142H162V143H159L158 144ZM164 141V142H163ZM173 141V142H172ZM183 141V145H182V143L181 142ZM190 141V142H189ZM199 141L201 142V143H199ZM209 142V143H206V142ZM238 141V142H237ZM243 143H242V142ZM255 141L256 142H258L259 143V145H258V143L256 144L255 143ZM44 145H42L41 143ZM45 144H44V143ZM60 143V146H59V143ZM64 143V145H63V143ZM65 142H68V143H65ZM76 142V143H75ZM79 142H80V144H79ZM101 142V143H100ZM102 142H103V144H102ZM108 142V143H107ZM151 142V143H150ZM176 142V143H175ZM187 142V143H186ZM198 142V143H197ZM203 142V143H202ZM213 142H214V146H212L213 145ZM221 142H223V145L221 146ZM228 144H227V143ZM236 142V143H235ZM250 142V143H249ZM253 142L256 144V145H258V146H256L255 144H253ZM261 142L263 143V144H261ZM30 143V144H29ZM56 143H57V145H56ZM78 143V144H77ZM83 143V144H82ZM96 143H99V144H96ZM105 143V144H104ZM113 143H115V144H113ZM122 143H126L125 145H126V147H123L124 146V144H122ZM128 143V144H127ZM131 143H134L135 145H133V144H131ZM150 143V144H149ZM152 143H154V144H152ZM194 143L196 144V145H194ZM217 143V144H216ZM234 143V144H233ZM241 143V144H240ZM50 144H51V146H50ZM65 144H70L69 145V147L71 146L72 148L74 147L73 145L74 144H76L75 146V148H73L74 149V152H77V149H78V151L79 150H82V151H79V154H77V153H74L75 155H72L73 153H72V148L70 147H68L67 145H65ZM94 144V145H93ZM108 144L109 145H111L112 147H115L114 149L113 148H111L110 146H108ZM136 144H137V146L138 147H140L141 149L139 150V149H137L136 147ZM158 145V147H156V145ZM161 144V145H160ZM164 144V145H163ZM174 145V146H172V145ZM180 144V145H179ZM191 144V145H190ZM202 144V145H201ZM209 144V145H208ZM224 144L226 145V146H224ZM238 144V145H237ZM240 144V145H239ZM250 144V145H249ZM27 145V146H26ZM31 145V146H30ZM61 145H63V147L65 148H62V146ZM79 145H80V147H82L81 149H79L80 147H79ZM84 145V146H83ZM87 145V146H86ZM98 147H97V146ZM100 145H102V148L104 149V151H103V149L102 148H100L101 146ZM116 145V146H115ZM127 145H128V147H127ZM143 145V146H142ZM153 145H154V147H153ZM171 147H170V146ZM195 147H194V146ZM209 147H208V146ZM216 145H217V148H215L216 147ZM237 145V146H236ZM246 146V147H244V146ZM249 145V146H248ZM256 146V148H260L259 150L258 149H255V146ZM261 145H262V147L263 148H261ZM20 146H23L22 148L20 147ZM53 146H57V147H55V148H53ZM92 146H95L96 147V149H95V147H92ZM103 146H105V147H103ZM108 146V147H107ZM118 146V147H117ZM122 146V147H121ZM175 146L177 147V149L175 148ZM184 146V147H183ZM193 146V147H192ZM253 146H254V149H253ZM260 146V147H259ZM6 147V148H7ZM30 147H32V148H30ZM88 147V148H87ZM120 147V148H119ZM130 147H132V148H134V149H132V150H130L129 151V154L127 153L128 152V150L127 149H125V148H130ZM157 149H156V148ZM159 147H161V148H159ZM174 148V150H176L175 151V154H174V150H173V148ZM197 147H198V149H197ZM208 149H206V148ZM228 147H229V149H231V150H229L228 149ZM248 147H250V148H248ZM35 148H36V151L38 152H36L35 151ZM43 148V149H42ZM57 148V149H56ZM67 148V149H66ZM85 148V149H84ZM91 148V149H90ZM153 148V149H152ZM185 148V149H184ZM234 148V149H233ZM246 148V149H245ZM15 149V150H16ZM32 150V151H30V150ZM70 149V150H69ZM86 149H87V151H86ZM93 149H95L94 150V155H93ZM98 149H100L99 151H98ZM110 150V151H108V150ZM120 149H122V150H120V152H118ZM156 149V150H155ZM182 149H184V150H182ZM214 149H215V151H214ZM223 149V150H222ZM224 149H226V150H224ZM243 149V150H242ZM245 149V150H244ZM249 149V150H248ZM251 149V150H250ZM9 150V149H8ZM14 150V151H15ZM23 150H25V151H27V152H34L33 154L31 153H26L25 154V151H23ZM48 150V151H49ZM50 150V151H51ZM70 151L71 152V154H69L70 152H68L67 153V151ZM76 150V151H75ZM90 150H92V152H91V155H90ZM106 150L110 153L111 151H112V155H111V153L109 154L108 152H106ZM139 151L138 153L136 152V151ZM146 150V151H145ZM150 150V151H149ZM189 150H191V153L189 154L188 153V151ZM222 150V151H221ZM231 151V152H235L236 154H237V156H236V154L233 152V153H230L229 151ZM233 150V151H232ZM236 150V151H235ZM247 150V151H246ZM253 150V151H252ZM255 150H257V151H255ZM261 150V151H260ZM17 151V150H16ZM85 151L87 152V153H85ZM97 151H98V153H97ZM102 151V152H101ZM113 151H114V153H113ZM123 151V152H122ZM127 151V152H126ZM143 151H145L146 153H144ZM153 151H155V152H153ZM217 151V152H216ZM242 151V152H241ZM250 151V152H249ZM261 153H260V152ZM20 152V151H19ZM53 152V151H52ZM64 152H65V154H67L68 155V157L64 154ZM80 152H82V153H80ZM124 152H126V153H124ZM133 152L135 153V155H133ZM140 152H142V153H140ZM152 152V153H151ZM173 152V153H172ZM182 152H184V153H182ZM190 152V151H189ZM195 152V153H194ZM203 152V153H202ZM206 152V153H205ZM209 152V153H208ZM227 152V153H226ZM246 152V153H245ZM55 154H56V152H54ZM103 154V156H102V154ZM105 153V154H104ZM122 153V154H121ZM216 153H217V155H216ZM14 154H16V152H14ZM28 154V155H27ZM34 154L36 155L37 154V158L34 156ZM39 154V155H38ZM63 154V155H62ZM76 154H77V156L78 155H82L81 157L80 156H78V157H80L81 159L79 160L78 158H77V156H76ZM96 154V155H95ZM109 154V155H108ZM114 154V155H113ZM116 154V155H115ZM118 154V155H117ZM120 154V155H119ZM138 156H137V155ZM144 154H147L146 156L144 155ZM149 154V155H148ZM157 154V155H156ZM173 154V155H172ZM179 154L181 155V157L179 156ZM183 154L186 156V159L184 160L183 158H184V156H183ZM205 154H207V155H205ZM210 154V155H209ZM234 156H233V155ZM252 154V155H251ZM262 154V155H261ZM26 155V156H25ZM32 155V156H31ZM64 155H65V157H64ZM72 155V156H71ZM87 155V156H86ZM126 155V156H125ZM141 155H143V157L141 156ZM151 155V156H150ZM203 155V156H202ZM209 155V156H208ZM227 155H229V156H227ZM232 155V156H231ZM252 157H250V156ZM257 155L259 156V158L257 157ZM84 156V157H83ZM95 156H97V158L98 157H100V158H96ZM107 156H109V157H107ZM113 156V157H112ZM124 156V157H123ZM134 156V157H133ZM136 156V157H135ZM171 156V157H170ZM183 156V157H182ZM205 156V157H204ZM211 156L213 157V158H211ZM216 158H215V157ZM225 156V157H224ZM240 156L242 157L240 160H242L243 161V163L241 162L240 163V160H239V158H240ZM255 156V157H254ZM262 156V157H261ZM68 159H67V158ZM72 157H73V159H72ZM91 159L92 157H94L93 159L94 160H92V161H90V159ZM102 157H103V159H102ZM110 157H112V159L110 158ZM120 157V158H119ZM139 157V158H138ZM146 157V158H145ZM170 157V158H169ZM175 158V160H177V161H173V159ZM191 160V162H190V160H188V158ZM202 157V158H201ZM206 157H207V160H206ZM237 157V158H236ZM244 157H246V159L244 158ZM60 158V157H59ZM85 160H84V159ZM87 158V159H86ZM109 159V161L107 162V160L106 159ZM114 158V159H113ZM119 158V159H118ZM122 158V159H121ZM126 158V159H125ZM136 158V159H135ZM137 158H138V160H137ZM142 159V161L140 162L139 160H141ZM145 158V160H143ZM152 158V159H151ZM155 158H157V160L155 159ZM172 158V159H171ZM194 158H197L196 160H194ZM216 160H215V159ZM221 158V159H220ZM230 158V159H229ZM251 159V160H248V159ZM33 159V160H32ZM37 159H39L40 161H42V163H40V161L38 160V162L39 163H36L37 161H34V160H37ZM104 159H105V162L107 163H105L104 162ZM111 159V160H110ZM131 159H132V161H131ZM155 161H154V160ZM160 159V160H159ZM168 159V160H167ZM169 159H170V161H169ZM225 159V161H224V163H226L225 165H224V163H223V160ZM226 159H229V160H227L226 161ZM244 159H245V161H244ZM5 161H6V159H4ZM3 160V162L1 163V161H0V171L3 173V172H7V171H9L8 170V166L5 164V161ZM25 162H24V161ZM79 160V161H78ZM81 160H82V162H81ZM87 160V161H86ZM96 160H99V161H101V163H99V161H96ZM103 160V161H102ZM126 160V161H125ZM137 160V161H136ZM167 160V161H166ZM201 160H202V163H201ZM212 160V161H211ZM238 160V161H237ZM251 163V164H253V165H251L250 163H248V161ZM71 161V162H70ZM87 163H86V162ZM90 162V164H89V162ZM112 162V164H113V166H114V168H113V166H112V164H111V162ZM118 161V162H117ZM119 161H121L122 162V164H121V162H120V165H118L119 164ZM130 161V162H129ZM146 161H148V162H146ZM152 161V162H151ZM164 161V162H163ZM186 161H188V162H186ZM196 161V162H195ZM214 161H215V163H214ZM216 161H217V165H216ZM230 161V162H229ZM256 161V162H255ZM259 161V162H258ZM66 162L68 163V165L66 166ZM117 164H115V163ZM127 162V163H126ZM137 164H136V163ZM155 162V163H154ZM171 162V163H170ZM185 162V163H184ZM190 162V163H189ZM194 163V165H193V163ZM198 162V163H197ZM205 164H204V163ZM210 163V165L208 166V164ZM219 162V163H218ZM72 163H74V165L72 164ZM80 163V164H79ZM82 163V164H81ZM93 165H92V164ZM99 165H98V164ZM130 163V164H129ZM134 163H135V166H134ZM140 163V164H139ZM144 163V164H143ZM174 163V164H173ZM179 163V164H178ZM201 163V164H200ZM229 163V164H228ZM5 164V165H4ZM28 164V165H29ZM65 164V165H64ZM70 164H72L73 165V167H72V165L70 166ZM95 164V165H94ZM107 166V165H109L108 166V168L109 169H106L105 168V170H104V166L105 165ZM123 164H124V167H123ZM126 164V165H125ZM133 164V165H132ZM143 164V165H142ZM152 164H154V165H152ZM203 164V165H202ZM250 164V165H249ZM256 164H257V166H256ZM78 165H79V167H78ZM80 165H81V167H80ZM87 165H89V166H87ZM104 165V166H103ZM116 165V166H115ZM122 165V166H121ZM131 165V166H130ZM144 165H146V166H144ZM147 165H149V166H151V167H149V166H147ZM167 165H170V166H167ZM180 165V166H179ZM189 165V166H188ZM249 165V166H248ZM35 166V165H34ZM82 166H84L83 168H82ZM95 166V167H94ZM120 166L122 167V168H120ZM127 166H130V167H127ZM153 166V167H152ZM197 166V167H196ZM199 166H201L202 167V170H201V168L199 167ZM208 166V167H207ZM214 166V168H211V167H213ZM220 166V167H219ZM226 166H228V168L226 167ZM245 166L247 167V169L245 168ZM260 166H261V168H260ZM3 167V169H1ZM5 167V168H4ZM42 169H41V168ZM64 167V168H63ZM67 167V168H66ZM73 168V170H71L72 168ZM74 167H75V170H76V173L74 172L75 170H74ZM88 167H90V169L91 168H93L92 170H90ZM98 167V168H97ZM99 167H101V170L99 169ZM103 167V168H102ZM111 167H112V169H111ZM116 167V168H115ZM118 167V168H117ZM149 167V168H148ZM163 167V168H162ZM184 167V168H183ZM196 167V168H195ZM205 167V168H204ZM210 167V168H209ZM230 167V168H229ZM257 167H258V169H257ZM63 168V169H62ZM77 168V169H76ZM80 170H79V169ZM87 168L89 169V171L87 170ZM139 168V169H138ZM141 168H142V170H141ZM145 168H147V169H145ZM156 168H158L157 170H156ZM218 168V169H217ZM256 168V169H255ZM64 169H66V171L64 170ZM67 169L69 170H71V171H73L72 172V175L74 174H76L75 176H72V175H70L71 174V171L69 170V171H67ZM81 169H82V171H81ZM87 170V173H86V170ZM94 169H95V171H96V173L98 174V171L101 173L100 175L101 176H99V178H97L98 176H96V173H93V172H95L94 171ZM97 169V170H96ZM113 170V171H111V170ZM135 169V170H134ZM149 169V170H148ZM152 169H153V171H155L156 172V174H158V172H159V174H160V176H157V175H155V172H153L152 171ZM160 169V170H159ZM178 169V170H177ZM196 169H197V171H199L198 173L197 172H195L196 171ZM208 169H210V170H208ZM213 169V170H212ZM229 169L231 170V171H229ZM236 169H237V171H236ZM250 169H251V172H250ZM43 170V171H42ZM103 170V171H102ZM132 170H134V171H132ZM146 170H148L147 172H146ZM161 170H162V172H161ZM169 170V171H168ZM171 170V171H170ZM176 170V171H175ZM181 170V171H180ZM188 170V171H187ZM212 170V171H211ZM219 170V171H218ZM221 170H223V172H220ZM259 170H261V171H259ZM45 171H47V172H45ZM58 173H57V172ZM93 171V172H92ZM102 171V172H101ZM115 171V172H114ZM137 171V172H136ZM138 171L140 172V173H138ZM164 171V172H163ZM178 171H179V173H178ZM184 171V172H183ZM190 171H192V172H190ZM203 171V172H202ZM212 172V174H210L211 172ZM214 171V172H213ZM228 171V172H227ZM233 171V172H232ZM0 172V173H1ZM53 172H54V174H53ZM62 172V173H61ZM64 172V173H63ZM106 172H108L109 173V175H108V173H106ZM119 172V173H118ZM126 172V173H125ZM133 173V175L135 176H133L131 173ZM136 174H135V173ZM150 172H153V173H150ZM169 172V173H168ZM175 172H177L176 174H175ZM201 172V173H200ZM217 172V173H216ZM221 174H220V173ZM242 172H244V173H242ZM260 172H261V174H260ZM1 173V174H2ZM58 175H57V174ZM61 175H64L65 173H66V175L68 174V177L67 176H65L64 175V177L63 176H61ZM85 173V174H84ZM92 173V174H91ZM123 174V175H121V174ZM145 173V174H144ZM149 174V175H151V176H149L150 178H149V180H147L148 178V176H146L147 174ZM172 175H171V174ZM180 173H181V175H180ZM191 173H194V175H192ZM197 173V174H196ZM213 173H215V176H214V174ZM224 175H223V174ZM226 173H228V174H226ZM234 173V174H233ZM235 173H236V175H235ZM239 173V174H238ZM254 173V174H253ZM256 173H258L257 175H256ZM40 174V173H39ZM82 174V175H81ZM106 174V175H105ZM113 174V175H112ZM115 174V175H114ZM163 174V175H162ZM167 174H168V176H167ZM179 174V175H178ZM186 174V177L184 176V175ZM187 174H188V176H187ZM201 174H203V175H201ZM209 174H210V176H211V179H209L210 178V176H209ZM225 174H226V176H225ZM243 174V175H242ZM261 176H260V175ZM43 175H45V176H43ZM54 175L57 177H54ZM84 175H85V177H84ZM92 177H91V176ZM95 175V176H94ZM105 175V176H104ZM107 175H108V177H107ZM116 175L118 176V177H116ZM162 175V176H161ZM176 175V176H175ZM190 175H192V176H190ZM199 175V176H198ZM201 175V176H200ZM228 175H230V176H228ZM252 175H253V177H252ZM255 175V176H254ZM262 175H263V177H262ZM50 178H52V180H54V182H58V181H55V180H57V179H59V182L58 183H55L54 184V191H53V189L51 188V187H53V184H52V186L49 184V177ZM70 176V177H69ZM79 176V181H80V183L78 182V180H77V177ZM81 176V177H80ZM90 176V177H89ZM131 176H133V177H131ZM153 176V177H152ZM157 176V179H155V177ZM179 176H180V178H179ZM185 177V179H183V177ZM202 176H203V178H202ZM205 176H206V178H205ZM214 176V177H213ZM244 176H246V177H244ZM256 176H258L257 178H255ZM48 177V178H47ZM65 178V177H67L68 179H70V181L67 179V178H65V180H64V182H63V179H62V181H61V179L60 178ZM83 177V178H82ZM107 177V178H106ZM122 177H126V178H122ZM130 177V178H129ZM145 177H146V179H145ZM189 177V178H188ZM194 178V179H192V178ZM197 177H199V178H197ZM201 177V178H200ZM208 177V178H207ZM216 177H217V179H216ZM227 177V178H226ZM232 177V178H231ZM238 177V178H237ZM260 177V178H259ZM39 178H41L40 180H39ZM53 178H55V179H53ZM74 178V179H73ZM90 178H92V181H91V179ZM101 178V179H100ZM106 180H105V179ZM112 179V182H111V179ZM119 178V179H118ZM134 178V179H133ZM136 178V179H135ZM142 178V179H141ZM188 178V179H187ZM244 178V179H243ZM84 179V180H83ZM86 179L88 180V182L86 181ZM97 179H100V180H97ZM105 180V182H104V180ZM122 179H124V180H122ZM130 179V180H129ZM155 179V180H154ZM167 179V180H166ZM182 179H183V181H182ZM190 179V180H189ZM206 179H207V182H206ZM209 179V180H208ZM219 179V180H218ZM225 179V180H224ZM226 179H228V181H226ZM235 181H233V180ZM262 179V180H261ZM44 180H47L46 181V185H45V182H44ZM51 180V182H53ZM84 181V182H81V181ZM103 180V181H102ZM135 180V181H134ZM143 180V181H142ZM150 180H152V182H150ZM157 180V181H156ZM187 182H186V181ZM196 180V181H195ZM211 180H212V182H211ZM223 182H222V181ZM237 180H239V181H237ZM241 180V181H240ZM243 180V181H242ZM247 181L246 183H245V181ZM250 180V181H249ZM40 181V182H39ZM87 182V184H86V182ZM101 181V182H100ZM115 181H116V183H115ZM119 181V182H118ZM126 181H128V182H130V183H132V184H134L133 186H131V184L129 185H127V183H126ZM144 181H145V185H144ZM178 181V182H177ZM188 181H190V184H189V182ZM198 181V182H197ZM204 181V182H203ZM217 181H219V182H217ZM249 181V182H248ZM261 181V182H260ZM42 182L44 183V186H42L43 184H42ZM53 182V183H54ZM102 182L104 183V184H107V185H104V187H103V189H102V187H101V185H103L102 184ZM133 182H135V183H133ZM142 182V184L140 185V183ZM157 182V183H156ZM192 182H194V183H192ZM200 182V183H199ZM210 182V183H209ZM217 182V183H216ZM225 182V183H224ZM230 182V183H229ZM253 182V183H252ZM65 183V185H63ZM77 185H76V184ZM95 183V184H94ZM109 183V184H108ZM119 183H121V185L119 184ZM149 183V184H148ZM158 183H159V185H158ZM164 183V184H163ZM180 183V184H179ZM197 183V184H196ZM214 183L215 184H217V185H215L214 186ZM223 185H222V184ZM233 183V184H232ZM239 185H238V184ZM250 183V184H249ZM252 183V184H251ZM40 185V186H42V188H40V186L38 187V185ZM58 184V185H57ZM60 184V185H59ZM62 184V185H61ZM68 184H70V185H72L69 189L67 188V186L66 185H68ZM83 184V185H82ZM115 184H116V186H115ZM119 184V185H118ZM137 184H139L140 185V187L139 188H137ZM150 184H152V185H154L155 184V187L154 186H151ZM161 184H163V187H161L162 185ZM185 184V185H184ZM192 184V186L193 187H189L190 185ZM205 184H207V185H205ZM237 184V185H236ZM242 184V185H241ZM244 184V185H243ZM1 186H0V197L2 198H0V208H1V205H2V208H1V210H0V214H3V215H8V214H11L10 212H11V210H12V215L14 214V212H15V214L16 213H19V212H23V207L25 206V204L27 203V202H24V201H22L21 203L20 202H17L16 200L15 201H12V200H14V199H10L8 202H4L3 201V204H1L2 203V200H3V198L5 197L4 195H3V193H4V189H5V186L4 185H2V184H0ZM35 185H36V187H35ZM75 185H76V187H75ZM82 185V186H81ZM88 185V186H87ZM97 187H96V186ZM110 185H111V187H110ZM124 185V186H123ZM138 185V186H139ZM147 185V187H145ZM177 185H179L178 187H177ZM195 185H197V187L195 186ZM198 185H199V187H198ZM205 185V186H204ZM221 185V186H220ZM225 185V186H224ZM231 185V186H230ZM241 185V186H240ZM248 186L247 187V189L246 188H244V187H246V186ZM252 185H254L253 186V188H252V190H251V187H252ZM46 186H48V187H46ZM58 186V187H57ZM64 186H66V187H64ZM78 186H79V188H78ZM84 186H85V189H84ZM90 186H93V187H90ZM98 186H100V187H98ZM127 187V189H126V187ZM143 186V187H142ZM159 188H158V187ZM183 186V187H182ZM185 186H187L186 188H185ZM202 186H204L203 188H202ZM239 186V187H238ZM258 186V187H257ZM43 187H46V189L48 188V189H51V191L49 190L48 191V189L47 190H45V188H43ZM50 187V188H49ZM55 187H56V189H55ZM64 187V188H63ZM86 187H88V188H86ZM96 187V190L99 192H101L100 194H101V201L102 202H104V203H102L101 201L99 202V204H98V206L96 207V209L94 208L93 209V206L91 205L92 203V197H91V195H89L90 193H88L89 192V190H90V188H95ZM112 187H114V189L111 191V190H109V188L110 189H112ZM120 188V190H119V192L122 194V193H124V191H125V195L124 194H120L119 195V192H118V189ZM124 187V188H123ZM131 187H132V189H131ZM153 187V188H152ZM179 187H182V188H179ZM232 187V188H231ZM236 187H237V190H236ZM261 187V188H260ZM39 188H40V191H41V193H40V191L38 192V190H39ZM71 188L73 189V191H71ZM75 188V189H74ZM83 190H82V189ZM105 188V189H104ZM130 188V189H129ZM135 188V189H134ZM143 188H145V189H143ZM147 188V189H146ZM160 188H161V190H160ZM166 190H165V189ZM188 188H191V190H190V192H189V189ZM193 188V189H192ZM196 188V189H195ZM205 188H207V189H205ZM214 188V189H213ZM224 188V189H223ZM249 188H250V190H249ZM255 188L257 189L256 190V192H254L255 191ZM38 189V190H37ZM88 191H87V190ZM99 189H102V190H99ZM138 189V190H137ZM140 189H141V191H140ZM150 189V190H149ZM155 189V190H154ZM157 189V190H156ZM178 190V191H176V194L174 195V194H172V193H175V191L174 190ZM184 189H186V190H184ZM222 189V190H221ZM229 189H230V194H229ZM235 189V190H234ZM240 189V190H239ZM245 189V191L244 192H246V193H244L243 192V190ZM260 189V190H259ZM62 190H64V191H62ZM75 190H77V191H75ZM78 190H79V192H78ZM87 192H86V191ZM117 190V191H116ZM122 190H123V192H122ZM131 190V191H130ZM166 192H165V191ZM192 190H193V192H192ZM196 190V191H195ZM202 190V191H201ZM208 190V191H207ZM226 190V191H225ZM232 190H234V191H232ZM242 190V191H241ZM259 190V191H258ZM37 191V192H36ZM45 191V192H44ZM48 193H47V192ZM59 191H62V192H59ZM68 191H70V192H72L71 193V196H70V192L68 193ZM102 191H104V192H102ZM130 191V192H129ZM133 191V192H132ZM136 191H138V192H136ZM159 192L160 191V194H158L157 192ZM164 191V192H163ZM173 191V192H172ZM181 193H180V192ZM186 191V192H185ZM220 191V192H219ZM241 191V192H240ZM248 191L250 192V193H248ZM260 191H262L261 193H260ZM35 192H36V194H35ZM43 192V193H42ZM53 193V195H52V193ZM66 192V193H65ZM128 194H127V193ZM146 192V195L144 194ZM163 194H162V193ZM171 194V196H169L170 194ZM179 194H178V193ZM201 192H203L202 194L203 195H201ZM206 192V193H205ZM207 192H209V193H207ZM251 192L255 195V197L253 196V194H251ZM260 193V197L258 196V194L257 193ZM57 193H59V194H57ZM60 193H61V195H60ZM62 193H63V196H62ZM64 193H65V195H64ZM68 193V194H67ZM74 193V194H73ZM75 193H79V194H77L79 197L78 198H76L77 197V195L76 196H74L75 195ZM85 193V194H84ZM118 193V194H117ZM137 193V194H136ZM143 193V194H142ZM153 193V194H152ZM156 193V194H155ZM191 193V194H190ZM194 193V194H193ZM198 193V194H197ZM213 193V194H212ZM224 193V194H223ZM238 193V194H237ZM38 194V196H37V199L35 198L36 197V195ZM40 194V195H39ZM44 194V195H43ZM47 194V195H46ZM56 194H57V197H56ZM83 194V195H82ZM110 194H111V196H110ZM112 194H113V196H112ZM116 194V195H115ZM127 194V195H126ZM152 195V197L150 198V196ZM166 194V195H165ZM182 194H186V196H184V195H182ZM189 194V195H188ZM205 194H206V196H207V200H206V196H205ZM217 194V195H216ZM46 195V196H45ZM53 196V198H55L54 200H53V198H51V200L53 201V202H51V200H48V199H50V198H48V197H51V196ZM58 195H60V196H62V197H60V196H58ZM68 195L70 196L69 198H68ZM72 195H73V197H72ZM105 195H106V197H105ZM124 195V196H123ZM136 195V196H135ZM145 195V196H144ZM147 195H148V197H147ZM156 195H158L157 197H156ZM161 197H160V196ZM168 195V196H167ZM180 195V196H179ZM188 195V196H187ZM198 195V196H197ZM211 195V196H210ZM230 195H231V197H230ZM237 195V196H236ZM247 195V196H246ZM43 196V197H42ZM67 197V200L68 201H66V197ZM83 196V197H82ZM89 196H90V198H89ZM102 196H104L105 198H103ZM110 196V197H109ZM126 196V197H125ZM131 196H133V197H131ZM192 196V197H191ZM201 196V197H200ZM203 196L205 197V198H203ZM214 196V197H213ZM227 196V197H226ZM242 196V197H241ZM249 196H251L250 198H249ZM74 198V200H72V198ZM112 197V198H111ZM113 197H116V199L114 198V200H115V202L113 201ZM118 197V198H117ZM138 197V198H137ZM170 197H171V199H170ZM175 198V200H174V198ZM181 197H183V198H181ZM200 197V198H199ZM213 197V198H212ZM223 197V198H222ZM232 197H233V199H232ZM239 197V198H238ZM245 197H247L248 199H247V201H245ZM254 197V199H252ZM259 197V198H258ZM46 198V199H45ZM63 198V199H62ZM87 198H89V200L91 201H86L85 202V200L87 199ZM125 198V199H124ZM132 198V199H131ZM139 198H140V200H139ZM162 198V199H161ZM168 198V199H167ZM179 198H180V201H179ZM187 198H189L190 200H188ZM209 198V199H208ZM210 198H212V199H210ZM215 198V199H214ZM219 198H221L222 200H224V201H222L221 199L219 200ZM228 199L227 201H226V199ZM258 198V199H257ZM261 198V199H260ZM62 199V200H61ZM70 199V200H69ZM77 201H76V200ZM79 199V200H78ZM83 200V203L85 204V205H87L88 204V206H86V210H87V212H85V205L84 204H82V200ZM104 199H105V201H106V199H107V201H106V203L108 202V200L109 201H112V202H108L107 203V206H106V203H105V201H104ZM156 199V200H155ZM161 199V200H160ZM167 199V200H166ZM186 201H185V200ZM195 199H197V200H195ZM205 199V201H203ZM244 199V200H243ZM258 201V202H256V200ZM47 200V201H46ZM59 200H61V202L59 201ZM81 200V201H80ZM132 200V203L130 202ZM134 200H135V203H133L134 202ZM137 200V201H136ZM148 200V201H147ZM150 200V201H149ZM159 200V201H158ZM188 200V201H187ZM211 200H212V202H211ZM216 201L217 202V204H216V202H214V201ZM230 200V201H229ZM254 202H253V201ZM45 201H46V205H45ZM50 201V202H49ZM74 201V202H73ZM80 201V202H79ZM129 201V202H128ZM141 201V202H140ZM145 201V202H144ZM161 201V202H160ZM164 203H163V202ZM167 201V202H166ZM173 201H175V202H173ZM178 201V202H177ZM184 201V202H183ZM190 201H192V202H190ZM194 201V202H193ZM221 201V202H220ZM263 201V202H262ZM49 202V203H48ZM59 202V203H58ZM72 204H71V203ZM81 203V204H79V203ZM88 202V203H87ZM116 202H117V205H116ZM119 202V203H118ZM122 202V203H121ZM138 202V203H137ZM151 202V203H150ZM177 202V203H176ZM214 202V203H213ZM219 202V203H218ZM231 202V203H230ZM239 202V203H238ZM246 202H249L248 204L246 203ZM5 203H7V205L5 204ZM19 203V204H18ZM24 203V204H23ZM74 203V204H73ZM76 203V204H75ZM124 203H125V205H124ZM143 203V204H142ZM148 203H150L151 205H149ZM157 203V204H156ZM160 204V207L158 206L159 204ZM186 203H188V204H186ZM203 203H205L204 205H203ZM222 205H221V204ZM226 203H227V206H226ZM230 203V204H229ZM7 206H5V205ZM18 204V205H17ZM50 204H52V205H50ZM62 204H64V205H66V206H64V205H62ZM68 204V205H67ZM78 204V205H77ZM104 204V205H103ZM110 204H112V205H115V206H112V205H110ZM137 204V205H136ZM139 204V205H138ZM152 204H153V206H152ZM174 204H176L175 206H174ZM191 204H193V205H191ZM232 204V205H231ZM234 204V205H233ZM252 204H254V205H252ZM261 204V205H260ZM11 205V206H10ZM57 205H58V207H60V205H61V208H62V206H63V208L62 209H64L65 211H61V212H59L58 211V207H57ZM69 205H71V208H70V206ZM73 205V206H72ZM82 205V206H81ZM84 205V206H83ZM91 205V206H90ZM101 205H103L104 206V208H102L101 207ZM110 205V206H109ZM127 205V206H126ZM171 205V206H170ZM182 205V206H181ZM189 205V206H188ZM206 205V206H205ZM219 205H220V208H219ZM238 205V206H237ZM239 205H240V207H239ZM244 205L245 206H249L250 205V207L249 208H251V209H249L248 208V206L247 207H244ZM3 206H5L6 207V209L5 210H2V209H4L5 207H3ZM15 206H17V209H16V207ZM19 206V207H18ZM23 206V207H22ZM53 206V207H52ZM68 206V211H67V207ZM74 206H75V208H74ZM111 206L113 207V208H111ZM120 206V207H119ZM122 206V207H121ZM143 206L145 207V208H143ZM149 206V207H148ZM163 206V207H162ZM168 206V207H167ZM187 206H188V208H187ZM201 206H203L205 209H207V211L205 210V213L202 211V210H204V208H201ZM215 206V207H214ZM232 206V207H231ZM254 206H255V209L257 210V211H259V212H255L254 210ZM260 206V207H259ZM12 207V208H11ZM65 207V208H64ZM80 207V208H79ZM83 207V208H82ZM92 207V208H91ZM100 207V208H99ZM127 207H129V208H127ZM136 207L138 208V210L136 209ZM148 207V208H147ZM152 207V208H151ZM162 207V208H161ZM190 207H191V209H190ZM207 207V208H206ZM78 208V209H77ZM115 208V209H114ZM151 210H150V209ZM153 208L155 209V210H153ZM156 208L158 209V210H156ZM166 208H169V209H166ZM183 208V209H182ZM210 208V209H209ZM226 208V209H225ZM239 208H241V209H239ZM249 209V210H247V209ZM52 209V210H51ZM93 209V211H91ZM98 209V210H97ZM106 210L105 212H107V213H105L103 210ZM120 209V210H119ZM122 209H123V211H122ZM126 209V210H125ZM130 209H131V211H130ZM165 209V210H164ZM216 209V210H215ZM219 209H221V210H219ZM232 209V210H231ZM254 209V210H253ZM260 209V210H259ZM8 210V211H7ZM18 212H17V211ZM49 212H48V211ZM54 211V212H51V211ZM57 210V211H56ZM77 210H79V211H77ZM99 211V212H96V211ZM102 212H101V211ZM111 210V211H110ZM116 210V211H115ZM119 210V211H118ZM128 210V211H127ZM143 210V211H142ZM148 210H150V211H148ZM154 211V213H155V215H154V213H153V211ZM167 210V211H166ZM178 210H179V213H176V212H178ZM183 210H187V211H183ZM189 210V211H188ZM193 210V211H192ZM202 212H201V211ZM230 212H229V211ZM237 210V211H236ZM242 210V211H241ZM252 210V213L250 212ZM2 211H4V212H2ZM72 211H74V213H71ZM75 211H77V212H75ZM84 211V212H83ZM90 211V212H89ZM112 212V214L110 213V212ZM121 211V212H120ZM130 211V212H129ZM136 211H138V212H136ZM156 211V212H155ZM160 211V212H159ZM169 211V212H168ZM172 211H174V213L173 214H171L172 213ZM176 211V212H175ZM198 211L200 212V213H198ZM223 212V215H222V212ZM233 211H234V214H233ZM240 211V212H239ZM255 213H254V212ZM262 213H261V212ZM63 212V213H62ZM86 213V214H83V213ZM91 212H93V213H91ZM114 212H116V213H114ZM120 214H119V213ZM124 212V213H123ZM141 214H140V213ZM142 212H143V215H142ZM146 212H148V214L146 213ZM151 212V213H150ZM168 212V213H167ZM186 212V213H185ZM209 212L211 213V215H209ZM221 212V213H220ZM238 212V213H237ZM245 214V215H243V213ZM249 212H250V214H253L252 216H253V218L251 217V215H249ZM52 213V214H51ZM59 213H61L60 214V216L58 217V220H57V217L56 216H58V214ZM68 213L69 214H72V216L71 215H68ZM75 213H77V214H75ZM79 213V214H78ZM89 213V214H88ZM96 213H99V214H96ZM130 213V214H129ZM138 213H139V215H138ZM157 213H159L158 214V216H157ZM161 213H162V215H161ZM168 214V215H166V214ZM208 215H207V214ZM215 214V216H213L214 214ZM219 213V214H218ZM241 213V214H240ZM53 214H55V215H53ZM62 214H64V215H62ZM65 214H67L68 216H66L65 217ZM75 214V215H74ZM83 216H82V215ZM92 214V215H91ZM100 214H103L102 216L100 215ZM122 214V215H121ZM129 214V215H128ZM146 214V215H145ZM151 214V215H150ZM165 214V215H164ZM176 214V215H175ZM192 216V217H190V215ZM233 214V215H232ZM238 214H239V216H238ZM255 214H256V216L258 217V219H256L257 217L255 216ZM62 215V216H61ZM77 215H80V217L79 216H77ZM88 215H91V217L90 216H88ZM98 215H100V217H98ZM107 215V217H104V216H106ZM119 215H121V216H119ZM130 215H131V217H133V218H131V220H130ZM136 216V218H135V216ZM148 215V216H147ZM150 215V216H149ZM154 215V216H153ZM172 215V216H171ZM180 215H182V216H180ZM196 215V216H195ZM220 216V218H219V216ZM225 215V216H224ZM235 215V216H234ZM260 215H262V216H260ZM53 216H54V218H55V220H54V218H53ZM76 216V217H75ZM88 216V217H87ZM124 216V217H123ZM125 216H126V218H125ZM146 216V217H145ZM153 216V217H152ZM155 216H157L156 218H155ZM164 216H165V219H164ZM175 216V217H174ZM177 216V217H176ZM180 216V217H179ZM223 216V217H222ZM227 216V218H225ZM236 216H237V218H236ZM245 216H247L246 218H245ZM254 216H255V218H254ZM52 217V218H51ZM63 217V218H62ZM79 217V218H78ZM94 217H95V219H94ZM98 217V218H97ZM104 217V218H103ZM113 217V218H112ZM122 217H123V219L124 220H122ZM127 217H128V219H127ZM150 217V219H148V218ZM163 217V218H162ZM181 217H182V219H181ZM186 217V218H185ZM197 217H199V218H197ZM244 219H242V218ZM64 220V218L65 219H67V220H71V222H72V224H73V227H71L69 230L66 228L65 230H64V228L62 229V231H61V229L60 228H62L61 227V225H59L58 227L57 226H51V224L54 222V221H56L55 223H60L61 222V220L62 219ZM69 218H71V219H69ZM77 218V219H76ZM85 218H86V220H85ZM90 219V220H88V219ZM103 218V219H102ZM108 218V219H107ZM110 218H111V220L113 221H111L110 220ZM115 218V219H114ZM119 218V221L117 220V219ZM136 220H138V221H136ZM138 218V219H137ZM144 218H146V219H144ZM152 218H153V220H152ZM187 218H188V220H190V221H188L187 220ZM191 218V219H190ZM203 218L204 219H208V220H206L205 222L207 223H205L204 221H203ZM216 220H215V219ZM224 218H225V220H224ZM235 218V219H234ZM260 218V219H261ZM54 221H53V220ZM76 219V220H75ZM83 219V221H84V224H81L80 226H78V225H76V223H75V221H78V220H82ZM97 219V220H96ZM104 219H106V220H104ZM148 219V220H147ZM165 221H164V220ZM169 219V220H168ZM178 221L179 220V222H177L176 220ZM184 219V220H183ZM193 219V220H192ZM228 219H230L229 221H228ZM236 219H238V220H236ZM248 219V220H247ZM252 220V221H250V220ZM74 220V221H73ZM110 220V221H109ZM128 221L127 223H128V226H127V223L125 222V221ZM134 220V221H133ZM242 220V221H241ZM144 221V222H143ZM151 221L153 222V223H151ZM160 221H161V223H160ZM163 221V222H162ZM166 221H169V222H166ZM191 221H193L194 223H195V225H194V223L193 222H191ZM227 221H228V223H227ZM232 221V222H231ZM247 223H246V222ZM249 221V222H248ZM255 221V222H254ZM97 222H99V224L97 223ZM102 224H101V223ZM105 222V223H104ZM106 222H108V223H106ZM110 222V223H109ZM111 222L112 223H114V225L112 226L111 225ZM123 222V223H122ZM141 222V223H140ZM165 222V223H164ZM182 222H184V224L182 223ZM191 222V223H190ZM213 222L215 223V224H213ZM225 222V223H224ZM234 222V223H233ZM251 222V223H250ZM261 222V223H260ZM263 222V223H262ZM75 223V224H74ZM88 223L90 224V225H88ZM95 225H94V224ZM96 223H97V225H96ZM121 223V224H120ZM158 223V224H157ZM168 223V224H167ZM176 223H179L178 225H176ZM196 223H197V225L198 226H196ZM201 223H203V224H201ZM205 223V224H204ZM238 223V224H237ZM248 225H246V224ZM253 223V224H252ZM141 224V225H140ZM147 224V225H146ZM153 224H155V225H153ZM157 224V225H156ZM165 224V225H164ZM189 224V225H188ZM230 225V226H228V225ZM253 225V226H251V225ZM254 224H256V227H254L255 225ZM84 225H85V227H84ZM101 227H100V226ZM105 225V226H104ZM107 225H108V227H107ZM117 225V226H116ZM121 225H122V227H121ZM125 225V227L126 228H124L123 226ZM131 225V226H130ZM146 225V226H145ZM161 225V226H160ZM163 225V226H162ZM177 226L176 228L174 227V226ZM187 225V227L185 228V226ZM201 225V226H200ZM206 225V226H205ZM240 225H242V226H240ZM245 225V226H244ZM250 225V226H249ZM259 225V226H258ZM261 225H263V227H261ZM40 226H42V227H40ZM48 226H50V227H54V230H52L50 227H48ZM93 226V227H92ZM94 226H95V229H94ZM96 226H98L97 228H96ZM111 226V227H110ZM116 228H115V227ZM130 226V227H129ZM141 228H140V227ZM144 226V227H143ZM147 226H148V228H149V230H148V228H147ZM150 226H151V228H150ZM155 228H153V227ZM161 228H163V229H160V227ZM166 226H167V228H166ZM169 226H170V228H172L171 230L173 231L174 229V234L172 233V231H169L170 230V228H169ZM172 226V227H171ZM190 226V227H189ZM196 226V227H195ZM210 226V227H209ZM236 226V227H235ZM243 226H244V228H243ZM44 227V229H45V231H44V229H42ZM76 227H79V228H77L76 229ZM86 227L87 228H90V231H91V234H90V231L89 230H87L86 229ZM101 228V230H100V228ZM113 227L115 228V229H113ZM121 227V228H120ZM134 228V229H132V230H130L131 228ZM138 227V228H137ZM146 227V228H145ZM165 227V228H164ZM201 227V228H200ZM236 229H235V228ZM245 227H246V229L247 230H245ZM251 227H253V228H251ZM259 227V228H258ZM34 228L35 229H37V230H34ZM83 228H85L84 230H83ZM92 228V229H91ZM118 228H119V230H118ZM122 228L125 230H123L122 231ZM130 228V229H129ZM136 228H137V230H136ZM146 230H144V229ZM169 228V229H168ZM179 228H181V231H179L180 229ZM186 230H184V229ZM196 230H195V229ZM197 228H198V230H197ZM200 228V229H199ZM213 228V229H212ZM215 228V229H214ZM217 228V229H216ZM226 228H228V233L230 234V235H232V236H228V233H226V231H227V229ZM39 229H41L42 230V232L39 230ZM51 229V230H50ZM60 229V230H59ZM72 229H74L73 231H72ZM79 229V230H78ZM103 229H104V231H103ZM106 229V230H105ZM117 229V230H116ZM138 229H141V230H138ZM154 229V230H153ZM160 229V230H159ZM168 229V230H167ZM178 229V230H177ZM193 229V230H192ZM201 229H203V231L201 232ZM210 229V230H209ZM225 229V230H224ZM238 229H239V232H238ZM241 229V230H240ZM243 229V230H242ZM38 230L40 231V233H38ZM64 230V231H63ZM66 230H67V232H66ZM70 230L72 231V233L70 232ZM96 230V231H95ZM108 230L110 231V232H108ZM117 232H116V231ZM128 230H129V232H128ZM144 230V231H143ZM157 230H159V231H161V232H157ZM162 230H164L163 232H162ZM176 230L178 231V232H176ZM183 230H184V232H183ZM188 230H189V233H192V231H194L195 232V234L194 233H192L191 235L188 233ZM190 230H192L191 232H190ZM216 231V233H215V231ZM220 230V231H219ZM231 230V231H230ZM236 230V231H235ZM258 230H261V232L260 231H258ZM51 231H53V234H52V232ZM60 231V233H58ZM76 231V232H75ZM79 231V232H78ZM95 231V232H94ZM99 231H101V232H99ZM121 231V232H120ZM132 231V232H131ZM136 231V232H135ZM148 231H150V233L148 232ZM165 231H167V232H165ZM230 231V232H229ZM258 231V234L256 233ZM36 232V233H35ZM56 232V233H55ZM63 232V233H62ZM64 232H65V234H64ZM77 232L79 233V234H77ZM85 232H86V234H85ZM87 232H88V234H87ZM120 232V233H119ZM126 232H128V234H126ZM147 233V236H146V233ZM180 232H181V234H180ZM186 232V234H187V236H185L184 235V233ZM196 232H199L201 235H199V233L197 234ZM217 232H219V233H217ZM222 232V233H221ZM243 232H244V234H243ZM249 232H250V234H249ZM41 233H42V235H41ZM43 233H45V234H43ZM74 233H76V234H74ZM84 233V235H82ZM94 233V234H93ZM99 233V234H98ZM116 233V234H115ZM121 236L122 235V233L124 234V235H122L121 236V238H119L120 236L118 235V234ZM140 233H142V234H140ZM144 233H145V236H143L144 235ZM168 233V237H169V239L166 237V234ZM173 235H172V234ZM206 233H208V234H206ZM235 233H236V235H235ZM242 233V234H241ZM39 234V235H38ZM58 234H60L58 237H57V235ZM68 234H70V235H68ZM73 234V235H72ZM101 234V235H100ZM103 234H105V235H103ZM108 234H110V236L108 235ZM132 234V237H134V238H131V236H129V235H131ZM137 235V236H135V235ZM159 234H160V237H161V242H159L160 240V237H159ZM162 234H163V240H162ZM171 234V235H170ZM179 234V235H178ZM198 236H200V237H198ZM206 234V235H205ZM216 234V235H215ZM238 234H240V236L241 237H239V235ZM245 234H246V236H245ZM252 234V236H254V235H258V237L256 236H254V237H252V236H250ZM35 237H34V236ZM44 235H45V237H44ZM51 235V236H50ZM57 237V239L55 238V236ZM72 235V236H71ZM78 235H79V237H78ZM99 235V236H98ZM103 235V236H102ZM116 236V238H115V236ZM149 235H151V236H149ZM155 235V236H154ZM177 235V236H176ZM196 235V236H195ZM204 235V236H203ZM210 235V236H209ZM214 235V236H213ZM220 235H222V237L221 238H218V237H220ZM224 235H226V236H224ZM38 236V237H37ZM40 236V237H39ZM48 236V237H47ZM60 236H61V238H60ZM70 236V237H69ZM73 236H74V238H73ZM80 236H82V237H85V238H81ZM86 236H87V238H86ZM91 236H94V238L93 237H91ZM119 236V237H118ZM123 236H125L124 238H126L127 237V239H124L123 238ZM128 236H129V238H128ZM148 236L150 237V239H148ZM165 236V237H164ZM174 237V240H173V237ZM180 236H182V237H180ZM191 236V237H190ZM218 236V237H217ZM235 236V237H234ZM245 236V237H244ZM34 237V238H33ZM43 237V238H42ZM72 237V238H71ZM107 237V238H106ZM136 237V238H135ZM145 237H147V239L145 238ZM153 237V238H152ZM157 237V238H156ZM187 238V240H186V238ZM190 237V238H189ZM193 237V238H192ZM227 238V239H225V238ZM231 239H230V238ZM237 237V238H236ZM251 237V238H250ZM41 238V239H40ZM46 238V239H45ZM48 238H50V240L51 241H48ZM54 240H53V239ZM59 238V239H58ZM68 238V239H67ZM72 240H71V239ZM82 240H81V239ZM90 240H89V239ZM96 238V239H95ZM102 238H104V240L106 241V243H104L105 241L102 239ZM106 238V239H105ZM109 238V239H108ZM115 238V239H114ZM118 238V240L120 241L121 240V242L123 243V242H125V243H121L120 242V245L119 244H117V243H119V241L118 240H116ZM137 238H141V241H140V239H137ZM165 238H167V239H165ZM197 238V240H195ZM213 238H214V240H213ZM235 238V239H234ZM242 238H245V239H242ZM257 238V239H256ZM261 238V237H260ZM46 240V242H45V240ZM76 239V240H75ZM78 239H80V240H78ZM83 239H84V241H83ZM88 240V241H86V240ZM165 239V240H164ZM171 239V240H170ZM193 239H194V241H193ZM203 239V240H202ZM211 239V240H210ZM222 240L223 241V243H224V245H223V243H222V241H220V243H222V245L220 244V243H218L217 242V240ZM223 239H225V241L223 240ZM40 240H42V241H40ZM78 240V241H77ZM93 240V241H92ZM102 240V241H101ZM109 240V241H108ZM111 240H113L112 242H111ZM132 240V241H131ZM133 240H135V242L133 241ZM142 240H144V241H142ZM148 240H149V242H148ZM157 240V241H156ZM167 240V241H166ZM185 240V241H184ZM249 242H247V241ZM34 241H33V244H34ZM37 241H39V242H37ZM53 241H55V242H53ZM65 241V242H64ZM67 241H69V242H67ZM70 241H71V243H70ZM86 241V242H85ZM99 241V242H98ZM101 241V242H100ZM104 241V242H103ZM108 241V242H107ZM129 241H131V242H129ZM138 241H139V243H138ZM150 241H152V242H150ZM163 241H165L166 243H164ZM171 241V242H170ZM183 241V242H182ZM186 241L188 242V245H187V243H186ZM190 241H191V243H193V244H191L190 243ZM193 241V242H192ZM198 241V242H197ZM232 242V244L233 245H231V242ZM238 241V242H237ZM244 241V242H243ZM41 242H42V244H41ZM43 242H44V244H43ZM50 242H53V243H51L50 244ZM115 242H117V243H115ZM127 242H129V243H127ZM137 242V243H136ZM141 242H142V244H143V246H142V244H141ZM144 242V243H143ZM213 242V243H212ZM227 242H230V243H227ZM102 243H104V244H102ZM108 243V244H107ZM113 243V244H112ZM136 245V246H139L140 248V250L141 251H143V252H141L140 250H137L136 248H138V247H136L134 244ZM147 243V244H146ZM151 243V245L150 246H152V244L154 245V246H152L151 248H153V249H150L149 247V244ZM156 243H157V246L158 247H156ZM162 245H160V244ZM171 243H173L172 245H171ZM174 243H176L175 244V246H174ZM185 243H186V245H185ZM203 243V244H202ZM205 243H207V244H205ZM211 243H212V246H211ZM235 243V244H234ZM246 243V244H245ZM248 243V244H247ZM70 244V245H69ZM84 244V245H83ZM92 244V245H91ZM123 246H122V245ZM127 244H129V245H127ZM167 244H170L169 245V247H168V245ZM195 244L197 245V246H195ZM201 244V245H200ZM205 244V245H204ZM226 244H227V246H226ZM89 245H91V246H89ZM103 245V246H102ZM114 245V246H113ZM118 245V246H117ZM126 245H127V247H126ZM131 245V246H130ZM160 245V246H159ZM166 245H167V247H166ZM219 245H221V246H219ZM230 247H229V246ZM247 246V248H246V246ZM73 246V245H72ZM84 246V247H83ZM109 247V249H108V247ZM111 246V247H110ZM112 246H113V248H112ZM124 246L126 247L125 248V251H124ZM145 246V247H144ZM148 246V247H147ZM163 246H165V247H163ZM183 246V247H182ZM185 246V247H184ZM188 246H190V249L188 248ZM212 248H211V247ZM215 246V247H214ZM236 246L238 247V246H241L242 247V249H243V251L245 252V254H246V256H245V259H244V261L242 262L241 260H240V262H238L239 260H238V257L235 255V254H232V255H230V251H231V249H232V247L234 248V249H236ZM83 247V248H82ZM87 247V248H86ZM115 247V248H114ZM120 248V247H123L122 249L123 250H121V248L120 249H116V248ZM130 247H131V249H130ZM133 247V248H132ZM135 247V248H134ZM161 247V248H160ZM171 247V248H170ZM177 247H179L178 249H177ZM187 247V248H186ZM195 247V248H194ZM200 247V248H199ZM215 249H214V248ZM220 247V248H219ZM223 249H222V248ZM229 247V248H228ZM49 248V249H48ZM111 248V249H110ZM150 250H149V249ZM170 248V251L168 250V252L166 251L167 249H169ZM174 248H176V249H174ZM182 248H184V249H182ZM192 248V249H191ZM194 248V249H193ZM225 248H226V251H225ZM102 249H103V251H102ZM126 249L127 250H129L128 252H130V254H127L128 252L126 251ZM162 251L161 252V254H160V250ZM163 249V250H162ZM171 249H172V251H171ZM229 249V250H228ZM117 250H120V251H122V252H120V251H117ZM134 250H136V251H134ZM149 250V252H147ZM155 250V251H154ZM178 250V251H177ZM183 250H185L184 251V253H182L183 252ZM202 251V252H200V251ZM134 251V253H137V256H135L136 254H134V253H132ZM137 251H139V253L137 252ZM146 251V252H145ZM221 251V252H220ZM225 251V252H224ZM142 254H141V253ZM152 252V253H151ZM164 252V253H163ZM175 252V253H174ZM194 254H193V253ZM257 252H259V249L257 250ZM65 253H70V252H66V251H64V253L63 254H65ZM102 253V254H103ZM122 253H123V255H125V257L124 256H122ZM125 253V254H124ZM150 253H151V255L154 253V255H155V257L154 256H149L150 255ZM157 253H159L160 255H158ZM170 253V254H169ZM173 253H174V255H173ZM179 253V254H178ZM186 253H187V255H186ZM212 253L215 255H212ZM225 253V254H224ZM228 253H229V255H228ZM10 253H8V255H7V252H4V251H2L1 250V252H0V260L2 261V262H6L5 264H10V262H11V264H14L13 263V260H12V255L10 254ZM67 254H65V255H67ZM108 254V255H107ZM112 254H113V256H112ZM149 254V255H148ZM164 254H165V256L167 257V258H165V256H164ZM167 254V255H166ZM176 254H178V255H176ZM184 255L183 257H181L180 255ZM192 255L193 257H190V255ZM197 254H195V255H197ZM248 254V255H247ZM253 254V256H251L250 257V263L251 264H257L258 262H260V263H258V264H262V260H264V257H262L263 255H264V248H263V250L261 251V252H259V253H257L258 255H256L255 253H252ZM251 254V255H252ZM1 255H3V256H1ZM65 255H63L64 257H65ZM83 255V254H82ZM117 255V256H116ZM118 255H120V256H118ZM126 255H128L127 257H126ZM134 255V256H133ZM141 255V256H140ZM145 256V258L143 259V256ZM162 255V256H161ZM197 255V256H198ZM219 255V256H218ZM222 255H224V256H227V257H224V256H222ZM260 255H262V256H260ZM62 256V257H63ZM67 256H69V254L67 255ZM66 256V257H67ZM76 256V255H75ZM75 256H74V259L75 260H78L79 258L78 257H76L75 258ZM87 256H88V258H87ZM188 257V259H185L186 257ZM217 256V257H216ZM222 258H221V257ZM230 256V257H229ZM89 257H90V259H89ZM106 257H109V258H106ZM117 257V258H116ZM133 257H134V259H135V257H136V259L135 260H137V261H135L134 259H133ZM138 257V258H137ZM154 257V258H153ZM178 257V258H177ZM196 257V256H195ZM232 257H234V258H232ZM260 257H262V259H260ZM9 258V259H8ZM72 258H73V256H72ZM83 258V257H82ZM87 258V259H86ZM129 258H130V260H129ZM150 258V259H149ZM161 258H163V259H161ZM215 260H214V259ZM219 258V259H218ZM225 258H227V260L228 261H226V259ZM232 258V259H231ZM254 258H255V260H254ZM259 258V259H258ZM5 259V260H4ZM117 259V260H116ZM121 259V260H120ZM127 259V260H126ZM138 259H140V262H139V260ZM145 259H149V260H145ZM157 259V260H156ZM159 259H161L160 261H158ZM164 259H168V260H170V261H168V260H164ZM171 259H173V260H175V261H171ZM234 259H235V261H234ZM37 260V259H36ZM33 261V263L34 264H37L36 262H38V264H39V261ZM105 260H102L101 262H99V263H97V264H107L106 263V261ZM111 261L110 263H109V261ZM132 260V261H131ZM141 260H142V262L143 263H141ZM232 262H231V261ZM260 260V261H259ZM81 261H82V263H81ZM126 261V262H125ZM135 261V262H134ZM147 261H150V262H147ZM153 261V262H152ZM186 263H185V262ZM234 261V262H233ZM258 261V262H257ZM0 263V264H4V263ZM128 262V263H127ZM170 262V263H169ZM172 262V263H171ZM40 263H41V261H40ZM41 264H43V262L41 263ZM86 264H94L93 262H92V260L91 261H88ZM249 264V263H248Z\"/></svg>",
  "mask_w": 264,
  "mask_h": 264
},
{
  "label": "bare ground",
  "instance_id": "bare-ground-1",
  "mask_svg": "<svg viewBox=\"0 0 264 264\" xmlns=\"http://www.w3.org/2000/svg\"><path fill=\"white\" fill-rule=\"evenodd\" d=\"M5 1H6V0H5ZM5 1H4V0H0V22L3 24L5 21H8V23L6 22L5 25L10 24V25H11L10 27H12V23H13V24L15 23L17 26L21 25V24H19V22H18V24H17V21H18L17 19H18V18H20V19L22 18L21 20L24 21L28 15H27L26 10H25V12H23V13H26V15H27V16L25 15V19H23V17H21V15H20V17H19L18 14H20L24 8H23V9L20 8L19 10L22 9L21 12H20L16 7H21V6H22L21 4H24V2L21 1V4H20L21 6L17 5V6L15 7V5H14V7L19 11V12H18V11L16 10V11L18 12V14L16 15V13H14L15 11L13 10V11H14L13 13H14L16 16H14L13 13H12V15H9V14H8L9 16H6L7 10L4 8V5H8L9 2L7 3V1H10V0H7L6 2H5ZM13 1H14V0H13ZM16 1L18 2V0H15V2H16ZM28 1H29V0H28ZM33 1H34V0H33ZM35 1H36V0H35ZM37 1H39V0H37ZM55 1L57 2L58 0H55ZM55 1L53 0L52 3L55 2ZM61 1H62V0H60V2H61ZM83 1H85V0H82L81 2H83ZM94 1H95V0H94ZM109 1H111V0H108V1H107V2H108V5H110ZM114 1H115V0H114ZM123 1H124V0H123ZM131 1H133V0H131ZM149 1H151V0H149ZM157 1L159 2V0H157ZM179 1H180V0H179ZM189 1H190V0H189ZM193 1H195V0H193ZM199 1H200V0H199ZM201 1H202V0H201ZM204 1H205V0H204ZM208 1H209V0H208ZM211 1H212V0H211ZM215 1H216V0H215ZM237 1H238V0H237ZM239 1H240V0H239ZM244 1H245V0H244ZM262 1H263V0H262ZM10 2H11V1H10ZM19 2H20V0H19ZM19 2H18V3H19ZM26 2H27V1H25V3H26ZM30 2H31V1H30ZM40 2H41V1H40ZM42 2H43V0H42ZM46 2H48V1H46ZM60 2L58 1L57 3H60ZM65 2H66L65 5L68 6V4H69V3L67 4L68 1H65ZM72 2L74 3V1L71 0V3H72ZM85 2H86V1H85ZM100 2L102 3L103 0L99 1V3H100ZM107 2H105V3H107ZM142 2H143V1H142ZM151 2H152V1H151ZM153 2H154V1H153ZM158 2H157V3H158ZM165 2H166V1H165ZM167 2H168V1H167ZM171 2H172V1H170V3H171ZM186 2H187V0H186ZM190 2H191V1H190ZM209 2H210V1H209ZM219 2H220V1H219ZM227 2H228V1H227ZM241 2H242V1H240V3H241ZM247 2H248V0H247ZM250 2L253 3V0L250 1ZM256 2H257V1H256ZM258 2H259V1H258ZM263 2H264V1H263ZM31 3H33V2H31ZM31 3L28 5L29 8H27V9H28L27 12L30 11L31 8H32V4H31ZM57 3H56V4H57ZM61 3H62V2H61ZM61 3H60V5H61ZM63 3H64V2H63ZM63 3H62V4H63ZM97 3H98V1H97ZM115 3H116V2H115ZM124 3H125V1H124ZM126 3H128V2L126 1ZM134 3H135V2H134ZM159 3H160V2H159ZM162 3H163V2H162ZM174 3H176V0H175ZM182 3H184V2L182 1ZM204 3H205V2H204ZM212 3H214V0H213ZM224 3H225V2H223V4H224ZM230 3H231V2H230ZM236 3H237V2H236ZM236 3H235V4H236ZM248 3H249V2H248ZM259 3H260V2H259ZM9 4H10V3H9ZM12 4H14V3L11 2L10 5H12ZM15 4H16V3H15ZM27 4H28V3H27ZM37 4H38V3H37ZM76 4H77V3H76ZM78 4H80V3H78ZM81 4H82V3H81ZM86 4L88 5V3H86ZM94 4H95V2H94ZM103 4H104V2L102 3V5H103ZM112 4H114V3H112ZM112 4H111V5H112ZM118 4H120V3H118ZM137 4H138V3H137ZM144 4H145V3H144ZM160 4H161V3H160ZM164 4H165V3H164ZM171 4H172V3H171ZM186 4H187V3H186ZM188 4H189V3H188ZM193 4H194V3H193ZM202 4H203V2H202ZM206 4H207V3H206ZM220 4H221V2H220ZM241 4H242V3H241ZM241 4H240V5H241ZM255 4H256V3H255ZM260 4H261V3H260ZM41 5H42V4H41ZM58 5H59V4H58ZM65 5H63V6H65ZM71 5H73V4H71ZM74 5H75V4H74ZM96 5H97V4H95L94 6L97 8ZM111 5H110V7H111ZM142 5H143V4H142ZM162 5H163V4H162ZM167 5H169V4H165V7H166ZM179 5H180V4H179ZM181 5H182V4H181ZM181 5H180V6H181ZM194 5H195V4H194ZM199 5H200V4H199ZM215 5H216V4H215ZM240 5H239V6H240ZM246 5H248V4H246ZM253 5H254V4H253ZM263 5H264V4H263ZM8 6H9V5H8ZM12 6H13V5H12ZM47 6L49 7V5H47ZM53 6L55 7V9L57 8V6H55V5H53ZM79 6H80V5H79ZM81 6H82V5H81ZM83 6H85V5H83ZM113 6H114V5H113ZM118 6H119V5H118ZM118 6H117V7H118ZM126 6H127V5H126ZM134 6H135V5H134ZM143 6H144V5H143ZM174 6H175V5H174ZM184 6H185V5H184ZM191 6H192V3H191ZM196 6H197V5H196ZM219 6H220V5H219ZM228 6H231V7H232V5H230V4H229ZM235 6H236V5H235ZM237 6H238V5H237ZM248 6H249V5H248ZM261 6H262V5H261ZM261 6H260V7H261ZM23 7H25V4H24ZM38 7H39V6H37V9H38ZM50 7H51V6H50ZM50 7H49V8H50ZM69 7H70V6H69ZM75 7H76V5L74 6V8H75ZM77 7H78V6H77ZM85 7H86V6H85ZM88 7H89V6H87V8H88ZM90 7H91V6H90ZM127 7H128V6H127ZM165 7H164V8H165ZM168 7H170V6H168ZM168 7H167V8H168ZM194 7H195V6H194ZM200 7L202 8L203 5L200 6ZM206 7H207V6H206ZM211 7H212V6H211ZM215 7H216V6H215ZM240 7H241V6H240ZM246 7H247V6H246ZM15 8H14V9H15ZM39 8H40V7H39ZM62 8H63V7H62ZM66 8H68V7H66ZM74 8H73V9H74ZM87 8H85V9H87ZM92 8H93V7H92ZM101 8H104V7L102 6ZM114 8H115V7H114ZM136 8H137V6H136ZM142 8H143V7H142ZM158 8H159V7H158ZM158 8H157V9H158ZM170 8H171V7H170ZM177 8H179V7L177 6ZM186 8H188V7H185V9H186ZM190 8H191V7H190ZM197 8H198V7H197ZM217 8H218V7H217ZM217 8H216V9H217ZM229 8H230V7H229ZM242 8H243V6H242ZM254 8H257V7L255 6ZM254 8H251V9L253 10ZM7 9H8V12H9V11H10L9 8H7ZM10 9H11V8H10ZM12 9H13V7H12ZM12 9H11V10H12ZM25 9H26V8H25ZM55 9H54V10H55ZM60 9H61V8H60ZM60 9H59V10H60ZM73 9H72V7H71V11H73ZM88 9H89V8H88ZM88 9H87V10H88ZM109 9H110V8H109ZM109 9H107V10H109ZM149 9H150V7H149ZM149 9H148V7H147V10H148V11H149ZM212 9H213V8H212ZM251 9H250V11H251ZM50 10H51V9H50ZM52 10H53V9H52ZM52 10H51V11H52ZM54 10H53V12H54ZM64 10H65V9H64ZM67 10H68V9H67ZM87 10H86V11H87ZM91 10H94V9H91ZM99 10H100V8L98 9V11H99ZM102 10H103V9H102ZM102 10H101V11H102ZM120 10H121V9H119V11H120ZM123 10H124V9H123ZM126 10H130V9L127 8ZM135 10H136V9H135ZM142 10H143V9H142ZM145 10H146V9H145ZM145 10H144V12H145ZM147 10H146V11H147ZM158 10H159V9H158ZM165 10H166V8H165ZM172 10H173V9H172ZM191 10H193V9H191ZM194 10H195V8H194ZM214 10H215V9H214ZM217 10H218V9H217ZM230 10H231V8H230ZM255 10H256V9H255ZM260 10H261V9H260ZM262 10H263V9H262ZM34 11H36V10H34ZM40 11H41V10H40ZM56 11H58V10L56 9L54 13H56ZM60 11H61V10H60ZM60 11H59V12H60ZM94 11H95V10H94ZM101 11H100V12H101ZM112 11H116V10H114V9L112 8ZM133 11H134V9H133ZM151 11H152V10H151ZM155 11H156V10H155ZM159 11H160V10H159ZM161 11H163V10H161ZM167 11H168V10H167ZM167 11H166V12H167ZM174 11H175V10H174ZM178 11H179V10H178ZM189 11H190V9H189ZM198 11H199V10H198ZM200 11H201V9H200ZM202 11H204V10H202ZM226 11H229V10H226ZM231 11H232V10H231ZM236 11L238 12V9H237ZM241 11H242V10H241ZM256 11L259 12V10H256ZM31 12H32V11H31ZM61 12H63V10H62ZM61 12H60V13H61ZM66 12H67V11H66ZM69 12H70V10H69ZM89 12H90V11H89ZM92 12H93V11H92ZM92 12H91V13H92ZM105 12L107 13L108 11L105 10ZM126 12H127V11H126ZM129 12H131V10H130ZM136 12H137V11H136ZM136 12L134 11V13H136ZM144 12H143V16L146 15V17H145V16H144V17H145V18H148L149 16H148L147 14H144ZM152 12H153V11H152ZM164 12H165V11H164ZM169 12H170V11H169ZM186 12H187V10L184 12L185 15H187ZM191 12H192V11H191ZM204 12H205V11H204ZM204 12H203V13H204ZM209 12H210V11H209ZM209 12H208V13H209ZM215 12H216V11H215ZM218 12H219V10H218ZM239 12H240V11H239ZM10 13H11V11H10ZM23 13H21L22 16H24ZM37 13H38V12H37ZM43 13H44V11H43ZM47 13H48V12H47ZM49 13H50V12H49ZM73 13H75V11H74ZM81 13H82V12H81ZM96 13H97V11H96ZM102 13H103V12H101L100 14L102 15ZM116 13H117V11H116ZM118 13H119V12H118ZM127 13H128V12H127ZM127 13H126V14H127ZM138 13H139V12H138ZM147 13H148V12H147ZM175 13H176V15L174 14L175 16H177V14H179L178 12H175ZM203 13H202V14L200 13V14H201V15H204ZM205 13H207V11H206ZM216 13H217V12H216ZM220 13H221V12H220ZM233 13H234V11H233ZM261 13H262V12H261ZM261 13H260V14H261ZM32 14H33V12H32ZM32 14H31V15H32ZM52 14H53V13H52ZM58 14H59V13H58ZM64 14H65V13H64ZM67 14H68V13H66L65 15L67 16ZM79 14H80V13H79ZM79 14H78V15H79ZM83 14H85L84 11H83ZM97 14H98V13H97ZM97 14H96V15H97ZM120 14H121V13H120ZM123 14H124V12H123ZM136 14H137V13H136ZM136 14H135V15H136ZM139 14H140V13H139ZM150 14H151V13H150ZM155 14H156V13H155ZM169 14H170V17H171V13H169ZM180 14H181V13H180ZM188 14H189V13H188ZM192 14H193V13H192ZM197 14H198V13H197ZM214 14H215V13H213L212 15H214ZM217 14H218V13H217ZM228 14H229V13H228ZM228 14H227V17H228ZM249 14H250V13H249ZM258 14H259V13H258ZM36 15H37V14H36ZM38 15H39V14H38ZM42 15L45 16V13L42 14ZM62 15H63V14H62ZM62 15L59 14V17H63ZM78 15H77V16H78ZM86 15H88V13H87ZM91 15H92V14H91ZM105 15H106V14H105ZM109 15H110V14H109ZM109 15H108V16H109ZM112 15H114V13H113ZM129 15L131 16V13H130ZM129 15H128V16H129ZM156 15H159V14H156ZM194 15H196V14H194ZM220 15H221V14H220ZM235 15H239V13H238V14H235V13H234V16H235ZM242 15H243V14H242ZM242 15H241V17H242ZM32 16H33V15H32ZM56 16H58V15H56ZM71 16H72V14H71L69 17L71 18ZM89 16H90V15H89ZM89 16H88V17H89ZM99 16H100V15H99ZM114 16H115V15H114ZM130 16H129V17H130ZM147 16H148V17H147ZM150 16L153 17V15H150ZM163 16H164V15H163ZM167 16H168V15H167ZM189 16H190V15H189ZM208 16H209V14H208ZM208 16H206V18H207ZM210 16H211V15H210ZM216 16H217V15H216ZM218 16H219V15H218ZM36 17H37V16H36ZM47 17H48V16H47ZM49 17H52V15L49 16ZM74 17H75V15H74ZM79 17H83V16H80V15H79ZM85 17H86V16H85ZM91 17H92V16H91ZM97 17H98V16H97ZM100 17H104V16H100ZM106 17H107V16H106ZM110 17H111V16H110ZM110 17H109V18H110ZM112 17H113V16H112ZM124 17H125V15H124ZM126 17H127V16H126ZM129 17H128V19H129ZM131 17H132V16H131ZM131 17H130V19H131ZM140 17H141V15H140ZM144 17H142L143 19L141 18L142 21L145 20ZM152 17H151V18H152ZM170 17H168V18L170 19ZM172 17H173V16H172ZM178 17H179V15H178ZM191 17H192V16H191ZM195 17H196V16H195ZM204 17H205V15H204ZM204 17H203V18H204ZM231 17H233V16H231ZM237 17H238V16H237ZM241 17H240V18H241ZM260 17H263V16L261 15ZM65 18H66V17H64V19H65ZM83 18H84V17H83ZM160 18H161V17H160ZM160 18H159V19H160ZM182 18H183V17H182ZM185 18H186V17H185ZM200 18H201V16H200ZM200 18H199V19H200ZM209 18H210V17H209ZM228 18H229V17H228ZM254 18H255V17H254ZM29 19H30V18H29ZM34 19H35V18H34ZM45 19H46V18H45ZM50 19H51V18H48V19H46V20H50ZM57 19H58V18H56V20H57ZM67 19H69V18H67ZM67 19H65V20H67ZM74 19H76V18H74ZM74 19H73V20H74ZM93 19H94V18H93ZM100 19H101V18H100ZM105 19H106V18H104V20H105ZM126 19H127V18H126ZM128 19H127V20H128ZM130 19H129V20H130ZM134 19H135V18H134ZM134 19H133V20H134ZM137 19H138V18H137ZM148 19H149V18H148ZM157 19H158V18H157ZM176 19H177V17H175V18L173 19V21L176 20ZM196 19H197V18H196ZM196 19H195V20H196ZM213 19H214V16H213ZM217 19H218V18H217ZM221 19H222V18H221ZM238 19H239V18H238ZM261 19H262V18H261ZM37 20H38V19H37ZM65 20H64V21H65ZM71 20H72V19H71ZM71 20H70V21H71ZM73 20H72V22H74ZM76 20H77V19H76ZM78 20H84V21H85V19H78ZM91 20H92V19H91ZM94 20H95V19H94ZM94 20H92V21H94ZM110 20H111V19H109L108 21H110ZM114 20H115V19H114ZM114 20H113V21H114ZM119 20H120V19H119ZM131 20H132V19H131ZM135 20H136V19H135ZM138 20H139V19H138ZM152 20H153V19H152ZM152 20H151V21H152ZM167 20H168V19H167ZM206 20H207V19H206ZM210 20H212V18L209 19L208 22H209ZM229 20H231V18H230ZM234 20H236V18H234ZM242 20H244V19H242ZM22 21H21V22H22ZM32 21H33V18H32ZM34 21H36V19H35ZM38 21H39V20H38ZM60 21H61V18H60ZM64 21H61V22H64ZM67 21H68V20H67ZM67 21H65V22H67ZM92 21H90V22H92ZM97 21H98V20H97ZM106 21H107V20H106ZM111 21H112V20H111ZM121 21H123V20H121ZM139 21H140V20H139ZM170 21H172V19H171ZM173 21H172V22H173ZM176 21H177V20H176ZM203 21H205V19H204ZM212 21L214 22L215 20H212ZM236 21H237V20H236ZM240 21H241V20H240ZM240 21H239V22H240ZM21 22H20V23H21ZM26 22H27V21H26ZM26 22H25V23H26ZM58 22H59V19H58ZM76 22H77V21H75V22L73 23V25H74ZM98 22H99V21H98ZM98 22H96V24H97ZM118 22H120V21H117V23H118ZM127 22H128V21H127ZM130 22H131V21H130ZM140 22H141V21H140ZM140 22H139V23H140ZM143 22H146V21H143ZM160 22H162V19H160ZM165 22H166V21H165ZM167 22H168V21H167ZM174 22H175V21H174ZM174 22H173V23H174ZM180 22H181V21H180ZM183 22H184V21H183ZM194 22H195V21H194ZM198 22H200V20H199ZM208 22H207V23H208ZM232 22L235 23V21H232ZM246 22H247V21H246ZM246 22H244V24H245ZM22 23H23V22H22ZM36 23H37V22H36ZM42 23H43V22H42ZM44 23L46 24L45 21H44ZM55 23H56V22H55ZM68 23H71V22H68ZM68 23H67V24H68ZM78 23H79V21L77 22V24H78ZM88 23H89V22H88ZM92 23H93V22H92ZM94 23H95V22H94ZM114 23H115V22H114ZM122 23H124V22H122ZM134 23H135V22H133V24H134ZM139 23H138V24H139ZM146 23H147V22H146ZM146 23H145V24H146ZM154 23H155V22H154ZM163 23H164V22H163ZM168 23H169V22H168ZM186 23H187V22H186ZM188 23H189V22H188ZM188 23H187V24H188ZM192 23H193V22H192ZM195 23H196V22H195ZM207 23H206V24H207ZM210 23H211V22H210ZM241 23H242V22H241ZM241 23H240V24H241ZM15 24H14V26H15ZM32 24H33V22L30 23V27H31ZM37 24H38V23H37ZM47 24H48V23H47ZM71 24H72V23H71ZM86 24H87V22H86ZM86 24H83V26L86 25ZM96 24H95V25H96ZM103 24L106 25L105 23H102V25H103ZM115 24H116V23H115ZM115 24H114V25H115ZM120 24H121V23H120ZM120 24H119V26H120ZM136 24H137V23H136ZM152 24H153V23H152ZM165 24H167V23H165ZM174 24H175V23H174ZM174 24H173V25H174ZM189 24H191V23H189ZM201 24H202V23H201ZM203 24H204V23H203ZM225 24H226V23H225ZM230 24L233 25V23H231V22H230ZM244 24L242 23L241 25H244ZM5 25H4L3 28H6ZM28 25H29V23H28ZM56 25H58V24H56ZM56 25H55V26H56ZM60 25H61V24H59V26H60ZM63 25H64V24H63ZM63 25H61V26H63ZM69 25H70V24H69ZM89 25H90V23H89ZM89 25H87V26H88V28L90 29L91 27H89ZM92 25H93V24H92ZM99 25H101L100 22H99ZM121 25H122V24H121ZM131 25H132V24H131ZM139 25H140V24H139ZM139 25H138L137 27H139ZM143 25H144V24H143ZM147 25L150 26V23L147 24ZM155 25H156V24H155ZM173 25H172V26H173ZM184 25H185V24H184ZM194 25H195V24H194ZM207 25H208V24H207ZM228 25H229V24H228ZM237 25H238V24H237ZM2 26H3V25H2ZM17 26H16V27H17ZM23 26H24V25H23ZM44 26H45V25H44ZM46 26L48 27V25H46ZM59 26H58V27H59ZM93 26H94V25H93ZM119 26H118V28H119ZM123 26H124V24H123ZM145 26H146V25H145ZM148 26H147V27H148ZM157 26H158V23H157ZM160 26H162V25L160 24ZM196 26L198 27L199 25H196ZM229 26H230V25H229ZM254 26H255V25H254ZM254 26H252V27H254ZM256 26H257V23H256ZM7 27H9V25H7ZM30 27H28V28H30ZM34 27H35V28H36V27L39 28V26H37V25H34ZM34 27L32 26L31 28H34ZM41 27H42V25H41ZM41 27L39 28V32H42V31L44 30V28H41ZM51 27H52V26H51ZM53 27H54V26H53ZM58 27H57V28H58ZM77 27H78V25H77ZM77 27H76V25H75V29H76ZM115 27H116V29H118L117 26H115ZM115 27H114V28H115ZM124 27H125V26H124ZM129 27H130V26H129ZM141 27H142V26H141ZM151 27H152V25H151ZM155 27H156V26H155ZM155 27L153 26V27H152V30H153V28H155ZM164 27H165V26H164ZM174 27H175V26H174ZM179 27L182 28L183 25H182V26L179 25ZM188 27H189V26H188ZM194 27H195V26H194ZM208 27H209V26H208ZM216 27H217V26H216ZM216 27H215V28H216ZM225 27H226V25H225ZM230 27H231V26H230ZM234 27H235V25H234ZM244 27H246V26H244ZM31 28H30V29H31ZM35 28H34V29H35ZM48 28H50V26H49ZM54 28H55V27H54ZM62 28H63V27H62ZM65 28H67L66 25H65ZM68 28H72V27H68ZM85 28H86V27H85ZM85 28H84V29H85ZM107 28H108V26H107ZM114 28H113V29H114ZM148 28H149V27H148ZM183 28H184V27H183ZM195 28H196V27H195ZM198 28H199V27H198ZM211 28H212V27H211ZM211 28H210V29H211ZM218 28H219V27H218ZM236 28H237V26H236ZM250 28H251V27H250ZM257 28H258V27H257ZM257 28H256V29H257ZM261 28H262V27H261ZM1 29H2V28H1ZM13 29H14V28H13ZM13 29L11 28V30H10V33H12V34H13V31H14ZM17 29H19L20 32H22L20 26H19V28L17 27ZM22 29H23V30L25 29L23 40H24L25 42H29V41H30L32 44L36 43L35 40L37 41V39H35V37L33 36V34L35 35V33L37 32V29H35V30L33 29L35 33H30V32H33L32 29H31L30 32L27 31L28 29H27V26H26V25L24 26V28L22 27ZM26 29H27V30H26ZM59 29H61V27H60ZM72 29H73V28H72ZM72 29H71V30H72ZM75 29H74V31L76 32ZM84 29H83V30H84ZM113 29H112V30H113ZM135 29H136V27H135ZM135 29L132 28V30H135ZM145 29H146V28L144 27L143 30H145ZM155 29H156V28H155ZM157 29H158V27H157ZM165 29H167V27H165ZM169 29H170V28L168 27V30H169ZM171 29H173V28H171ZM190 29H191V28H190ZM199 29H200V31H201V28H199ZM242 29H243V28H241V30H242ZM3 30H4V31H7L8 28H6V30H5V29H3ZM3 30H2V31H3ZM46 30H48V29H46ZM54 30H55V29H54ZM62 30H64V29H62ZM65 30H66V29H65ZM65 30H64V31H65ZM69 30H70V29H69ZM71 30H70V31H71ZM97 30H98V29H97ZM104 30H105V28H104ZM125 30H126V28H125ZM127 30H129V28H128ZM140 30H142V29L140 28ZM158 30H159V29H158ZM158 30H156V31L158 32ZM161 30H162V29H161ZM173 30H174V29H173ZM197 30H198V29H197ZM228 30H229V28H228ZM243 30L245 31V29H243ZM246 30H248V29H246ZM249 30H250V29H249ZM252 30H253V29H252ZM259 30L261 31L262 29H259ZM2 31L0 30V37H2V39H3V42H1V44H0V127H1V128H0V132H1V130H3V135L6 134V137H7V136L10 137L11 141H10V140H8V141H10L9 144L11 143V144H10V147H11V148L7 147L8 145H6V146L3 145L2 140H0V161H1V163H2L3 160L6 159V161L4 160V161H5V164L9 167L8 170L10 169L9 171H7V172H3V173L0 171V172L2 173V174L0 173V184H2V185L5 186V189L3 190V191H4L3 195H4L5 197L3 198L1 204H3V201H4V202H8L10 199H14V200H12V201H15V200H16L17 202H20V203H21L22 201L27 202V203L25 204L24 207L22 206V207H23V212H19V213H16V214H15V212H14V214L12 215V210H11V212H10L11 214H8V215H6V214H5V215L0 214V252H1V250L4 251V252H7V255H8V253H10V254L12 255V260H13V263H14V264H34L35 262L33 263V261H35L36 259H37L36 261H39V264H41L42 262H43V264H79V263H80V261H79L80 258H79V257L82 256L83 258L81 257V260H84V259H85V258H84V255L89 253V251H87V249H86V253H85V254L83 253V251H82V249H81V245H80L81 242H80V243H78V242H73V244H71V245L69 244L72 248H70V249H67V248H66V249H65V248L63 247V243H62V240H63V239H62V240H55L56 242H57V241H60V242H57V243H56L55 241H53V242H55L56 244H55L54 246L52 245V248H51L50 250H47V249H46V243H45V245L42 247V246L39 245V244H38V245L35 244V241H34V239H35L34 237H35V236H34V235H33V236H34V237H33L34 239H31V238L28 237V234H29V235H30L31 233L33 234V231H31V233L29 232V231L33 228V226L31 227V224H30L29 226H30L31 229L28 227V224L31 223V219H32V218H33V219H34V217L37 218V219H35V220H37L39 224L35 223V225H40V223H41V225H43V226H44V225H49V221H48V219H50V217H48V214H49V213H47V212L44 210V208H46L47 206H44V208L42 207V204H43V201H44V200L41 201V204H40V202L37 201V200H39V199L42 200L41 197H40L39 199H37V196H38V194H37L36 197H35L37 200H35V199L33 198V195H32V194H33V191L35 190V189H34V190H32V189H33L34 184H36V179L39 177V175L41 176V174H42L44 171H43V170H42L43 172H39L40 170L38 171V169H37V167L39 166L38 164H33V166H32V164H29V163H28L30 155H29V157H28V159H27L28 161H27L26 166H24L23 163H22V159H21V157H23V156H22V153H23V152H21L22 150H19V151H20V152H19L18 149H16V147H17L16 143H18V146H19V144H20V145L23 144L24 141L26 140L27 136H28V132H29V131L32 132V130L37 129V134H39V135H43V134H45L44 131H43V129H45V128L43 127L44 124H49L50 126H52L53 128H55L56 130H59V131H60L61 126L63 127V125H62L61 122L71 121V123H70V124H71V128L74 129V125H73V124L76 122V121H75L76 116H72V115H74L75 113L72 114V113H69V112L71 111V108H73V106L76 105V104H73V106L71 107V106H69V104H70L69 101L66 100V98H67V97H70V94H72V93H70V92H71L70 90H72L73 88H72V89H67V88H63V87H61V88H63V89L61 90L62 93H65V95L67 96V97L65 96L66 98H64V96H63V98L65 99V100H64V99L60 98V97H61L60 95H62V94L57 93V95L59 94L58 96H60V97H59L60 99H59L57 96L51 95L50 92H49V93H50V94H49V93L45 90V89H46L45 87H47L46 85L44 86V88H45L44 90H43L42 88H39V89H38V87H37L36 92H34L35 90L33 91L31 87H30V89H31V90H30L29 87H28V88L25 87V85H26L25 82L27 83V81L24 82V80H26V79L23 80V82H24V85H23V86H24L25 88H24V87H21V86L17 87V86H18V85L16 86V84H17V83H16L17 80H15V77L13 78V76H14V73H15V72H16L15 75H16L18 72L16 71V66H15V67H12L13 64L11 63L12 60H15L16 57L13 59V58H11V57H8V55H7V57L4 55V53H5V51H6V47H7V45H9V44H7V43H13V40L15 39L16 36L14 37V39H11L10 37H12V36L10 35L9 31L6 32V34H5V32H4L5 35L2 34V33H3ZM56 31H57V29H56ZM59 31H60V30H59ZM59 31H58V33H57V32H53V34L56 35V33H57V35H58V34H59ZM67 31H68V30H67ZM74 31H73V33H75ZM85 31H87V29H86ZM107 31H108V30H107ZM107 31H106V32H107ZM115 31H116V30H115ZM117 31H119V30H117ZM137 31H138V29H137ZM148 31H149V30H148ZM164 31H165V30H164ZM164 31H163V32H164ZM183 31H184V30H183ZM183 31H182V33H183ZM185 31H186V30H185ZM185 31H184V32H185ZM195 31H196V29H195V30L193 29V32H195ZM200 31H199V34H200ZM205 31H206V30H205ZM210 31L213 32V30H210ZM214 31H215V29H214ZM222 31H223V30H222ZM231 31H232V30L230 29V31H227V32L230 33ZM233 31H234V30H233ZM250 31H251V30H250ZM257 31H258V30H257ZM14 32H15V31H14ZM17 32H19V31L17 30ZM17 32H16V34H18ZM71 32H72V31H71ZM71 32H70V33H71ZM78 32H79V31H78ZM81 32H82V31H81ZM83 32H84V31H83ZM91 32H93V31H91ZM95 32H96V31H95ZM131 32H132V31H131ZM140 32H141V31H140ZM140 32H137V33H140ZM142 32L144 33L145 31H142ZM142 32H141V35H143ZM153 32H154V31H153ZM190 32H191V31H190ZM190 32H189V34H190ZM193 32H192V34H193ZM196 32H197V31H196ZM219 32H220V31H219ZM225 32H226V31L224 30L223 33H225ZM234 32H235V31H234ZM237 32H239V30H238ZM242 32H243V31H242ZM242 32H241V33H242ZM252 32H253V31H252ZM261 32H263V31H261ZM46 33H47V32H46ZM62 33H64L65 35L68 36L69 31H68V33L62 31ZM101 33H103V30H102ZM109 33H110V32H109ZM114 33H115V32H114ZM123 33H124V32H123ZM123 33H122V34H123ZM128 33H129V32H128ZM128 33H127V31H126L125 34H128ZM137 33H136V34H137ZM146 33H147V32H146ZM146 33H144V35L147 36ZM154 33H155V32H154ZM154 33H153V34H154ZM164 33H165V32H164ZM171 33H173V31H172ZM186 33H187V32H186ZM204 33H205V32H204ZM216 33H217V32H216ZM229 33H228V34L225 33V35H228V37H229V35L232 34V33H230V34H229ZM239 33H240V32H239ZM245 33H246V31H245ZM245 33H244V34H245ZM247 33H248V32H247ZM256 33H257V32H256ZM21 34H22V33H21ZM21 34H20V35L18 34L19 37H21ZM60 34H61V32H60ZM60 34H59V35H60ZM79 34H80V32H79ZM87 34H88V33H87ZM87 34H85V35H87ZM91 34H92V33H91ZM97 34H98V36H99L100 33H97ZM116 34H117V33H116ZM116 34H115V35H116ZM125 34H124V35H125ZM158 34H159V33H158ZM166 34H167V33H166ZM168 34L171 35L170 33H168ZM183 34H184V33H183ZM206 34H207V32H206ZM206 34H204V35H206ZM250 34H251V32H250ZM262 34H263V33H262ZM9 35H10V37H9ZM51 35H52V34H51ZM57 35H56V36H57ZM76 35H77V34H76ZM83 35H84V33H83ZM85 35L82 36V37L84 38ZM102 35H103V34H102ZM104 35H106V34L104 33ZM104 35H103V36H104ZM108 35H109V34H108ZM132 35H133V34H132ZM134 35H135V34H134ZM134 35H133V36H134ZM141 35H140V36H141ZM154 35H157V34H154ZM181 35H182V34H181ZM181 35H180V36H181ZM225 35L222 34V36H225ZM237 35L240 36V34H237ZM237 35H236V36H237ZM241 35H243V34H241ZM247 35H249V34H247ZM251 35H253V34H251ZM256 35L258 36L259 34H256ZM263 35H264V34H263ZM42 36H43V35H42ZM56 36H55V37H56ZM60 36H61V35H60ZM67 36H66V37H67ZM72 36H74V34H73ZM78 36H79V35H78ZM90 36H91V35H90ZM90 36H89V37H90ZM127 36H128V35H127ZM137 36H138V35H137ZM146 36H145V38H148L149 35H148L147 37H146ZM150 36H151V35H150ZM159 36H160V35H159ZM161 36H163V35H161ZM164 36H165V35H164ZM164 36H163V37H164ZM171 36H173V35H171ZM174 36H175V35H174ZM192 36H194V37L196 36V37H197V35H192ZM192 36H190L189 38L193 41V39L191 38ZM201 36H203V34H201ZM230 36H231V35H230ZM245 36H246V35H245ZM249 36H250V35H249ZM19 37H18V38H19ZM53 37H54V36H53ZM61 37L63 38V36H61ZM61 37H60V38H61ZM76 37H77V36H76ZM82 37L80 36L81 39H82ZM86 37H88V36H86ZM94 37H95V35H94ZM105 37H106V36H105ZM107 37H108V36H107ZM109 37H110V36H109ZM109 37H108V41H109V39L111 38V37H110V38H109ZM142 37H143V36H142ZM157 37H158V36H157ZM185 37H186V35H185ZM194 37H193V38H194ZM211 37H212V33H211ZM232 37H235V36L232 35ZM246 37H248V36H246ZM253 37H254V36H253ZM258 37H260V36H258ZM261 37H263V36H261ZM261 37H260V39L262 40ZM12 38H13V37H12ZM18 38H17V39H18ZM74 38H75V37H74ZM129 38H131V37L129 36ZM129 38H128V39H129ZM154 38H156V37H154ZM164 38H166V37H164ZM175 38H176V37H175ZM179 38H180V37H179ZM182 38H183V37H182ZM212 38H213V37H212ZM220 38H221V37H220ZM224 38H225V37H224ZM240 38H242V36H241ZM248 38H249V37H248ZM263 38H264V37H263ZM17 39L14 40V43H15V41H17ZM38 39H39V41H40V38H38ZM46 39H48V38L46 37ZM54 39H55V38H54ZM56 39H58V38H56ZM56 39H55V40H56ZM63 39H64V38H63ZM68 39H69V38H68ZM68 39L65 38L66 41H67ZM70 39H71V38H70ZM70 39H69V40H70ZM87 39H89V38H87ZM96 39H97V38H96ZM96 39H95V40H96ZM100 39H102V38H100ZM100 39H99V40H100ZM121 39H122V35H121ZM132 39H133V38H132ZM135 39H136V36H135ZM138 39L140 40V38H138ZM167 39H168V38H167ZM177 39H178V37H177ZM177 39H176V40H177ZM194 39H195V38H194ZM209 39H210V38H209ZM209 39L207 38V43H206V44H208V40H209ZM215 39L217 40L216 36H215ZM230 39H231V38H230ZM230 39H229V40H230ZM238 39H239V37H238L237 39H235V40L237 41ZM244 39H245V38H244ZM250 39H251V38H250ZM257 39H258V38H257ZM260 39H259V40H260ZM48 40H49V39H48ZM69 40H68V41H69ZM123 40H124V39H123ZM136 40H137V39H136ZM144 40H145V39H144ZM148 40H149V38H148ZM148 40H146L145 47L143 46L144 44L142 45V46H143V49L146 48L147 43H149V42H147ZM164 40H165V39H164ZM178 40H179V39H178ZM178 40H177V41H178ZM186 40H187V38H186ZM191 40H190V41H191ZM195 40H197L198 42H199V41H202L201 38H199V40H198V38H196ZM210 40H211V39H210ZM222 40H223V39H222ZM224 40H225V39H224ZM227 40H228V39H227ZM235 40H233V41H235ZM241 40H242V39H241ZM241 40H240V41H241ZM0 41H1V40H0ZM41 41H42V40H41ZM50 41H51V40H50ZM57 41H58V42H61V39H60V41H59V40H57ZM71 41H72V39L70 40V42H71ZM88 41H89V40H88ZM104 41H106V39H104ZM108 41H106V42L109 43ZM112 41H113V40H111V42H112ZM124 41H126V40H124ZM159 41H160V39H159ZM171 41H172V40H171ZM174 41H175V40H174ZM182 41H184V40H182ZM220 41H221V39H220ZM220 41H219V43H220ZM233 41H231V42H233ZM245 41H246V40H245ZM262 41H263V40H262ZM63 42H64V41H63ZM63 42H62V43H63ZM70 42H69V43H70ZM75 42H76V41H74V43H75ZM84 42H85V43L87 42L86 39H85ZM102 42H103V39H102ZM106 42H105V43H106ZM113 42H114V41H113ZM131 42H132V41H131ZM134 42H135V41H133V43H134ZM138 42H140V41H138ZM151 42H154V39L151 40ZM164 42H165V41H164ZM169 42H170V40L168 41V44H171V45H172V43H171V42L169 43ZM188 42H189V41H188ZM198 42H196L195 44H197ZM203 42H204V40H203ZM203 42H202L203 46H205V48H207V46L204 45ZM209 42H211V41H209ZM225 42H226V41H225ZM255 42H256V39H255ZM259 42H260V41H257V43H255V44H258ZM16 43H17V42H16ZM18 43H19V42H18ZM23 43H24V42H23ZM40 43H41V42H40ZM52 43L55 44V42H52ZM72 43H73V41H72ZM74 43H73V45H74ZM77 43H79V42H77ZM100 43H101V42H100ZM100 43H98V44L100 45ZM114 43H115V42H114ZM114 43H113V44H114ZM123 43H124V42H123ZM127 43H128V42H127ZM143 43H144V42H143ZM155 43H156V41L154 42V44H155ZM178 43L181 44V42H178ZM182 43H183V46H182V50H183V48H184V42H182ZM221 43H222V41H221ZM228 43H229V42H228ZM236 43H237V42H236ZM238 43H240V42H238ZM117 44H118V43H117ZM117 44H116V46H119V45H120V43H119L118 45H117ZM121 44H122V43H121ZM134 44L136 45V43H134ZM137 44H138V43H137ZM168 44H167V45H168ZM173 44H174V43H173ZM187 44H188V43H187ZM191 44H192V43H191ZM202 44H201V45H202ZM224 44H225V43H224ZM232 44L235 45L234 42H233ZM240 44H241V43H240ZM244 44H246V43H244ZM244 44H243V45H244ZM252 44H253V43H252ZM262 44H264V41L262 42ZM42 45H43V44H42ZM55 45H59V44H55ZM66 45H68V44H66ZM75 45H76V44H75ZM75 45H74V47L76 48L77 45H76V46H75ZM101 45H102V44H101ZM104 45H105V46H104ZM104 45H102V46L106 47V44H104ZM107 45H108V44H107ZM110 45H112V44L110 43ZM110 45H108V46H110ZM132 45H133V44H132ZM151 45H152V43H151ZM151 45H150V46H151ZM156 45H158V43H156ZM159 45H160V44H159ZM159 45H158V46H159ZM175 45L178 46V44H175ZM175 45H174V46L172 45V46L175 47V48H177ZM181 45H182V44H181ZM181 45H180V46H181ZM197 45H198V44H197ZM217 45H219V44L217 43ZM10 46H11V45H10ZM25 46H26V45H25ZM38 46H41V45H38ZM38 46H37V47H38ZM64 46H65V45H63V48H64ZM68 46H69V45H68ZM87 46H90V45H87ZM97 46H98V45H97ZM113 46H114V45H113ZM113 46H112V49L115 48V46H114V47H113ZM121 46H122V45H121ZM126 46H127V45H126ZM153 46H154V45H153ZM158 46H157V48H158ZM169 46H170V45H169ZM189 46H191V45H189ZM209 46H210V45H209ZM209 46H208V47H209ZM213 46H214V45H213ZM213 46H212V48H210V49H213V48H214ZM220 46L222 47V45H220ZM230 46H231V44H230ZM261 46H262V45H261ZM11 47H12V46H11ZM11 47H10V48L7 47V48L11 49ZM59 47H60V46H59ZM79 47L81 48V45H80ZM92 47H94V46H92ZM119 47H120V46H119ZM122 47H123V46H122ZM122 47H121V49H122ZM124 47H125V46H124ZM154 47H155V46H154ZM162 47H163V46H162ZM162 47H160V50H162V49H161ZM166 47H168V46H166ZM166 47H165V48H166ZM173 47H171V48H173ZM191 47H192V46H191ZM210 47H211V46H210ZM217 47H218V46H217ZM239 47H240V46H239ZM244 47H245V46H244ZM244 47H243V48H244ZM41 48H42V47H40V49H41ZM49 48H50V47H49ZM52 48H54V47H52ZM52 48H51V49H52ZM72 48H73V47L71 46V48L69 49L71 52H72V50H73ZM83 48H84V47H83ZM83 48H81V49H83ZM99 48H100V47H99ZM108 48H109V47H108ZM136 48H137V45H136ZM139 48H141L140 45H139ZM150 48H151V47H150ZM175 48H174L173 51H171L170 49H169V50H170L171 52H174V51H175ZM196 48H197V47H196ZM223 48H224V47H223ZM223 48H222V49H223ZM226 48H227V45H226ZM226 48H225V50L223 49V51H225V53H226ZM243 48H242V49H243ZM263 48H264V46H263ZM54 49H55V48H54ZM64 49H65V48H64ZM66 49H68V48L66 47ZM66 49H65V50H66ZM76 49H77V48H76ZM76 49H75V50H76ZM102 49H103V48H102ZM105 49H107V47H106ZM105 49H104V50H105ZM109 49L111 50V48H109ZM127 49H128V48H127ZM131 49H132V47H131ZM137 49H138V48H137ZM158 49H159V48H158ZM177 49L179 50V48H177ZM186 49H187V48H186ZM186 49L183 50V51H186ZM200 49H201V48H200ZM208 49H209V48H208ZM216 49H217V48H216ZM236 49H238V48H236ZM236 49L233 48V50H236ZM240 49H241V48H240ZM52 50H53V49H52ZM52 50H51V51H52ZM84 50H85V49H84ZM89 50H90V48H88V53H89ZM107 50H108V49H107ZM128 50H129V49H128ZM128 50H126V51H128ZM132 50H133V49H132ZM135 50H136V49H135ZM138 50H140V49H138ZM144 50H146V52H148V51H147V50H148L147 48L144 49ZM149 50H150V49H149ZM154 50H156V48L153 49V51H154ZM166 50H167V49H166ZM180 50H181V49H180ZM182 50H181L180 52H182ZM204 50H205V49H204ZM206 50H207V49H206ZM220 50H221V49H220ZM238 50H239V49H238ZM238 50H236V51H238ZM263 50H264V49H263ZM263 50H262V52H264ZM12 51H14V50H12ZM38 51H40L39 48H38ZM49 51H50V50H49ZM53 51H54V50H53ZM76 51H77V50H76ZM79 51H80V50H79ZM117 51H118V50H117ZM130 51H131V50H130ZM130 51H129V52H130ZM151 51H152V49H151ZM158 51H159V50H158ZM162 51H163V50H162ZM170 51H168L169 54H170ZM187 51L190 52V51H192V49H191L190 51L187 49ZM187 51H186V52H187ZM197 51H198V50H197ZM218 51H219V49L217 50V52H218ZM221 51H222V50H221ZM227 51H228V48H227ZM236 51H234V52H236ZM240 51H241V50H240ZM240 51H239L237 54H239ZM242 51H243V50H242ZM56 52H57V51H56ZM56 52H55V53H56ZM94 52H95V51H94ZM96 52H97V51H96ZM105 52H106V51H105ZM120 52H121V51H120ZM120 52H119V53H120ZM135 52H137V51H135ZM140 52H141V51H140ZM146 52H145V53H146ZM186 52H184V53L182 52V55L185 54ZM199 52H200V51H199ZM199 52H198L197 54H196V53H195V54L198 55V54H200ZM203 52H204V51H203ZM7 53H8V52H7ZM7 53H6V54H7ZM9 53H10V51H9ZM23 53H24V52H23ZM40 53H41V52H40ZM55 53H54V54H55ZM57 53H58V52H57ZM57 53L55 54V58H56V59L53 58V57H54V54H53L52 57H50L49 55H48L47 57H46V55H44V54H43V55L48 59V60H47L48 62H49V60H57V61H58V60H62L63 57H62V58H61V56L58 57L59 55L57 56ZM61 53H62V52H61ZM72 53H73V52H72ZM74 53H75V52H74ZM91 53H92V51H90V55H91ZM121 53H122V52H121ZM153 53H154V52H153ZM162 53H163V52H162ZM162 53H161V54H162ZM174 53H176V51H175ZM177 53H179V52H177ZM192 53H193V51H192ZM192 53H187V55H188V54H192ZM225 53H224V54H225ZM242 53H243V52H242ZM58 54H60V53H58ZM76 54H77V53H76ZM83 54H84V56H85V53H83ZM93 54H94V53H93ZM93 54H92V55H93ZM97 54H99V53H97ZM109 54H110V53H109ZM127 54H128V53L125 52V55H126V56H127ZM133 54H135V53H133ZM138 54H139V53H138ZM156 54H160V53L156 52ZM164 54H165V53H164ZM179 54H180V53H179ZM224 54H223V55H224ZM228 54H229V51H228ZM14 55H16V54H14ZM17 55H18V54H17ZM19 55H20V54H19ZM19 55H18V56H19ZM23 55H24V54H23ZM23 55H22V56H23ZM51 55H52V54H51ZM77 55H78V54H77ZM100 55H101V54H100ZM115 55H116V54H115ZM128 55H129V54H128ZM146 55H147V54H146ZM167 55H168V54H166V56H167ZM176 55L179 56V58H177V59H180L179 61H181L183 57H184V59H185L186 57H189V55L186 56V57H185V56L178 55V54H176ZM185 55H186V54H185ZM196 55H195V56H196ZM208 55H209V54H208ZM219 55H220V54H219ZM225 55H226V57L228 56L227 54H225ZM230 55H231V54H230ZM22 56H21V57H22ZM25 56H26V55H25ZM44 56H42V57H44ZM56 56H57V57H56ZM62 56H63V55H62ZM65 56H66V55H65ZM68 56H69V55H68ZM80 56H81V55H79L78 57H80ZM84 56H81V57H84ZM101 56H102V55H101ZM106 56H108V55H106ZM136 56H137V53H136ZM139 56H140V55H139ZM139 56H137V57H139ZM144 56H145V55H144ZM161 56H162V55H161ZM168 56H169V55H168ZM177 56H175V57H177ZM201 56H202L201 58H203V57L205 58V56H203V54H202ZM217 56H218V53H216V57H217ZM220 56H221V55H220ZM231 56H233V55H231ZM234 56H235V55H234ZM241 56H242V55H241ZM66 57H67V56H66ZM71 57H72V56H71ZM74 57H75V56H74ZM76 57H77V56H76ZM81 57H80V58H81ZM113 57H114V56H113ZM117 57H118V56H117ZM117 57L114 58V59H118ZM134 57H135V56H134ZM134 57H133V58H134ZM146 57H147V56H146ZM162 57H163V56H162ZM170 57H171V56H170ZM180 57H182V58H180ZM190 57H191V55H190ZM190 57H189V58H190ZM192 57H193V55H192ZM196 57H197V56H196ZM196 57H195V58H196ZM210 57H212V56L210 55ZM218 57H219V56H218ZM218 57H217V58H218ZM229 57H230V56H229ZM18 58H20V56H19ZM26 58H27V57H26ZM64 58H65V57H64ZM67 58H68V57H67ZM69 58H70V56H69ZM93 58H95V57H93ZM99 58H101V57L99 56ZM99 58H98V59H99ZM109 58H110V57H109ZM120 58H121V56H120ZM129 58H130V57H129ZM164 58H165V57H164ZM195 58H194V59H195ZM198 58H200V56H199ZM212 58H213V57H212ZM217 58H216V59H217ZM256 58H257V57H256ZM21 59H22V58H21ZM76 59H77V58H76ZM84 59H85V58H84ZM87 59H88V58H87ZM87 59L85 60V62H87ZM89 59H90V58H89ZM101 59H103V58H101ZM110 59H111V58H110ZM114 59H113V60H114ZM121 59H122V58H121ZM125 59H126V57H125ZM131 59H132V58H131ZM143 59H144V58H143ZM146 59H147V58H146ZM153 59H154V58H153ZM153 59H152V60H153ZM167 59L169 60V57H168ZM172 59H173V58H172ZM184 59H183V60H184ZM187 59H188V58H187ZM187 59H186V60H187ZM210 59H211V58H210ZM235 59H236V57H235ZM237 59H238V58H237ZM239 59H240V57H239ZM263 59H264V58H263ZM1 60L4 61V62H2ZM5 60H11V62H9V61H5ZM16 60H17V59H16ZM22 60H24V58H23ZM22 60L19 59L18 62H19V61L22 62ZM40 60H43V59H40ZM69 60H71V59H69ZM74 60H75V59H74ZM78 60H80V59H78ZM78 60H77V61H78ZM81 60H82V58H81ZM91 60H92V59H91ZM111 60H112V59H111ZM113 60H112V61H113ZM118 60L120 61V59H118ZM126 60H128V58H127ZM150 60H151V58H150ZM154 60H155V59H154ZM156 60H159V61H160V59H156ZM170 60H171V58H170ZM191 60H192V61H196L197 59H196V60H193V58H191ZM211 60H213V59H211ZM229 60H230V59H229ZM229 60L227 61V59L225 58V61L228 62V63H229ZM241 60H242V58H241ZM57 61H55L56 63H55L54 61L51 62V63L49 62V63H50L49 65L51 66L52 63H53V65L56 64V65H55V68H56L57 64H59V63H57ZM63 61H64V60H62V62L60 61V63L62 64ZM82 61H83V60H82ZM88 61H89V60H88ZM93 61H94V60H93ZM93 61H92V62H93ZM99 61H100V59H99ZM103 61H105V60H103ZM103 61H102V62L100 61V63H103ZM106 61H107V60H106ZM148 61H149V60H148ZM216 61H217V60H216ZM222 61H223V60H222ZM232 61H233V59H232ZM237 61H238V60H237ZM254 61H256V60L254 59ZM254 61H253V62H254ZM15 62H16V61H15ZM39 62H40V61H39ZM71 62H72V61H71ZM108 62H109V61H108ZM113 62H114V61H113ZM120 62H121V61H120ZM126 62H127V61H125V63H126ZM131 62H132V60H131ZM155 62H156V61H155ZM169 62H170V61H168L167 63H169ZM171 62H172V61H171ZM203 62H205L204 59H203ZM219 62H220V61H219ZM234 62H235V61H234ZM240 62H241V61H240ZM240 62H239V64H240ZM242 62H243V61H242ZM242 62H241V63H242ZM248 62H249V61H248ZM251 62H252V61H251ZM253 62H252V63H253ZM13 63H14V62H13ZM16 63H17V62H16ZM19 63H20V62H19ZM19 63L15 64V65H17V66L19 67V65H18ZM40 63H42V62H40ZM43 63H46V62L44 61ZM54 63H55V64H54ZM74 63L76 64V63H79V62H73V65H74ZM93 63H94V62H93ZM96 63H97V62H96ZM96 63H95V64H96ZM100 63H99V64H100ZM104 63H105V62H104ZM117 63H118V62H117ZM122 63H123V62H122ZM129 63H130V61H129ZM136 63H137V61H136ZM136 63L133 62V64H136ZM140 63H141V62H140ZM146 63H147V62H146ZM146 63H144V64L146 65ZM165 63H166V62H165ZM172 63L174 64V62H172ZM181 63H182V62H181ZM192 63H193V62H192ZM196 63L198 64V62H196ZM209 63H210V62H209ZM213 63H214V61H213ZM257 63H258V62H257ZM22 64H23V63H22ZM25 64H26V63H25ZM25 64H24V65H25ZM46 64H47V63H46ZM46 64H44V65H46ZM61 64H59V65H61ZM69 64H70V63H69ZM81 64H82V63H80V65H79L80 67H81ZM83 64H84V63H83ZM95 64H94V65H95ZM109 64H110V62H109ZM114 64H116V63H114ZM123 64H124V63H123ZM147 64H149V63H147ZM152 64H154V63L152 62ZM156 64H157V63H156ZM158 64L160 65V62H159ZM169 64H170V66H173V65H171V63H169ZM183 64H184V66H185V62H184ZM186 64H187V62H186ZM204 64H205V63H204ZM206 64H207V63H206ZM210 64H212V63H210ZM215 64H216V63H215ZM220 64H221V63H220ZM223 64H224V63H223ZM249 64H250V62H249L247 65L249 66ZM253 64L255 65L256 62H254ZM33 65H34V64H33ZM35 65H36V64H35ZM38 65H39V64H38ZM44 65H43V66H44ZM59 65H58V66H59ZM66 65H67V64H66ZM70 65H72V64H70ZM76 65L78 66V64H76ZM86 65H87V63H86ZM88 65H90L89 62H88ZM91 65H92V64H91ZM94 65H92V67H93ZM106 65H108V64H106ZM130 65H132V64H130ZM187 65H188V64H187ZM194 65H195V64H192V67H193ZM212 65H214V64H212ZM218 65H219V64H218ZM229 65H230V63H229ZM232 65H233V64H232ZM232 65H231V66H232ZM234 65H237V64H234ZM244 65H245V64H244ZM247 65H245V66H247ZM257 65H259V64H257ZM22 66H23V65H22ZM25 66H26V65H25ZM39 66H40V65H39ZM39 66H38V67H39ZM58 66H57V68L60 69V66H59V67H58ZM61 66H64V65H61ZM79 66H78V67H79ZM100 66H101V65H100ZM102 66H103V65H102ZM112 66H113V64H112ZM116 66H117V64H116ZM119 66H120V65H119ZM122 66H123V65H121V67H122ZM125 66H127V65L125 64ZM128 66H129V65H128ZM133 66H134V68H135V65H133ZM137 66H138V64H137ZM137 66H136V69H137ZM139 66H140V64H139ZM148 66H150V65H148ZM152 66H153V65H151V67H152ZM154 66H155V64H154ZM157 66H158V65H157ZM157 66H156V67H157ZM160 66H161V65H160ZM174 66H176V65L174 64ZM174 66H173V68H174ZM201 66H203V65L201 64ZM201 66H200V67H201ZM204 66H205V65H204ZM242 66H243V65H242ZM36 67H37V66H36ZM38 67H37V70H38ZM46 67H47V66H46ZM52 67H53V66H51V68H50L49 71H51V69H52L53 71H56V69H55L54 67H53V68H52ZM65 67H66V66H65ZM65 67H64V68H65ZM68 67L71 68V67H73V66H69V65H68ZM68 67H66L67 69H66V68L64 69L63 67H61L63 70L61 71L62 74L59 73L60 78H62L61 75L64 76V75H66V74H67L66 77L69 78L68 73H69V71H70V73H71L72 69L68 70V69H69ZM85 67H86V66H85ZM87 67H88V66H87ZM97 67H98V66H97ZM108 67H110V66H108ZM141 67H142V66H141ZM141 67L138 68L140 71H141V69H140ZM151 67H150V68H151ZM162 67H165V66L162 65ZM162 67H158V69L160 68L159 70H161V71L164 70V72H165V69H164V68L162 69ZM189 67H191V65H190ZM194 67H195V66H194ZM206 67H207V66H206ZM206 67H205V68H206ZM210 67H211V66H210ZM210 67H209V68H210ZM212 67H213V66H212ZM224 67H225V65H224ZM240 67H241V66H240ZM255 67L257 68L258 66H255ZM262 67H263V66H262ZM22 68H24V67H22ZM83 68H84V67L82 66L81 69H83ZM101 68H102V67H101ZM110 68H111V67H110ZM129 68H132V66L129 67ZM134 68H133V69H134ZM148 68H149V67H148ZM152 68L155 69L154 67H152ZM173 68H172V69H173ZM184 68H185V67H184ZM195 68H196V67H195ZM207 68H208V67H207ZM216 68H217V67H216ZM221 68H223V66H222ZM232 68H233V67H232ZM232 68H231V69H232ZM245 68H247V67H245ZM249 68H250V67H249ZM253 68H254V67H253ZM259 68H261V64H260V67H259ZM25 69H26V68H25ZM25 69H24V70H25ZM40 69H41V67L39 68V71H40ZM54 69H55V70H54ZM77 69H78V68L75 67L74 70H77ZM86 69H87V68H84V70H86ZM93 69L95 70L96 67L93 68ZM93 69H91V70H93ZM98 69L100 70V68H98ZM98 69H97V70H98ZM112 69L114 70V66H113ZM112 69H111V71H112ZM133 69H129V70H133ZM145 69H147V67H145ZM153 69H152V70H153ZM169 69H170V68H169ZM176 69H177V67H176ZM181 69H182V68H180V70H181ZM189 69L191 70V68H189ZM200 69H201V68H200ZM202 69H203V68H202ZM218 69H219V68H218ZM225 69H226V68H225ZM227 69H229V67H228ZM227 69H226V72L228 71ZM233 69H234V68H233ZM243 69H244V67H243ZM18 70H19V68H18ZM21 70H22V69H21ZM35 70H36V69H35ZM67 70H68V73H66ZM89 70H90V69H89ZM89 70L87 69L88 74H89V72H90ZM101 70H102V69H101ZM101 70H100V71H101ZM104 70H106V69H104ZM108 70H109V69H108ZM134 70H135V69H134ZM143 70H144V69H143ZM143 70H142V72H143ZM167 70H168V69L166 68V71H167ZM170 70H171V69H170ZM173 70H175V68H174ZM173 70H172V72H173ZM195 70H196V71H193V72H197V71H198L197 68H196ZM208 70H209V69H208ZM210 70H211V68H210ZM212 70H213V69H212ZM220 70H221V69H220ZM222 70L224 71V69H222ZM247 70H250V69H247ZM253 70H256V69L254 68ZM257 70H258V69H257ZM261 70H264V69H261ZM14 71H15V72H14ZM46 71H47V69H46ZM80 71L82 72L83 70H80ZM100 71H99V72H100ZM102 71H103V70H102ZM119 71L121 72V70H119ZM122 71H123V70H122ZM125 71H126V69H125ZM145 71H148V69L145 70ZM150 71H151V70H150ZM155 71H156V73H157V70H155ZM155 71H154L153 73H155ZM175 71H177V70H175ZM200 71H201V70H200ZM203 71H205V70H203ZM213 71H214V70H213ZM215 71L217 72V70H215ZM235 71H237V69H236ZM245 71H246V70H245ZM251 71H252V70H251ZM20 72H21V71H20ZM22 72H24V71L22 70ZM33 72H34V71H33ZM35 72H36V71H35ZM47 72H48V71H47ZM47 72H45V73H47ZM72 72H74V71H72ZM77 72L79 73V70H78ZM77 72H76V73H77ZM83 72H84V71H83ZM93 72H94V71H93ZM99 72H98V74H99ZM103 72H104V71H103ZM103 72H102V74H104L105 77H106L107 75L105 74V72H104V73H103ZM109 72H110V71H109ZM109 72H108V73H109ZM130 72H131V71H130ZM135 72H137V71H135ZM164 72H163V73H164ZM185 72H187V70H186ZM191 72H192V71H191ZM201 72H202V71H201ZM211 72H212V71H211ZM211 72H209V73H211ZM218 72H219V71H218ZM220 72H222V71H220ZM220 72H219V73H220ZM240 72H241V69H240ZM36 73H37V72H36ZM53 73H55V72H53ZM53 73H52V72H51V73L48 72V74H53ZM57 73H58V72H57ZM76 73L74 74V76L76 75ZM100 73H101V72H100ZM111 73H112V72H111ZM137 73H139V72H137ZM151 73H152V72H151ZM156 73H155V74H156ZM160 73H161V72H160ZM160 73H157V74H159V77H160V78L158 77V78H159V81H160L161 78H163V76H160ZM174 73H175V72H174ZM180 73H181V72H180ZM212 73H213V75H215L214 72H212ZM232 73H233V71H232ZM238 73H239V72H238ZM242 73H243V72H241V74H242ZM253 73H256V72H253ZM12 74H13V75H12ZM19 74L21 75V73H19ZM24 74H25V73H24ZM24 74H22V75H24ZM55 74H56V73H55ZM72 74H73V73H72ZM80 74H81V73H80ZM84 74H86V76L89 77V76L87 75V73L84 72L83 75H84ZM98 74H96V75L99 77L100 74H99V75H98ZM114 74H115V73H114ZM116 74H117V73H116ZM118 74H119V73H118ZM122 74H124V72H122ZM142 74L144 75L145 72L142 73ZM146 74H147V73H146ZM148 74H149V73H148ZM168 74H169V71H168ZM178 74H179V73H178ZM184 74H185V73H184ZM189 74H190V73H189ZM196 74H197L196 76H198V73H196ZM206 74H207V73H206ZM221 74H222V73H221ZM221 74H219V78H220V75H221ZM230 74H231V73H230ZM246 74H247V73H246ZM250 74H252V73L250 72ZM26 75H27V77L30 76L29 71H28V73H27ZM28 75H29V76H28ZM40 75H41V74H40ZM59 75H58V76H59ZM69 75H70V74H69ZM81 75H82V74H81ZM89 75H91V74H89ZM92 75H95V73L92 74ZM111 75H113V73H112ZM135 75H137V74L135 73ZM161 75H164V74L161 73ZM170 75H171V74H170ZM174 75H176V74H174ZM190 75H191V74H190ZM226 75H227V73H226ZM242 75H243V74H242ZM242 75H241V76H242ZM263 75H264V74H263ZM17 76H19V75H17ZM37 76L39 77V73H38ZM51 76L53 77V75H51ZM55 76H56V75H55ZM58 76H56V77H58ZM156 76H158V75H156ZM156 76H153V78L156 77ZM166 76H167V75H166ZM171 76H172V75H171ZM186 76H187V75H186ZM191 76H192V75H191ZM194 76H195V75H193L192 77H194ZM196 76L194 77L195 79H197ZM202 76H203V75H202ZM202 76H201V77H202ZM208 76H210V75H208ZM217 76H218V74H217ZM222 76H223V74H222ZM228 76H229V75H228ZM233 76H234V75H233ZM233 76H232V78H233ZM236 76H237V75H236ZM238 76H239V75H238ZM238 76H237V77H238ZM254 76H255V75H254ZM256 76H258V75H256ZM20 77H22V76H20ZM25 77H26V76H25ZM27 77H26V78H27ZM31 77H32V73H31ZM41 77H42V76H41ZM41 77H40V78H37V77L35 78V76H34V79H38V80H36V81H39V79L41 80ZM45 77H46V76H44V79H45ZM49 77H50V76H49ZM49 77H48V78H49ZM66 77H64V78H62V79H65ZM72 77H73V75H72V76L70 75V78H72ZM76 77H77L76 80H78V79H79L78 77H80V75H79V76L76 75ZM102 77H104V76H102ZM109 77H110V76H109ZM116 77H117V76H116ZM116 77H115V78H116ZM119 77L121 78V76H119ZM130 77H131V76H130ZM137 77H139V75H138ZM140 77H141V76H140ZM140 77H139V78H140ZM148 77H150V76H148ZM175 77H176V76H175ZM179 77H180V76H179ZM198 77H199V76H198ZM204 77H205V76H204ZM226 77H227V76H226ZM248 77H249V75H248ZM250 77H251V76H250ZM250 77H249V78H250ZM12 78L15 80L14 82H15L16 84H15V83H12V81H11ZM17 78H18V77H17ZM48 78H46V80H48ZM73 78H74V77H73ZM80 78H81V77H80ZM83 78H84V76H83ZM85 78H86V77H85ZM93 78H94V76H93ZM100 78H101V77H100ZM107 78H108V77H107ZM111 78H112V80H114V79H113V76H112ZM111 78H110V79H111ZM120 78H119V79H120ZM131 78L133 79V75H132ZM153 78H151V79L153 80ZM158 78H157V79H158ZM167 78L169 79V77H167ZM170 78H172V77H170ZM184 78H185V76H184ZM187 78H188V76H187ZM217 78H218V77H217ZM223 78H224V77H223ZM230 78H231V77H230ZM251 78H253V77H251ZM258 78H259V77H258ZM18 79H19V80H18V82H19V81H20V78H18ZM34 79H33V80H34ZM53 79H54V77H53ZM74 79H75V78H74ZM88 79H89V81H91L90 78H88ZM94 79L96 80V76H95ZM98 79H99V78H98ZM101 79H102V78H101ZM117 79H118V78H117ZM124 79H125V78H124ZM134 79H135V78H134ZM134 79H133V82H134ZM136 79H137V78H136ZM140 79H141V78H140ZM140 79H138V80H140ZM151 79H150V80H151ZM154 79H156V78H154ZM168 79H167V80H168ZM173 79H174V77H173ZM176 79H177V77H176ZM185 79H186V78H185ZM238 79H240V78L238 77ZM29 80H30V79H29ZM50 80H52V79H49V81H50ZM57 80H58V79H57ZM70 80H71V79H68V83H69ZM80 80H81V79H80ZM145 80L148 81V82L150 81V80L147 79L146 76H145ZM152 80H151V81H152ZM170 80H172V79H170ZM199 80H200V79H199ZM205 80H207V79H205ZM208 80H209V79H208ZM216 80H217V79H216ZM231 80H234V78L231 79ZM235 80H236V79H235ZM235 80H234V82H235ZM257 80H258V79H257ZM10 81H11V82H10ZM34 81H35V80H34ZM42 81H43V79H42ZM52 81H53V80H52ZM63 81H64V80H63ZM66 81H67V80H65V82H66ZM71 81H73V80H71ZM117 81H118V80H117ZM129 81H130V80H129ZM142 81H143V79H142ZM151 81H150L149 85H151V84L153 83V81H152V83H151ZM156 81H157V80H154V82H156ZM172 81H173V80H172ZM178 81H179V80H178ZM180 81H181V80H180ZM201 81H202V80H201ZM243 81H244L245 83H247V81H245V78L243 79ZM249 81H250V80H249ZM21 82H22V81H21ZM44 82H45V84H46L47 81H44ZM50 82H51V81H50ZM56 82H57V81H56ZM65 82H63V85H64ZM87 82H88V81H87ZM91 82L96 83V82H94V81H91ZM97 82H98V83H99V82L102 83V80H101V81H97ZM104 82H105V81H103V83H104ZM106 82H107V81H106ZM106 82H105V83H106ZM109 82H110V81H109ZM131 82H132V81H131ZM148 82H147V83H148ZM161 82H162V81H161ZM161 82H160V83H161ZM174 82H175V79H174ZM176 82H177V81H176ZM181 82H182V81H181ZM194 82H195V81H194ZM196 82H197L196 85H199L198 83H201V84H202V82H199L198 80H197ZM205 82H206V81H205ZM205 82H204V83H205ZM209 82L212 83V81H210V80H209L207 83H209ZM231 82H232V81H231ZM234 82H233V83H234ZM236 82H238V80H236ZM255 82H256V81H255ZM255 82H254V83H255ZM258 82H259V80H258ZM261 82H262V81H261ZM54 83H55V81L52 82V84L49 83V84H50V87H51L52 85L54 86V85H55ZM68 83H67V85H68L69 87L66 86V84H65V87H68V88L72 87V85L70 86V84H68ZM70 83H72V82H70ZM73 83H74V82H73ZM73 83H72V84H73ZM77 83H78V82H77ZM79 83H80V81H79ZM117 83H118V82H117ZM117 83H116V84H117ZM124 83H125V82H124ZM134 83H135V82H134ZM134 83H133V84H134ZM136 83H137V82H136ZM168 83H170V82L168 81ZM182 83H183V82H182ZM220 83H221V82H220ZM233 83H232V84H233ZM254 83H252V84H254ZM18 84H19V83H18ZM41 84H43V83H41ZM41 84H40V86H42ZM49 84H48V85H49ZM83 84H84V85H87L85 82H84ZM88 84H89V83H88ZM139 84H140V83H139ZM155 84H159V83H155ZM155 84H154V85H155ZM163 84H165V83L163 82ZM184 84H185V83H184ZM192 84H193V83H192ZM192 84H190V85H192ZM201 84H200V86H201ZM239 84H240V82H239ZM258 84H260V83H258ZM27 85H28V84H27ZM31 85H32V84H31ZM31 85L29 84V86H31ZM38 85H39V84H38ZM78 85H79V84H78ZM84 85H83V86H84ZM90 85H91V84H90ZM93 85H94V84H93ZM95 85L97 86V84H95ZM102 85H103V84H102ZM106 85H107V84H106ZM117 85H118V84H117ZM121 85H122V84H121ZM130 85H131V84H130ZM130 85H129V86H130ZM137 85H138V84H137ZM144 85H145V84H144ZM154 85H153V87H154ZM159 85H161V84H159ZM159 85H158V86H159ZM207 85H208V84H206V85H204V86L207 87ZM212 85H213V83H212ZM233 85H234V84H233ZM233 85H232V86H233ZM261 85H262V84H261ZM56 86H57V85H56ZM75 86H76V84H75ZM80 86H81V83H80ZM96 86H94V87L96 88ZM109 86H110V87L113 86V88L115 89V87H114L115 85H114L113 83L110 84ZM126 86H127V84H126ZM135 86H136V85H135ZM147 86H148V85H147ZM155 86L157 87V85H155ZM161 86H162V85H161ZM161 86H160V87H161ZM169 86H170V85H169ZM177 86H178V85H177ZM179 86H180V85H179ZM184 86H186V85H184ZM200 86H199L198 89L201 90ZM235 86H236V85H235ZM237 86H238V84H237ZM242 86L245 87L244 85H242ZM242 86H240V89H241ZM246 86H247V85H246ZM20 87H21V88H20ZM34 87H35V86H34ZM76 87H77V86H76ZM85 87H86V86H85ZM85 87H83L82 89L84 90ZM88 87H89V86H88ZM100 87H101V85H100ZM100 87H98V90H99ZM131 87H132V86H131ZM139 87H140V86H139ZM153 87H151V88H153ZM181 87H182V86H181ZM186 87H187V86H186ZM195 87H196V86H195ZM210 87H211V86H209V88H210ZM86 88H87V87H86ZM86 88H85V89H86ZM95 88H94V89H95ZM101 88H102V87H101ZM104 88H107V87H106V86L103 87L102 90H100V91L105 90ZM124 88H125V87H124ZM140 88L143 89V87H140ZM161 88H162V87H161ZM166 88H168V87H166ZM178 88H179V87H178ZM189 88H190V87H189ZM231 88H232V87H231ZM257 88H258V87H257ZM263 88H264V87H262V89H263ZM80 89H81V88H80ZM94 89H93V91H92V90H90V91H92V92L95 91V92H96V90H94ZM108 89H109V87L107 88V90H108ZM111 89H112V88H111ZM111 89H110V90H111ZM114 89H113V90H114ZM116 89H117V86H116ZM116 89H115V91H116ZM127 89H128V88L126 87V90H127ZM129 89H131V88H129ZM142 89H141V90H142ZM149 89H150V87H149ZM187 89H188V88H187ZM198 89H197V90H198ZM206 89H207V88H206ZM211 89H212V88H210V90H211ZM213 89H214V88H213ZM235 89H237V87H235ZM235 89H234V90H235ZM244 89H245V88H244ZM246 89H247V87H246ZM250 89H252V88H250ZM47 90H50V89L47 88ZM55 90H56V89H55ZM57 90H58V89H57ZM132 90H133V91H137L136 87H135V90H134V89H132ZM166 90H167V89H166ZM169 90H170V89H169ZM172 90H173V88H172ZM189 90H190V89H189ZM193 90H195V89L193 88ZM197 90H195V91L197 92ZM30 91H33V92H30ZM73 91H75V90H73ZM73 91H72V92H73ZM80 91H81L80 93L83 92L82 90H80ZM86 91H87V90H86ZM105 91H106V90H105ZM105 91H104V92H105ZM121 91H122V94L124 95V92H123L122 87H121ZM128 91H129V90H128ZM138 91H140V89H139ZM138 91H137V93H139ZM151 91H152V90H151ZM153 91H154V89H153ZM156 91H157V89H156ZM161 91H163V90H159L158 92H161ZM176 91H177V90H176ZM179 91H180V89H179ZM204 91H205V88H204ZM229 91H230V90H229ZM238 91H240V90H238ZM250 91H251V90H250ZM263 91H264V89H263ZM52 92H53V90H52ZM54 92H55V91H54ZM84 92H85V91H84ZM84 92H83V93H84ZM97 92H98V91H97ZM97 92H96V93H97ZM104 92H102L103 95H104ZM112 92H113V91H112ZM116 92H118V91H116ZM119 92H120V91H119ZM119 92H118V93H119ZM129 92H131V90H130ZM158 92H155V93H158ZM177 92H178V91H177ZM177 92H176V93H177ZM188 92H189V91H188ZM188 92H186V93H188ZM191 92H192V91H191ZM199 92H200V91H199ZM201 92H202V91H201ZM205 92H206V91H205ZM211 92H212V91H211ZM230 92H231V91H230ZM235 92H236V91H235ZM235 92H231V93L233 94V93H235ZM241 92H242V91H241ZM248 92H249V87H248ZM85 93H86V92H85ZM85 93H84V94H85ZM98 93H100V92H98ZM98 93H97V94H98ZM107 93H108V92H107ZM110 93H111V91H109V93H108L107 95H109ZM114 93H115V92H114ZM120 93H121V92H120ZM133 93H134V92H133ZM135 93H136V92H135ZM182 93H183V92H182ZM184 93H185V92H184ZM216 93H217V92H216ZM251 93H252V92H251ZM262 93H264V92H262ZM73 94H74V93H73ZM88 94H89V93H88ZM92 94H94V93H92ZM92 94H91V95H92ZM100 94H101V93H100ZM100 94H99V95H100ZM105 94H106V93H105ZM122 94H121V95H122ZM145 94H146V93H145ZM162 94H163V93H162ZM168 94L170 95L171 93L169 92ZM199 94H200V93H198V95H199ZM201 94H203V92H202ZM212 94H213V93H212ZM212 94H211V96H212ZM217 94H219V92H218ZM235 94H236V93H235ZM237 94H238V93H237ZM241 94H242V93H241ZM246 94H248V93H246ZM79 95H80V94H79ZM99 95H97L99 98H100V97H103V96H99ZM110 95H111V94H110ZM112 95L114 96V94H112ZM118 95H120V94H118ZM121 95H120V97H121ZM123 95H122V96H123ZM134 95H137V94H134ZM139 95H140V94H139ZM147 95H149V93H148ZM156 95H157V94H156ZM169 95H168V96H169ZM174 95H175V94H174ZM177 95H178V94H177ZM207 95H209V93H207ZM220 95H221V94H220ZM233 95H234V94H233ZM252 95H253V94H252ZM71 96H72V95H71ZM83 96H84V95H83ZM92 96H93V95H92ZM125 96H127V95H125ZM130 96H131V95H130ZM132 96H133V95H132ZM141 96H143V95H141ZM159 96H160V95H159ZM171 96H173V95L171 94ZM180 96H182V95H180ZM204 96H205V95H204ZM211 96H210V97H211ZM213 96H214V95H213ZM217 96H218V95H217ZM217 96H216V99H217V101H218ZM221 96H222V95H221ZM223 96L226 97V96H229V95L226 94V95H223ZM234 96H235V95H234ZM255 96H257V95L255 94ZM74 97H75V95H74ZM85 97L87 98V95H86ZM88 97H89V99L91 98L90 96H88ZM95 97H96V96H95ZM106 97H109V96H106ZM120 97H119V98H120ZM139 97H140V96H138V98H139ZM144 97H145V96H144ZM162 97H163V99L166 98L165 96H162ZM162 97H160V98H162ZM177 97H179V96H177ZM190 97H191V96H190ZM197 97H198V96H197ZM202 97H203V96H201V99L204 100V98H202ZM218 97H220V96H218ZM225 97H224V98H225ZM232 97H233V96H232ZM245 97H246V96H245ZM247 97H248V96H247ZM257 97H258V96H257ZM260 97H262L261 94H260V96H259V99H261ZM72 98H73V96H72ZM72 98H71V100H72ZM77 98H79V97L77 96ZM92 98H93V97H92ZM104 98H105V96H104ZM110 98L112 99V97H110ZM110 98H105V99H109L108 101L110 102V100H111ZM115 98H117V96H116ZM121 98H122V97H121ZM125 98H128V96L125 97ZM129 98H130V97H129ZM131 98H132V97H131ZM131 98H130V100H128V101H131ZM145 98L147 99L148 97H145ZM153 98H154V97H153ZM160 98H158V99L155 98V99H156V101H157V100H159ZM167 98H168V100H170L169 98H172V97L169 96V97H167ZM205 98H206V97H205ZM208 98H209V96H208ZM211 98H212V97H211ZM240 98H241V97H240ZM242 98H243V97H242ZM248 98H249V97H248ZM250 98H251V97H250ZM253 98H254V97H253ZM255 98H256V97H255ZM263 98H264V97H263ZM67 99L70 100V98H67ZM87 99H88V98H87ZM87 99H86V100H87ZM100 99H101V98H100ZM150 99H151V98H150ZM163 99H162V101H163ZM172 99H173V98H172ZM174 99H176V98H174ZM178 99H179V98H178ZM183 99H185V98H183ZM214 99H215V98H214ZM214 99H213V100H214ZM216 99H215V100H216ZM233 99H237V98L234 97ZM63 100H64V101H67L69 104H68L67 102H63ZM71 100H70V101H71ZM78 100H81V99H78ZM90 100H91V99H90ZM101 100H102V99H101ZM119 100H120V99H119ZM125 100H126V99H125ZM125 100L123 99V101H124L125 103H128V102H126L127 100H126V101H125ZM132 100H133V99H132ZM141 100H142V98H141ZM143 100H145V99H143ZM147 100L149 101V99H147ZM166 100H167V99H166ZM166 100H164V101H166ZM180 100H181V99H180ZM186 100H188V99H186ZM186 100H184V101H186ZM208 100H209V99H208ZM210 100H211V102L213 101L212 99H210ZM244 100H245V99H244ZM74 101H75V103H76L77 100H72L71 103L74 102ZM82 101H83V99H82ZM82 101H81V103H82ZM98 101H99V100L97 99V102H98ZM102 101H103V100H102ZM135 101H136V100H135ZM137 101H138V100H137ZM175 101H176V100H175ZM184 101H183V102H184ZM197 101H198V100H197ZM220 101H222V100H220ZM225 101H226V100H225ZM227 101H229V98H228ZM232 101H233V100H232ZM235 101L237 102V100H235ZM235 101H234V102H235ZM238 101H239V100H238ZM240 101H242V100H240ZM247 101H248V100H247ZM29 102H32V104L34 105L33 107H35L36 110L38 111V114L41 115L40 117H39V116H31V115L28 116V113H27V111H26V108H27ZM83 102H86V101H83ZM92 102L94 103V100H93ZM95 102H96V98H95ZM106 102H107V101H106ZM113 102H114V100H113ZM139 102H140V103H139ZM139 102H138V103H139V106H140V105H143V104L141 103V101H139ZM142 102H144V101H142ZM151 102H152V101H151ZM193 102H194V100H193ZM193 102H192V104H193ZM198 102H199V101H198ZM223 102H224V101H223ZM229 102H230V101H229ZM242 102H244V101H242ZM249 102H250V101H249ZM249 102H247L248 105L250 104ZM81 103H80V104H81ZM93 103H92L91 105H93ZM100 103H101V102H100ZM100 103H99V104H100ZM152 103H153V102H152ZM155 103H156V102H155ZM158 103H160V102L158 101ZM158 103H157V104H158ZM165 103H166V102H165ZM168 103H169V102H168ZM171 103H173V102L171 101ZM175 103H176V102H175ZM180 103H181V102H180ZM180 103H179V104H180ZM185 103H186V102H185ZM185 103H182V104H185ZM194 103H195V102H194ZM204 103H207V102H204ZM204 103H203V104H204ZM209 103H210V102H209ZM218 103H219V101H218ZM225 103H226V102H225ZM225 103H224V105H225ZM240 103H241V102H240ZM77 104H79L78 101H77ZM80 104H79V106H80ZM99 104H98V105H99ZM103 104H105V103H103ZM103 104H102V105H103ZM107 104H108V103H107ZM110 104L112 105V103H110ZM117 104H118V102H117ZM119 104H120V103H119ZM119 104H118V105H119ZM122 104H123V102H122ZM128 104H129V103H128ZM128 104H127V105H128ZM134 104H135V102H134ZM134 104H133V105H134ZM147 104H148V103H147ZM166 104H167V103H166ZM173 104H174V103H173ZM179 104H178V105H179ZM192 104H191V105H192ZM197 104L199 105V103H197ZM201 104H202V103H201ZM215 104H216V103H215ZM215 104H213V105H215ZM220 104H222V102H220ZM230 104H232V103L230 102ZM233 104H234V103H233ZM244 104H245V103H244ZM252 104H253V103H252ZM252 104H251V105H252ZM86 105H88V104H86ZM89 105H90V104H89ZM89 105H88V106H89ZM91 105H90V106H91ZM105 105H106V104H105ZM105 105H104V106H105ZM125 105H126V104H125ZM133 105H132V106H133ZM154 105H155V104H154ZM158 105H159V104H158ZM158 105H157V107L159 108ZM160 105H161V104H160ZM180 105H181V104H180ZM185 105H186V104H185ZM207 105H208V104H207ZM207 105H206V106H207ZM210 105H212V104H210ZM217 105H218V104H217ZM228 105H229V104H228ZM228 105H227V107H229V108L232 110V108H231L230 106H228ZM239 105H240V104H239ZM248 105L246 104L245 106H248ZM253 105H255V103H254ZM259 105L261 106V105H262V102H261V104H259ZM30 106H31V105H30ZM76 106H77V108H78V105H76ZM82 106H83V105H81V107H82ZM88 106H86L87 110H89V109H88ZM90 106H89V107H90ZM96 106H97V105H96ZM96 106H94V107H96ZM104 106H103V107H104ZM107 106H109V105H107ZM113 106L115 107V104H114V103H113ZM121 106H122V105H121ZM134 106H135V109H136V108H137V107H136L137 104L134 105ZM143 106H144V105H143ZM143 106H142V107H143ZM145 106H146V105H145ZM155 106H156V105H155ZM164 106H165V105H164ZM182 106H183V105H182ZM187 106H188V105H187ZM187 106H186V107H187ZM193 106L195 107V105H193ZM200 106H201V105H200ZM242 106H244V105L242 104ZM249 106H250V105H249ZM249 106H248V108H249ZM94 107H92V108H94ZM98 107H100V106H98ZM101 107H102V106H101ZM116 107H117V105H116ZM123 107H124V106H123ZM123 107H122V108H123ZM165 107H167V106H165ZM180 107H181V106H180ZM180 107H178V108H180ZM184 107H185V106H184ZM189 107H190V103H189ZM202 107H203V106H202ZM202 107H201V108H202ZM211 107H213V109L215 108L214 106H211ZM211 107H210V108H211ZM216 107H217V106H216ZM232 107H233V105H232ZM234 107H235V105H234ZM234 107H233V108H234ZM239 107H241V106H239ZM263 107H264V106H263ZM74 108H76V107H74ZM82 108H83V107H82ZM82 108H81V111H83ZM84 108H85V107H84ZM105 108H107V107H104V109H105ZM112 108H113V107H112ZM138 108H139V107H138ZM138 108H137V111H138ZM150 108H151V107H150ZM153 108H154V106H153ZM158 108H156V109H158ZM160 108H162V107H160ZM187 108H188V107H187ZM208 108H209V107H208ZM208 108H207V109H208ZM218 108H219V107H218ZM220 108H221V106H220ZM222 108H224V107H222ZM235 108H236V107H235ZM244 108H245V107H244ZM33 109H34V108H33ZM95 109H96V108H95ZM99 109H100V108H99ZM99 109L96 110V111H99ZM125 109H126V107H125ZM129 109H131V108H129ZM139 109H140V108H139ZM147 109H148V107H147ZM151 109H152V108H151ZM165 109H166V108H165ZM172 109H173V108H172ZM172 109H171V110H172ZM181 109H182V107H181ZM190 109H191V108H190ZM190 109H189V110H190ZM196 109H197V108H196ZM236 109L238 110V108H236ZM246 109H247V108H246ZM261 109H262V108H261ZM30 110H31V109H30ZM110 110H111V109H110ZM112 110H113V109H112ZM120 110H121V109H120ZM132 110H133V109H132ZM141 110H143V109L141 108L140 111H141ZM153 110H155V109H153ZM158 110H159V109H158ZM160 110H161V109H160ZM173 110H175V109H173ZM176 110H177V109H176ZM182 110H184V109H182ZM201 110H202V109H201ZM209 110H210V109H209ZM209 110L207 111L208 113L210 112ZM218 110H219V109H218ZM222 110H224V109H222ZM226 110H228V109H225V111H226ZM237 110H236V111H237ZM242 110H243V109H242ZM253 110H254V109H253ZM258 110H259V108H258ZM28 111H29V110H28ZM37 111H34V112L36 113ZM75 111H77V109H75ZM84 111H86V109H85ZM90 111H91V110H90ZM100 111H101V109H100ZM116 111H117V109H116ZM116 111H115V112H116ZM122 111H124L125 113L127 112V111H125V110H122ZM156 111H157V110H156ZM164 111H165V110H164ZM185 111H186V109H185ZM234 111H235V110H234ZM262 111L264 112V110H262ZM86 112L88 113V111H86ZM94 112H95V111H94ZM108 112H109V111H108ZM117 112H118V111H117ZM119 112H120V111H119ZM135 112H136V111H135ZM144 112H145V111H144ZM146 112H147V111H146ZM154 112H155V111H154ZM157 112H158V111H157ZM157 112H155V113H157ZM190 112H191V114H192V110H191ZM193 112H194V111H193ZM202 112H203V111H202ZM204 112H206V109H205ZM214 112H218L217 109H216ZM249 112H250V111H249ZM249 112L247 111V113H249ZM29 113H30V112H29ZM31 113H33V112H31ZM78 113H81V112H78ZM87 113L85 114V112H84V114L87 115V116H89V115L91 114V112H89L88 114H87ZM98 113H100V112H98ZM101 113H102V112H101ZM104 113L106 114L107 112H104ZM130 113H131V112H130ZM130 113H129V114H130ZM133 113H134V112H133ZM141 113H142V111H141ZM141 113H138V114H135V113H134V114L136 115V116L134 117V119L137 118V117H139V114H141ZM147 113H148V112H147ZM173 113H174V112H173ZM179 113H180V112H179ZM182 113H183V112H182ZM185 113H186V112H185ZM187 113H188V112H187ZM200 113H201V111H200ZM221 113H223V112H221ZM229 113H230V112H229ZM25 114L28 116V120H26V118H25V120L23 121V120H21L22 117H20V116H22V115L24 116ZM71 114H72V115H71ZM95 114H96V112H95ZM112 114H113V111H112ZM115 114H116V113H115ZM119 114L121 115L122 113H119ZM126 114H127V113H126ZM204 114H205V113H204ZM211 114H212V113H211ZM211 114H210V115H211ZM217 114H218V113H217ZM217 114H216V115H217ZM226 114H227V112H226ZM237 114H239V112H238ZM241 114H242V113H241ZM241 114H240V115H241ZM244 114H245V113H244ZM251 114H252V112H251ZM251 114H250V115H251ZM253 114H254V112H253ZM258 114H260V113L258 112ZM4 115H5L6 117L3 118V120H2L1 117L4 116ZM26 115H25V116H26ZM32 115H33V114H32ZM70 115H71V116H70ZM77 115H78V114H77ZM99 115H100V114H99ZM101 115H103V114H101ZM101 115H100V116H101ZM113 115H114V114H113ZM137 115H138V116H137ZM148 115H149V114H148ZM187 115H188V114H187ZM206 115H207V114H206ZM218 115H220V114H218ZM221 115H222V114H221ZM229 115H230V114H229ZM254 115H255V114H254ZM256 115H257V114H256ZM260 115H261V114H260ZM263 115H264V114H263ZM27 116H26V117H27ZM78 116H79V115H78ZM82 116H83V115H82ZM90 116H91V118H93L92 115H90ZM100 116H97V114H96V117H97V118H98V117L100 118ZM105 116L107 117V118H105V120L108 119V117H110V115H109V116L105 115ZM116 116L119 117L118 114H116ZM127 116H128V114L126 115V118H127ZM140 116H141V115H140ZM200 116H201V115H200ZM212 116H213V115H212ZM222 116H223V115H222ZM19 117H20L21 119H20ZM83 117H84V116H83ZM83 117H79V118H83ZM96 117H95V118H96ZM112 117H115V116H112V115H111V118H112ZM130 117H131V116L129 115V118H130ZM141 117H142V116H141ZM145 117H147V115H145L144 118H145ZM164 117H168V115H167V116H164ZM175 117H176V116H175ZM180 117H181V114H180ZM185 117H186V116H185ZM185 117H184V118H185ZM203 117H204V116H203ZM207 117H208V115H207ZM216 117H217V118H216ZM219 117L221 118V116H219ZM231 117H233V116H231ZM238 117H239V116H238ZM241 117H243V115H241ZM252 117H253V116H252ZM258 117H259V116H258ZM67 118H68V119L71 118V120H70V119L68 120ZM91 118H89V119H91ZM115 118H116V117H115ZM119 118H120V117H119ZM119 118H118V119H119ZM132 118H133V116L131 117V119H132ZM139 118H140V117H139ZM148 118H149V116L147 117V119H148ZM155 118H156V117H155ZM169 118H170V117H169ZM172 118H173V117H172ZM172 118H171V119H172ZM212 118H213V117H212ZM212 118H211V119H212ZM215 118L218 120V116H215ZM19 119H20V120H19ZM64 119H66V120L64 121ZM77 119H78V118H77ZM86 119H88V118H86ZM103 119H104V115H103ZM103 119H102V120H103ZM118 119L116 118V122L119 123V122L121 121L122 118H120V121H118ZM134 119H133V121L136 120L135 122H137V119H135V120H134ZM164 119H166V118H164ZM182 119H183V118H182ZM201 119H205V118H201ZM209 119H210V117H209ZM227 119H228V118H227ZM229 119H231V118L229 117ZM229 119H228V122L230 121ZM233 119H234V118H233ZM235 119H238V118H237V115H236ZM240 119H241V118H240ZM240 119H239V120H240ZM95 120H96V119H95ZM108 120H110V119H108ZM108 120H107L108 123H105V124H107V126H109V128H111L109 124L112 125V123H113V125H116V124H114L113 121H112V123H111V121H108ZM139 120H140V122L142 123L141 118H140ZM156 120H157V118H156ZM159 120H162V119L159 118ZM159 120H158V121H159ZM176 120H177V119H176ZM176 120H175V121H176ZM185 120H186V119H185ZM198 120H199V119H198ZM206 120H207V119H206ZM212 120H213V119H212ZM78 121H79V120H78ZM81 121H83V119H82ZM89 121H92V119L89 120ZM124 121H125V119H124ZM131 121H132V120H131ZM131 121H130V123H132ZM149 121H150V118H149ZM149 121H146V122L148 123ZM152 121H153V120H152ZM165 121H166V120H165ZM171 121H173V120H170V121H169L170 124H171ZM186 121H187V120H186ZM192 121H193V120H192ZM199 121L202 123L201 120H199ZM213 121H214V120H213ZM213 121H212V122H213ZM223 121H224V120H223ZM235 121H237V120H235ZM245 121H246V120H245ZM83 122H84V121H83ZM99 122H100V121H99ZM121 122H122V121H121ZM128 122H129V121H128ZM128 122H124V123H127V124H128ZM143 122H145V121H143ZM163 122H164V120H163ZM177 122H178V121H177ZM180 122H181V121H180ZM190 122H191V121H190ZM209 122L211 123V121H209ZM209 122H208V123H209ZM216 122H217V121H216ZM238 122H239V121H238ZM243 122H244V121H243ZM252 122H253V121H252ZM262 122H263V120H262ZM262 122H261V123H262ZM81 123H82V122H81ZM89 123H90V122H89ZM89 123H88V125H90ZM95 123H97V122L95 121ZM122 123H123V122H122ZM137 123H139V121H138ZM137 123H136V124H137ZM155 123H156V122H153L152 124H155ZM160 123L162 124V122H160ZM183 123H184V122H183ZM204 123H205V122H204ZM204 123H203V124H204ZM213 123L215 124V121H214ZM224 123H225V121H224ZM233 123H234V120H233ZM241 123H242V121H241ZM77 124H78V123H77ZM79 124H80V123H79ZM82 124L84 125V123H82ZM91 124H93V123H91ZM136 124H134V125L136 126ZM139 124H140V123H139ZM145 124H146V123H145ZM164 124H165V123H164ZM170 124H169V125H170ZM177 124H178V123H177ZM184 124H185V123H184ZM184 124H182V126H183ZM211 124H212V123H211ZM219 124H220V123H219ZM226 124H227V123H226ZM236 124H237V123H236ZM39 125H43L42 128H38ZM60 125H61V126H60ZM66 125H68V124H65V123H64V128L66 127ZM88 125H87V126H88ZM101 125H102V124H101ZM113 125H112V127H113ZM130 125H133V123H132V124H129V126H130ZM143 125H144V123H143ZM174 125H175V122H174ZM200 125H202V124H200ZM205 125H207V124L205 123ZM205 125H204V126H205ZM222 125H223V124H222ZM224 125H225V124H224ZM229 125H232V124H229ZM242 125H243V124H242ZM46 126H47V125H45V127H46ZM68 126H69V125H68ZM76 126L78 127L79 125H76ZM76 126H75V127H76ZM84 126H85V125H84ZM93 126H94V125H93ZM93 126H91V127L93 128ZM99 126H100V125H99ZM103 126H104V125H103ZM107 126H106V127H107ZM122 126H123V125H122ZM137 126L139 127L138 124H137ZM145 126H147V124H146ZM145 126H144V127H145ZM149 126H150V125L148 124V127H149ZM154 126H156V125H154ZM166 126H167V125H165V127H166ZM175 126L179 129L181 125H179V127H178V125H175ZM196 126H198V125H196ZM211 126H212V125H210V128H211ZM218 126H219V125H218ZM220 126H221V125H220ZM225 126H226V125H225ZM240 126H241V125H240ZM258 126H259V124H258ZM40 127H41V126H40ZM48 127H49V126H48ZM88 127H90V126H88ZM88 127H87V128H88ZM91 127H90V128H91ZM100 127H101V126H100ZM114 127H116V126H114ZM120 127H121V126H120ZM126 127H127V126H126ZM152 127H153V125H152ZM163 127H164V126H163ZM165 127H164V128H165ZM168 127H169V126H168ZM170 127H171V125H170ZM170 127H169V129H171ZM173 127H174V126H173ZM227 127H228V126H227ZM227 127H223V128H225V129H229V128H227ZM232 127H233V126H232ZM236 127H237V125H236ZM49 128H50V127H49ZM64 128H63V129H64ZM66 128H67V127H66ZM81 128H82V127H81ZM90 128H88V129L90 130ZM95 128H98V126L95 127ZM103 128H104V127H103ZM129 128L131 129L132 127H129ZM141 128H142V127H141ZM141 128H139V129H141ZM150 128H151V127H150ZM189 128H190V127H189ZM198 128H200V126H199ZM202 128H203V126H201V129H202ZM208 128H209V126H208ZM216 128H217V127H216ZM220 128H221V127H220ZM244 128H245V127H244ZM256 128H257V127H256ZM259 128H260V127H259ZM63 129H62V131H63ZM68 129H69V128H68ZM76 129H77V128H75L73 131H75ZM78 129H79V128H78ZM85 129H86V128H85ZM100 129H101V128H100ZM120 129H121V128H120ZM122 129H123V127H122ZM135 129L139 130L137 127H135ZM143 129H144V128H143ZM145 129H146V127H145ZM156 129H157V127H156ZM165 129H166V128H165ZM174 129H175V128H174ZM182 129H183V127H182ZM187 129H188V128H187ZM192 129H193V128H192ZM194 129H196V128H194ZM214 129H215V128H214ZM221 129H222V128H221ZM221 129H220V130H221ZM232 129H233V128H232ZM238 129H239V128H238ZM70 130H71V129H70ZM70 130H69V131H70ZM96 130H97V129H96ZM96 130H94V131L96 132ZM102 130H104V129H102ZM105 130H106V128H105ZM108 130H109V129H108ZM108 130H107V131H108ZM115 130H117V131H116V135L120 134V132L117 134V132H118L117 127L115 128ZM123 130H125V126H124V129H123ZM132 130H134V129L132 128L131 131H132ZM137 130H136V132H137ZM150 130L152 131V129H150ZM157 130H158V129H157ZM163 130H164V129H163ZM163 130H162V131H163ZM196 130H197V129H196ZM198 130H199V129H198ZM210 130H212V128H211ZM236 130H237V129H236ZM239 130H240V129H239ZM239 130H238V131H239ZM258 130H259V129H258ZM64 131H66V130H64ZM67 131H68V130H67ZM109 131H110V130H109ZM120 131H121V130H120ZM131 131H130V132H131ZM141 131H144V130L141 129ZM145 131H146V130H145ZM145 131L143 132V134H146V136H147V133H148V132L145 133ZM153 131H154V128H153ZM155 131H156V130H155ZM166 131H167V130H165V133H166ZM171 131H172V130H171ZM174 131H177V130H174ZM184 131H185V130H184ZM188 131H189V130H188ZM200 131H204V130L202 129V130H200ZM226 131H228V130H226ZM226 131H224V132H226ZM242 131H243V130H242ZM262 131H263V129H262ZM45 132H46V131H45ZM54 132H55V131H54ZM60 132H61V131H60ZM75 132H76V131H75ZM75 132H71V131H70V133H73V134H75ZM80 132H82V131H80ZM90 132H91V131H90ZM95 132H94V133L92 132L93 134H91V135L89 134V136H92V135L94 136V135H96ZM101 132H102V131H101ZM101 132H99V133H101ZM104 132H106V131H104ZM111 132H112V131H111ZM136 132H135V130H134V132L132 131L131 134H132V133H136ZM163 132H164V131H163ZM194 132H195V131H194ZM212 132L214 133V131H212ZM212 132H211V133H212ZM216 132H217V131H216ZM233 132H234V131H233ZM1 133H2V132H1ZM1 133H0V135H1ZM57 133L59 134L58 131L55 132V134H57ZM62 133H63V132H62ZM65 133H66V132H65ZM70 133H69V135H70ZM77 133H78V132H77ZM77 133H76V134H77ZM87 133H88V132H87ZM106 133H107V132H106ZM138 133H139V132H138ZM141 133H142V132H141ZM151 133L154 134V132H151ZM156 133H157V132H156ZM156 133H155V134H156ZM172 133H173V132H172ZM174 133H175V132H174ZM195 133H196V132H195ZM202 133H203V132H202ZM213 133H212V134H213ZM226 133H227V134L230 133V130H229L228 132H226ZM235 133H236V131H235ZM240 133H241V132H240ZM244 133H245V132H244ZM33 134H34V133H33ZM35 134H36V133H35ZM50 134H52L51 131H50ZM60 134H61V133H60ZM73 134H71V135H73ZM76 134H75V135H76ZM83 134H85V132H84ZM83 134H81V135H83ZM97 134H98V133H97ZM101 134H102V133H101ZM126 134H127V133H126ZM129 134H130V133H129ZM129 134H128V135H129ZM143 134H142V135H143ZM157 134H161V133L159 132V133H157ZM162 134H164V133H162ZM166 134H167V133H166ZM166 134H164V135H166ZM178 134H179V133H178ZM188 134H189V133H188ZM196 134H197V133H196ZM200 134H201V133H200ZM209 134H210V133H207V135H209ZM221 134H222V133H221ZM224 134H225V133H224ZM233 134H234V133H233ZM236 134H237V133H236ZM29 135H30V134H29ZM46 135H47V133H46ZM46 135H44V136H46ZM52 135H53V134H52ZM108 135H109V134H108ZM134 135H135V134H134ZM138 135H141V134L139 133ZM138 135H136V136H134V137L137 138ZM150 135H152V134H150ZM150 135H149V136H150ZM164 135H163V137H164ZM170 135H171L170 138H172L173 134H170ZM170 135H169V136H170ZM174 135H175V134H174ZM180 135H181V133L179 134V136H180ZM189 135H190V134H189ZM203 135H205V134H203ZM213 135H214V134H213ZM239 135H240V134H239ZM33 136H34V135H33ZM35 136H36V135H35ZM37 136H38V135H37ZM57 136L59 137V135H57ZM64 136H65V135H64ZM78 136H79V134H78ZM83 136H84V135H83ZM98 136H99V135H98ZM98 136H97V137H98ZM105 136H107V135H105ZM112 136H113V137H117V136H115V134L112 135ZM120 136H121V135H120ZM123 136H124V135H123ZM131 136H132V135H131ZM146 136H145V137H146ZM157 136H158V135H157ZM157 136H156L155 138H157ZM160 136H161V135H160ZM160 136L158 137L159 140H160ZM191 136H193V135H191ZM191 136H190V137H191ZM194 136H197V135H194ZM194 136H193V137H194ZM209 136H210V135H209ZM209 136H208V139H209ZM214 136H215V135H214ZM220 136H221V135H220ZM226 136H227V135H226ZM231 136H232V135H231ZM245 136H246V135H245ZM1 137H2V136H1ZM1 137H0V138H1ZM8 137H7V139H8ZM48 137H49V135H48ZM71 137H72V136H71ZM71 137L69 136L70 139H71ZM73 137H75V136H73ZM99 137H100V136H99ZM99 137H98V139H97L96 141H98V140L100 141V139L103 138L104 136L101 137L100 139H99ZM141 137H143V136H141ZM174 137H176V135H175ZM223 137H224V136H221L222 139H220V140H223ZM242 137H243V136H242ZM3 138H4V137H3ZM32 138H34V137H32ZM39 138H40V137H39ZM46 138H47V136H46ZM50 138H52V137H50ZM55 138H56V137H55ZM55 138H54V139H55ZM63 138H64V137H63ZM63 138H60V142H61V140H62ZM65 138H66V137H65ZM65 138H64V140H65ZM76 138H77V137H76ZM81 138H82V137H81ZM85 138H87V135H86ZM85 138H84V139H85ZM88 138H89V137H88ZM91 138H92V137H91ZM91 138H89V139H91ZM104 138H106V137H104ZM118 138H119V137H118ZM128 138H129V136H128ZM130 138H131V137H130ZM136 138H135V139H136ZM147 138H148V137H146V139H147ZM167 138H169V137H166V139H167ZM201 138H202V140H203V137H201ZM239 138H240V137H239ZM239 138H237V140H238ZM250 138H251V137H250ZM1 139H2V138H1ZM4 139H5V138H4ZM4 139H3V140H4ZM27 139H28V138H27ZM34 139H35V138H34ZM37 139H38V138H37ZM40 139H41V138H40ZM48 139H49V138H48ZM52 139H53V138H52ZM52 139H51V140H52ZM58 139H59V138H58ZM66 139H67V138H66ZM89 139H88V140H89ZM106 139L108 140V138H106ZM109 139H110V137H109ZM119 139H121V138H119ZM123 139H124V138H123ZM131 139H132V138H131ZM149 139H150V138H149ZM149 139H147V140L149 141ZM163 139H164V138H163ZM166 139H165V141H167ZM174 139H175V138H174ZM185 139H186V138H185ZM205 139H206V138H205ZM208 139H207V140H208ZM225 139H226V138H225ZM228 139H230V138H228ZM234 139H235V138H234ZM243 139H244V138H243ZM248 139H249V138H248ZM31 140H33V139H31ZM35 140H36V139H35ZM42 140H45L44 137H43ZM49 140H50V139H49ZM74 140H76V139L74 138ZM77 140L80 141V142H84V141H85V140H84V141H81L82 139L79 140V137H78ZM88 140H87V141H88ZM91 140H92V139H91ZM91 140H90V144L92 143ZM107 140H106V141H107ZM110 140H111V139H110ZM114 140H115V138H114ZM117 140H118V139H117ZM126 140H127V138H126ZM129 140H130V139H129ZM138 140H139V139H138ZM142 140H143V139H142ZM144 140H145V139H144ZM170 140H173V139H170ZM170 140L168 139V141H170ZM188 140H190V138L187 139V141H188ZM209 140H210V139H209ZM211 140H213V139H211ZM232 140H233V138H232ZM256 140H257V139H256ZM8 141H7V142H8ZM39 141H40V140H39ZM57 141H58V140H57ZM62 141H63V140H62ZM102 141H103V140H102ZM119 141L122 142L121 140H119ZM119 141H118L117 143H120ZM127 141H128V140H127ZM127 141H126V142H127ZM134 141H135V140H134ZM175 141H176V140H175ZM197 141H198V139H197ZM214 141H216V140L214 139ZM225 141H226V140H224V142H225ZM235 141H236V139H235ZM249 141H251V140H249ZM259 141H260V140H259ZM4 142H5V140H4ZM33 142H34V141H33ZM47 142L51 143L52 141L50 142V141H48V140L46 139V143H47ZM53 142H56V141H53ZM53 142H52V145L55 144V143H53ZM70 142H71V144H72V140H70ZM73 142H74V141H73ZM80 142H79V144H80ZM146 142H147V141H146ZM152 142H153V141H152ZM155 142H156V141H155ZM163 142H164V141H163ZM172 142H173V141H172ZM180 142H181V141H180ZM189 142H190V141H189ZM192 142H194V141L191 140V143H192ZM229 142H232V141L229 140ZM237 142H238V141H237ZM241 142H242V141H241ZM246 142H247V141L245 140V144H246ZM34 143H35V142H34ZM40 143H41V142H40ZM43 143H44V142H43ZM58 143H59V142H58ZM62 143H63V142H62ZM65 143H68V142H65ZM75 143H76V142H75ZM100 143H101V142H100ZM107 143H108V142H107ZM109 143H111V142L109 141ZM143 143H144V141H143ZM150 143H151V142H150ZM150 143H149V144H150ZM159 143H162V142H161V141H160V142L158 141V144H159ZM175 143H176V142H175ZM181 143H182V145H183V141H182ZM184 143H185V140H184ZM186 143H187V142H186ZM197 143H198V142H197ZM199 143H201V142L199 141ZM202 143H203V142H202ZM206 143H209V142L207 141ZM226 143H227V142H226ZM235 143H236V142H235ZM242 143H243V142H242ZM249 143H250V142H249ZM255 143L257 144L258 142L255 141ZM255 143L253 142V144H255ZM24 144H25V143H24ZM24 144H23V145H24ZM29 144H30V143H29ZM35 144H36V143H35ZM41 144H42V143H41ZM44 144H45V143H44ZM77 144H78V143H77ZM82 144H83V143H82ZM96 144H99V143H96ZM102 144H103V142H102ZM104 144H105V143H104ZM113 144H115V143H113ZM120 144H121V143H120ZM122 144H124L123 147H126V145H125L126 143H122ZM127 144H128V143H127ZM131 144L135 145L134 143H131ZM152 144H154V143H152ZM216 144H217V143H216ZM227 144H228V143H227ZM227 144H226V145H227ZM233 144H234V143H233ZM240 144H241V143H240ZM240 144H239V145H240ZM256 144H255V145H256ZM261 144H263V143L261 142ZM42 145H43V144H42ZM56 145H57V143H56ZM63 145H64V143H63ZM63 145H61L62 148H64ZM65 145H67V144H65ZM69 145H70V144H68L67 146L69 147ZM75 145H76V144L73 145V146H74L73 148L76 147ZM93 145H94V144H93ZM155 145H156V144H155ZM160 145H161V144H160ZM163 145H164V144H163ZM171 145H172V144H171ZM179 145H180V144H179ZM190 145H191V144H190ZM194 145H196V144L194 143ZM194 145H193V146H194ZM201 145H202V144H201ZM208 145H209V144H208ZM208 145H207V146H208ZM222 145H223V142H221V146H222ZM226 145L224 144V146H226ZM237 145H238V144H237ZM237 145H236V146H237ZM249 145H250V144H249ZM249 145H248V146H249ZM255 145H254V146H255ZM258 145H259V143H258ZM258 145H256V146H258ZM263 145H264V144H263ZM24 146H25V145H24ZM26 146H27V145H26ZM30 146H31V145H30ZM43 146H44V145H43ZM50 146H51V144H50ZM59 146H60V143H59ZM83 146H84V145H83ZM86 146H87V145H86ZM96 146H97V145H96ZM100 146H101L100 148H102V145H100ZM108 146H110V147L113 148V149L115 148V147H112V146L109 145V144H108ZM108 146H107V147H108ZM115 146H116V145H115ZM136 146H137V144H136ZM142 146H143V145H142ZM169 146H170V145H169ZM172 146H174V145H172ZM193 146H192V147H193ZM212 146H214V142H213V145H212ZM227 146H228V145H227ZM243 146H244V145H243ZM254 146H253V149H254ZM256 146H255V149H258V148H256ZM6 147H7V148H6ZM20 147L22 148L23 146H20ZM55 147H57V146H53V148H55ZM70 147H71V146H70ZM70 147H69V148H70ZM79 147H80V145H79ZM92 147H95V146H92ZM97 147H98V146H97ZM103 147H105V146H103ZM117 147H118V146H117ZM121 147H122V146H121ZM127 147H128V145H127ZM153 147H154V145H153ZM156 147H158V145H156ZM156 147H155V148H156ZM170 147H171V146H170ZM177 147H178V146H177ZM177 147L175 146L176 149H177ZM183 147H184V146H183ZM194 147H195V146H194ZM208 147H209V146H208ZM244 147H246V146H244ZM259 147H260V146H259ZM30 148H32V147H30ZM51 148H52V147H50V150H51ZM57 148L60 149V147H57ZM57 148H56V149H57ZM71 148H72V147H71ZM73 148H72V149H73ZM81 148H82V147H80L79 149H81ZM87 148H88V147H87ZM119 148H120V147H119ZM131 148H132V147H130V148H125V149H127V150L129 149L128 152L126 151L128 154H129V151H130V150L134 149V148H132V149H131ZM136 148L139 149V150L141 149V148L138 147V146H137ZM159 148H161V147H159ZM172 148H173V147H172ZM205 148H206V147H205ZM215 148H217V145H216ZM248 148H250V147H248ZM261 148H263L262 145H261ZM8 149H9V150H8ZM15 149H16L17 151H16ZM42 149H43V148H42ZM46 149H47V148L44 149L45 151H43V156L41 157V158H42V161H43L44 164H43L42 161H40L39 159L34 160V161H37L36 163H39V162H38V160H39L40 163L43 164V166H41V167H43V169L45 168L47 171H49L48 173H50V171L52 172L54 169H56V168L58 169V168L60 167L59 164H62V162H63L64 160H66V159L63 158V159H64V160H63V159L61 158V157H63V156H59V154H57L59 149H58L57 151H56V150H55V151H54V150H51V151H50L49 149H48V150H49V151H48V150H46ZM64 149H65V148H64ZM66 149H67V148H66ZM75 149H76V148H75ZM84 149H85V148H84ZM90 149H91V148H90ZM95 149H96V147H95ZM95 149H93V155H94V150H95ZM102 149H103V148H102ZM152 149H153V148H152ZM156 149H157V148H156ZM156 149H155V150H156ZM184 149H185V148H184ZM184 149H182V150H184ZM197 149H198V147H197ZM206 149H207V148H206ZM228 149H229V147H228ZM233 149H234V148H233ZM245 149H246V148H245ZM245 149H244V150H245ZM259 149H260V148H259ZM259 149H258V150H259ZM14 150H15V151H14ZM29 150H30V149H29ZM69 150H70V149H69ZM69 150L67 151V153L70 152ZM82 150H83V149H82ZM82 150H79V151H82ZM99 150H100V149H98V151H99ZM107 150H108V149H107ZM107 150H106V152L110 151V150H108V151H107ZM118 150H119V149H118ZM120 150H122V149H120ZM120 150H119L118 152H120ZM173 150H174V148H173ZM207 150H208V149H207ZM222 150H223V149H222ZM222 150H221V151H222ZM224 150H226V149H224ZM229 150H231V149H229ZM229 150H228V151H229ZM242 150H243V149H242ZM248 150H249V149H248ZM250 150H251V149H250ZM23 151H25V150H23ZM30 151H32V150H30ZM35 151H36V148H35ZM52 151H53V152H52ZM59 151L61 152V151H63V150H59ZM75 151H76V150H75ZM79 151H78V149H77V152H74V149H73V150H72V153H73L72 155H75L74 153L79 154ZM86 151H87V149H86ZM86 151H85V153H87ZM98 151H97V153H98ZM103 151H104V149H103ZM135 151H136V150H135ZM145 151H146V150H145ZM145 151H143V152L146 153ZM149 151H150V150H149ZM175 151H176V150H174V154H175ZM184 151H185V150H184ZM187 151H188V150H187ZM189 151H190V152H189ZM189 151H188V153L190 154V153H191V150H189ZM214 151H215V149H214ZM232 151H233V150H232ZM235 151H236V150H235ZM246 151H247V150H246ZM252 151H253V150H252ZM255 151H257V150H255ZM260 151H261V150H260ZM260 151H259V152H260ZM263 151H264V150H263ZM14 152H16V154H14ZM36 152H37V151H36ZM54 152H56V154H55ZM82 152H83V151H82ZM82 152H80V153H82ZM91 152H92V150H90V155H91ZM101 152H102V151H101ZM104 152H105V151H104ZM122 152H123V151H122ZM126 152H124V153H126ZM136 152L138 153L139 151H136ZM153 152H155V151H153ZM216 152H217V151H216ZM229 152H230V153H233L234 151H233V152L229 151ZM241 152H242V151H241ZM249 152H250V151H249ZM26 153H30V152L25 151V154H26ZM31 153L33 154L34 152H31ZM31 153H30V154H31ZM37 153H38V152H37ZM61 153H63V152H61ZM108 153H109V152H108ZM110 153H111V155H112V151H111ZM110 153H109V154H110ZM113 153H114V151H113ZM127 153H126V154H127ZM140 153H142V152H140ZM151 153H152V152H151ZM172 153H173V152H172ZM182 153H184V152H182ZM194 153H195V152H194ZM202 153H203V152H202ZM205 153H206V152H205ZM208 153H209V152H208ZM226 153H227V152H226ZM234 153H235V152H234ZM245 153H246V152H245ZM260 153H261V152H260ZM64 154H65V152H64ZM69 154H71V152H70ZM77 154H76V156H77ZM101 154H102V153H101ZM104 154H105V153H104ZM109 154H108V155H109ZM121 154H122V153H121ZM235 154H236V153H235ZM27 155H28V154H27ZM38 155H39V154H38ZM62 155H63V154H62ZM65 155L68 157L67 154H65ZM65 155H64V157H65ZM72 155H71V156H72ZM95 155H96V154H95ZM113 155H114V154H113ZM115 155H116V154H115ZM117 155H118V154H117ZM119 155H120V154H119ZM133 155H135L134 152H133ZM136 155H137V154H136ZM144 155L146 156L147 154H144ZM148 155H149V154H148ZM156 155H157V154H156ZM172 155H173V154H172ZM175 155H176V154H175ZM205 155H207V154H205ZM209 155H210V154H209ZM209 155H208V156H209ZM216 155H217V153H216ZM232 155H233V154H232ZM232 155H231V156H232ZM251 155H252V154H251ZM261 155H262V154H261ZM263 155H264V154H263ZM25 156H26V155H25ZM31 156H32V155H31ZM34 156L36 157L37 154H36V155L34 154ZM78 156L81 157L82 155L80 154V155H78ZM78 156H77V158L80 160L81 158L78 157ZM86 156H87V155H86ZM102 156H103V154H102ZM125 156H126V155H125ZM137 156H138V155H137ZM141 156L143 157V155H141ZM150 156H151V155H150ZM179 156L181 157L180 154H179ZM183 156H184L183 159L185 160V159H186V156H185L184 154H183ZM183 156H182V157H183ZM202 156H203V155H202ZM227 156H229V155H227ZM233 156H234V155H233ZM236 156H237V154H236ZM238 156H239V155H238ZM238 156H237V157H238ZM249 156H250V155H249ZM59 157H60V158H59ZM67 157H66V158H67ZM83 157H84V156H83ZM95 157L97 158V156H95ZM107 157H109V156H107ZM112 157H113V156H112ZM112 157H110V158L112 159ZM123 157H124V156H123ZM133 157H134V156H133ZM135 157H136V156H135ZM170 157H171V156H170ZM170 157H169V158H170ZM204 157H205V156H204ZM214 157H215V156H214ZM224 157H225V156H224ZM229 157H230V156H229ZM237 157H236V158H237ZM250 157H251V156H250ZM254 157H255V156H254ZM257 157L259 158L258 155H257ZM261 157H262V156H261ZM30 158H32V157H30ZM36 158H37V157H36ZM88 158H89V157H88ZM93 158H94V157H92L91 159L94 160ZM98 158H100V157H98ZM98 158H97V159H98ZM119 158H120V157H119ZM119 158H118V159H119ZM138 158H139V157H138ZM138 158H137V160H138ZM145 158H146V157H145ZM145 158H144L143 160H145ZM173 158H174V157H173ZM187 158H188V157H187ZM201 158H202V157H201ZM211 158H213V157L211 156ZM215 158H216V157H215ZM215 158H214V159H215ZM241 158H242V157L240 156L239 160H240ZM244 158L246 159V157H244ZM251 158H252V157H251ZM67 159H68V158H67ZM72 159H73V157H72ZM83 159H84V158H83ZM86 159H87V158H86ZM89 159H90V158H89ZM91 159H90V161H92ZM102 159H103V157H102ZM111 159H110V160H111ZM113 159H114V158H113ZM121 159H122V158H121ZM125 159H126V158H125ZM135 159H136V158H135ZM140 159H141V158H140ZM151 159H152V158H151ZM155 159L157 160V158H155ZM171 159H172V158H171ZM196 159H197V158H194V160H196ZM220 159H221V158H220ZM229 159H230V158H229ZM229 159H226V161L229 160ZM245 159H244V161H245ZM32 160H33V159H32ZM79 160H78V161H79ZM84 160H85V159H84ZM106 160H107V162L109 161L108 158H107ZM137 160H136V161H137ZM153 160H154V159H153ZM159 160H160V159H159ZM167 160H168V159H167ZM167 160H166V161H167ZM174 160H175V158L173 159V161H174ZM188 160H190V159L188 158ZM206 160H207V157H206ZM215 160H216V159H215ZM248 160H251V159L249 158ZM248 160H247V161H248ZM23 161H24V160H23ZM66 161H67V160H66ZM86 161H87V160H86ZM86 161H85V162H86ZM96 161H99V160H96ZM102 161H103V160H102ZM125 161H126V160H125ZM131 161H132V159H131ZM139 161L141 162L142 159L139 160ZM154 161H155V160H154ZM157 161H158V160H157ZM169 161H170V159H169ZM175 161H177V160H175ZM175 161H174V162H175ZM211 161H212V160H211ZM224 161H225V159L223 160V163H224ZM237 161H238V160H237ZM24 162H25V161H24ZM64 162H65V161H64ZM67 162H68V161H67ZM67 162H66V166L68 165ZM70 162H71V161H70ZM81 162H82V160H81ZM88 162H89V161H88ZM92 162H93V161H92ZM104 162H105V159H104ZM110 162H111V161H110ZM117 162H118V161H117ZM120 162H121V161H119V164H118V165H120ZM129 162H130V161H129ZM142 162H143V161H142ZM146 162H148V161H146ZM151 162H152V161H151ZM163 162H164V161H163ZM186 162H188V161H186ZM190 162H191V160H190ZM190 162H189V163H190ZM195 162H196V161H195ZM229 162H230V161H229ZM241 162L243 163L242 160H240V163H241ZM255 162H256V161H255ZM258 162H259V161H258ZM82 163H83V162H82ZM82 163H81V164H82ZM86 163H87V162H86ZM93 163H94V162H93ZM99 163H101V161H99ZM105 163H106V162H105ZM114 163H115V162H114ZM126 163H127V162H126ZM135 163H136V162H135ZM135 163H134V166H135ZM154 163H155V162H154ZM170 163H171V162H170ZM184 163H185V162H184ZM192 163H193V162H192ZM197 163H198V162H197ZM201 163H202V160H201ZM201 163H200V164H201ZM203 163H204V162H203ZM208 163H209V162H208ZM214 163H215V161H214ZM218 163H219V162H218ZM248 163H250V162L248 161ZM5 164H4V165H5ZM28 164H29V165H28ZM72 164L74 165V163H72ZM72 164H70V166H71ZM79 164H80V163H79ZM89 164H90V162H89ZM91 164H92V163H91ZM97 164H98V163H97ZM106 164H107V163H106ZM111 164H112V162H111ZM115 164H116V163H115ZM121 164H122V162H121ZM129 164H130V163H129ZM136 164H137V163H136ZM139 164H140V163H139ZM143 164H144V163H143ZM143 164H142V165H143ZM173 164H174V163H173ZM178 164H179V163H178ZM204 164H205V163H204ZM225 164H226V163H224V165H225ZM228 164H229V163H228ZM250 164H251V163H250ZM250 164H249V165H250ZM34 165H35V166H34ZM37 165H38V166H37ZM56 165H57V167H56ZM64 165H65V164H64ZM73 165H72V167H73ZM92 165H93V164H92ZM94 165H95V164H94ZM98 165H99V164H98ZM104 165H105V164H104ZM104 165H103V166H104ZM116 165H117V164H116ZM116 165H115V166H116ZM125 165H126V164H125ZM132 165H133V164H132ZM152 165H154V164H152ZM193 165H194V163H193ZM202 165H203V164H202ZM209 165H210V163L208 164V166H209ZM216 165H217V161H216ZM249 165H248V166H249ZM251 165H253V164H251ZM36 166H37V167H36ZM87 166H89V165H87ZM108 166H109V165H107V166L105 165V166H104V170H105L106 167H107L106 169H109ZM112 166H113V164H112ZM121 166H122V165H121ZM121 166H120V168H122ZM130 166H131V165H130ZM130 166H127V167H130ZM144 166H146V165H144ZM147 166H149V165H147ZM167 166H170V165H167ZM179 166H180V165H179ZM188 166H189V165H188ZM208 166H207V167H208ZM217 166H218V165H217ZM253 166H254V165H253ZM256 166H257V164H256ZM263 166H264V165H263ZM41 167H40V168H41ZM54 167H56V168H54ZM72 167H71V168H72ZM78 167H79V165H78ZM80 167H81V165H80ZM83 167H84V166H82V168H83ZM94 167H95V166H94ZM123 167H124V164H123ZM149 167H151V166H149ZM149 167H148V168H149ZM152 167H153V166H152ZM196 167H197V166H196ZM196 167H195V168H196ZM199 167H200L201 170H202V167H201V166H199ZM219 167H220V166H219ZM226 167L228 168V166H226ZM4 168H5V167H4ZM38 168H39V167H38ZM63 168H64V167H63ZM63 168H62V169H63ZM66 168H67V167H66ZM88 168L90 169V167H88ZM88 168H87V170L89 171ZM97 168H98V167H97ZM102 168H103V167H102ZM113 168H114V166H113ZM115 168H116V167H115ZM117 168H118V167H117ZM162 168H163V167H162ZM183 168H184V167H183ZM204 168H205V167H204ZM209 168H210V167H209ZM211 168H214V166L211 167ZM229 168H230V167H229ZM245 168L247 169L246 166H245ZM260 168H261V166H260ZM263 168H264V167H263ZM1 169H3V167H2ZM41 169H42V168H41ZM57 169H56V170H57ZM76 169H77V168H76ZM78 169H79V168H78ZM92 169H93V168H91L90 170H92ZM99 169L101 170V167H99ZM111 169H112V167H111ZM111 169H110V170H111ZM138 169H139V168H138ZM145 169H147V168H145ZM157 169H158V168H156V170H157ZM214 169H215V168H214ZM217 169H218V168H217ZM255 169H256V168H255ZM257 169H258V167H257ZM64 170L66 171V169H64ZM69 170H70V169H69ZM69 170L67 169V171H69ZM71 170H73V168H72ZM71 170H70V171H71ZM74 170H75V167H74ZM79 170H80V169H79ZM85 170H86V169H85ZM87 170H86V173H87ZM96 170H97V169H96ZM100 170H99V171H100ZM134 170H135V169H134ZM134 170H132V171H134ZM141 170H142V168H141ZM148 170H149V169H148ZM148 170H146V172H147ZM159 170H160V169H159ZM177 170H178V169H177ZM208 170H210V169H208ZM212 170H213V169H212ZM212 170H211V171H212ZM247 170H248V169H247ZM263 170H264V169H263ZM47 171H45V172H47ZM81 171H82V169H81ZM94 171H95V169H94ZM99 171H98V174L96 173V171H95V172L92 171V172H93V173H96V176H98V175L101 176V175H100L101 173H100ZM102 171H103V170H102ZM102 171H101V172H102ZM111 171H113V170H111ZM152 171H153V169H152ZM168 171H169V170H168ZM170 171H171V170H170ZM175 171H176V170H175ZM180 171H181V170H180ZM187 171H188V170H187ZM211 171H210V172H211ZM218 171H219V170H218ZM229 171H231V170L229 169ZM236 171H237V169H236ZM259 171H261V170H259ZM56 172H57V171H56ZM72 172H73V171H71V174H70V175H72ZM74 172L76 173V170H75ZM82 172H83V171H82ZM89 172H90V171H89ZM114 172H115V171H114ZM136 172H137V171H136ZM153 172H155V171H153ZM153 172H150V173H153ZM161 172H162V170H161ZM163 172H164V171H163ZM183 172H184V171H183ZM190 172H192V171H190ZM195 172L198 173L199 171H197V169H196ZM202 172H203V171H202ZM213 172H214V171H213ZM220 172H223V170H221ZM220 172H219V173H220ZM227 172H228V171H227ZM232 172H233V171H232ZM250 172H251V169H250ZM39 173H40V174H39ZM48 173H43V174H46V176H47ZM57 173H58V172H57ZM57 173H56V174H57ZM61 173H62V172H61ZM63 173H64V172H63ZM106 173H108V172H106ZM118 173H119V172H118ZM125 173H126V172H125ZM130 173H131V172H130ZM134 173H135V172H134ZM138 173H140V172L138 171ZM168 173H169V172H168ZM176 173H177V172H175V174H176ZM178 173H179V171H178ZM197 173H196V174H197ZM200 173H201V172H200ZM216 173H217V172H216ZM242 173H244V172H242ZM53 174H54V172H53ZM59 174H60V173H59ZM68 174H69V173H68ZM68 174L66 175V173H65L64 175L68 177ZM84 174H85V173H84ZM87 174H88V173H87ZM91 174H92V173H91ZM120 174H121V173H120ZM131 174L133 175V173H131ZM135 174H136V173H135ZM144 174H145V173H144ZM146 174H147V173H146ZM170 174H171V173H170ZM191 174L194 175V173H191ZM210 174H212V172H211ZM210 174H209V176H210ZM213 174H214V176H215V173H213ZM220 174H221V173H220ZM222 174H223V173H222ZM226 174H228V173H226ZM226 174H225V176H226ZM233 174H234V173H233ZM238 174H239V173H238ZM253 174H254V173H253ZM257 174H258V173H256V175H257ZM260 174H261V172H260ZM260 174H259V175H260ZM57 175H58V174H57ZM60 175H61V174H60ZM64 175H61V176L64 177ZM75 175H76V174H75ZM75 175L73 174L72 176H75ZM81 175H82V174H81ZM105 175H106V174H105ZM105 175H104V176H105ZM108 175H109V173H108ZM108 175H107V177H108ZM112 175H113V174H112ZM114 175H115V174H114ZM121 175H123V174H121ZM148 175H149V174H147L146 176H148ZM155 175L160 176L159 172H158V174H156V172H155ZM162 175H163V174H162ZM162 175H161V176H162ZM171 175H172V174H171ZM178 175H179V174H178ZM180 175H181V173H180ZM183 175H184V174H183ZM192 175H190V176H192ZM201 175H203V174H201ZM201 175H200V176H201ZM223 175H224V174H223ZM235 175H236V173H235ZM242 175H243V174H242ZM43 176H45V175H43ZM90 176H91V175H90ZM90 176H89V177H90ZM94 176H95V175H94ZM99 176H98L97 178H99ZM118 176H119V175H118ZM118 176L116 175V177H118ZM123 176H124V175H123ZM133 176H134V175H133ZM133 176H131V177H133ZM149 176H151V175H149ZM149 176L147 177V178H148L147 180H149V178H150ZM157 176L155 177V179H157ZM167 176H168V174H167ZM175 176H176V175H175ZM184 176L186 177V174H185ZM187 176H188V174H187ZM198 176H199V175H198ZM214 176H213V177H214ZM228 176H230V175H228ZM254 176H255V175H254ZM260 176H261V175H260ZM48 177H49V176H48ZM48 177H47V178H48ZM54 177H56V176L54 175ZM63 177L60 178V179H61V181H62V179H63V182H64L65 178H67V177H65V178H63ZM69 177H70V176H69ZM80 177H81V176H80ZM84 177H85V175H84ZM91 177H92V176H91ZM107 177H106V178H107ZM134 177H135V176H134ZM152 177H153V176H152ZM182 177H183V176H182ZM185 177H183V179H185ZM192 177H193V176H192ZM192 177H191V178H192ZM244 177H246V176H244ZM252 177H253V175H252ZM257 177H258V176H256L255 178H257ZM262 177H263V175H262ZM49 178H50V177H49ZM56 178H57V177H56ZM82 178H83V177H82ZM108 178H109V177H108ZM122 178H126V177H122ZM129 178H130V177H129ZM179 178H180V176H179ZM188 178H189V177H188ZM188 178H187V179H188ZM197 178H199V177H197ZM200 178H201V177H200ZM202 178H203V176H202ZM205 178H206V176H205ZM207 178H208V177H207ZM226 178H227V177H226ZM231 178H232V177H231ZM237 178H238V177H237ZM259 178H260V177H259ZM40 179H41V178H39V180H40ZM53 179H55V178H53ZM67 179H68V178H67ZM73 179H74V178H73ZM78 179H79V176L77 177V180H78ZM90 179H91V181H92V178H90ZM100 179H101V178H100ZM100 179H97V180H100ZM104 179H105V178H104ZM104 179H103V180H104ZM110 179H111V178H110ZM118 179H119V178H118ZM126 179H127V178H126ZM133 179H134V178H133ZM135 179H136V178H135ZM141 179H142V178H141ZM145 179H146V177H145ZM155 179H154V180H155ZM183 179H182V181H183ZM192 179H194V178H192ZM209 179H211V176H210ZM209 179H208V180H209ZM216 179H217V177H216ZM243 179H244V178H243ZM49 180H50V181H49V184H50L51 186H52V184H53V187H51V188H52L53 191H54V184H55V183H58V182H59V179L55 180V181H58V182H54V180H52V178H50ZM51 180H52L54 183L51 182ZM68 180L70 181V179H68ZM83 180H84V179H83ZM83 180H82L81 182H84ZM103 180H102V181H103ZM105 180H106V179H105ZM105 180H104V182H105ZM122 180H124V179H122ZM129 180H130V179H129ZM166 180H167V179H166ZM189 180H190V179H189ZM218 180H219V179H218ZM224 180H225V179H224ZM232 180H233V179H232ZM261 180H262V179H261ZM46 181H47V180H44L45 185H46ZM65 181H66V180H65ZM86 181L88 182L87 179H86ZM86 181H85V182H86ZM134 181H135V180H134ZM142 181H143V180H142ZM156 181H157V180H156ZM185 181H186V180H185ZM195 181H196V180H195ZM221 181H222V180H221ZM226 181H228V179H226ZM233 181H234V180H233ZM237 181H239V180H237ZM240 181H241V180H240ZM242 181H243V180H242ZM244 181H245V180H244ZM249 181H250V180H249ZM249 181H248V182H249ZM39 182H40V181H39ZM78 182L80 183L79 180H78ZM87 182H86V184H87ZM100 182H101V181H100ZM111 182H112V179H111ZM118 182H119V181H118ZM127 182H128V181H126V183H127ZM150 182H152V180H150ZM177 182H178V181H177ZM186 182H187V181H186ZM188 182H189V184H190V181H188ZM197 182H198V181H197ZM203 182H204V181H203ZM206 182H207V179H206ZM211 182H212V180H211ZM213 182H214V181H213ZM213 182H212V183H213ZM217 182H219V181H217ZM217 182H216V183H217ZM222 182H223V181H222ZM234 182H235V181H234ZM246 182H247V181H245V183H246ZM260 182H261V181H260ZM115 183H116V181H115ZM133 183H135V182H133ZM156 183H157V182H156ZM192 183H194V182H192ZM199 183H200V182H199ZM209 183H210V182H209ZM219 183H220V182H219ZM224 183H225V182H224ZM229 183H230V182H229ZM252 183H253V182H252ZM252 183H251V184H252ZM263 183H264V182H263ZM42 184H43L42 186H44V183H43V182H42ZM75 184H76V183H75ZM94 184H95V183H94ZM102 184H103V185H101V187H102V186L104 187V185H107V184H104L103 182H102ZM108 184H109V183H108ZM119 184L121 185V183H119ZM119 184H118V185H119ZM128 184H129V185L131 184V186L134 185V184H132V183H130V182H128L127 185H128ZM141 184H142V182L140 183V185H141ZM148 184H149V183H148ZM163 184H164V183H163ZM163 184H161V185H162L161 187H163ZM179 184H180V183H179ZM196 184H197V183H196ZM221 184H222V183H221ZM232 184H233V183H232ZM237 184H238V183H237ZM237 184H236V185H237ZM249 184H250V183H249ZM37 185H38V184H37ZM57 185H58V184H57ZM59 185H60V184H59ZM61 185H62V184H61ZM63 185H65V183H64ZM76 185H77V184H76ZM76 185H75V187H76ZM82 185H83V184H82ZM82 185H81V186H82ZM138 185H139V184L136 185L137 188L140 187V185H139V186H138ZM142 185H143V184H142ZM144 185H145V181H144ZM150 185L155 187V184H154V185L150 184ZM158 185H159V183H158ZM184 185H185V184H184ZM205 185H207V184H205ZM205 185H204V186H205ZM215 185H217V184L214 183V186H215ZM222 185H223V184H222ZM238 185H239V184H238ZM241 185H242V184H241ZM241 185H240V186H241ZM243 185H244V184H243ZM0 186H1V185H0ZM39 186H40V185H38V187H39ZM42 186H40V188H42ZM66 186H67V188L69 189L72 185L68 184V185H66ZM66 186H64V187H66ZM69 186H70V187H69ZM87 186H88V185H87ZM95 186H96V185H95ZM115 186H116V184H115ZM123 186H124V185H123ZM178 186H179V185H177V187H178ZM193 186H194V185H193ZM193 186H192V184H191L189 187H193ZM195 186L197 187V185H195ZM204 186H202V188H203ZM220 186H221V185H220ZM224 186H225V185H224ZM230 186H231V185H230ZM245 186H246V185H245ZM253 186H254V185H252L251 190H252ZM35 187H36V185H35ZM46 187H48V186H46ZM46 187H43V188H45V190H47L48 188L46 189ZM57 187H58V186H57ZM64 187H63V188H64ZM90 187H93V186H90ZM96 187H97V186H96ZM96 187H95V188H90V190L88 189V190H89L88 193H90L89 195H91V197H92V199H91L92 202L89 200L90 196H89V198H87V199L85 200V202L89 200V201L92 203L91 205L93 206V209H94V208L96 209V207L98 206L99 202L102 200V199H101V194H100L101 192H100V191L98 192V191L96 190ZM98 187H100V186H98ZM103 187H102V189H103ZM110 187H111V185H110ZM125 187H126V186H125ZM142 187H143V186H142ZM145 187H147V185H146ZM157 187H158V186H157ZM182 187H183V186H182ZM182 187H179V188H182ZM186 187H187V186H185V188H186ZM198 187H199V185H198ZM238 187H239V186H238ZM247 187H248V186H246V187H244V188L247 189ZM254 187H255V186H254ZM257 187H258V186H257ZM262 187H264V186H262ZM40 188H39V190L37 189L38 192L40 191ZM49 188H50V187H49ZM76 188H77V187H76ZM78 188H79V186H78ZM86 188H88V187H86ZM118 188H119V187H118ZM123 188H124V187H123ZM140 188H141V187H140ZM152 188H153V187H152ZM158 188H159V187H158ZM231 188H232V187H231ZM260 188H261V187H260ZM55 189H56V187H55ZM74 189H75V188H74ZM81 189H82V188H81ZM84 189H85V186H84ZM102 189H99V190H102ZM104 189H105V188H104ZM113 189H114V187H112V189L109 188V190H111V191H112ZM126 189H127V187H126ZM129 189H130V188H129ZM131 189H132V187H131ZM134 189H135V188H134ZM143 189H145V188H143ZM146 189H147V188H146ZM164 189H165V188H164ZM182 189H183V188H182ZM188 189H189V192H190L191 188H188ZM192 189H193V188H192ZM195 189H196V188H195ZM205 189H207V188H205ZM213 189H214V188H213ZM223 189H224V188H223ZM49 190L51 191V189H48V191H49ZM82 190H83V189H82ZM86 190H87V189H86ZM86 190H85V191H86ZM88 190H87V191H88ZM119 190H120V188L118 189V192H119ZM137 190H138V189H137ZM149 190H150V189H149ZM154 190H155V189H154ZM156 190H157V189H156ZM160 190H161V188H160ZM165 190H166V189H165ZM165 190H164V191H165ZM184 190H186V189H184ZM221 190H222V189H221ZM234 190H235V189H234ZM234 190H232V191H234ZM236 190H237V187H236ZM239 190H240V189H239ZM247 190H248V189H247ZM249 190H250V188H249ZM256 190H257V189L255 188V191H254V192H256ZM259 190H260V189H259ZM259 190H258V191H259ZM41 191H42V190H41ZM41 191H40V193H41ZM62 191H64V190H62ZM62 191H59V192H62ZM71 191H73L72 188H71ZM75 191H77V190H75ZM87 191H86V192H87ZM116 191H117V190H116ZM130 191H131V190H130ZM130 191H129V192H130ZM140 191H141V189H140ZM164 191H163V192H164ZM174 191H175V193H172V194L175 195V194H176V191H178V190L175 189ZM195 191H196V190H195ZM201 191H202V190H201ZM207 191H208V190H207ZM225 191H226V190H225ZM241 191H242V190H241ZM241 191H240V192H241ZM244 191H245V189L243 190V192H244ZM36 192H37V191H36ZM36 192H35V194H36ZM44 192H45V191H44ZM46 192H47V191H46ZM69 192H70V191H68V193H69ZM78 192H79V190H78ZM102 192H104V191H102ZM112 192H113V191H112ZM122 192H123V190H122ZM132 192H133V191H132ZM136 192H138V191H136ZM141 192H142V191H141ZM156 192H157V191H156ZM165 192H166V191H165ZM172 192H173V191H172ZM179 192H180V191H179ZM185 192H186V191H185ZM192 192H193V190H192ZM219 192H220V191H219ZM254 192H253V193H254ZM261 192H262V191H260V193H261ZM42 193H43V192H42ZM47 193H48V192H47ZM51 193H52V192H51ZM65 193H66V192H65ZM65 193H64V195H65ZM68 193H67V194H68ZM71 193H72V192H70V196H71ZM79 193H80V192H79ZM79 193H75L74 196H76V195L79 194ZM126 193H127V192H126ZM157 193L160 194V191L157 192ZM161 193H162V192H161ZM168 193H169V192H168ZM177 193H178V192H177ZM180 193H181V192H180ZM202 193H203V192H201V195H203ZM205 193H206V192H205ZM207 193H209V192H207ZM244 193H246V192H244ZM248 193H250V192L248 191ZM253 193L251 192V194H253ZM260 193H259V192L257 193L259 197L261 196ZM262 193H263V192H262ZM57 194H59V193H57ZM57 194H56V197H57ZM73 194H74V193H73ZM84 194H85V193H84ZM117 194H118V193H117ZM120 194H121V193L119 192V195H120ZM122 194L125 195V191H124V193H122ZM122 194H121V195H122ZM127 194H128V193H127ZM127 194H126V195H127ZM136 194H137V193H136ZM142 194H143V193H142ZM144 194L146 195V192H145ZM152 194H153V193H152ZM155 194H156V193H155ZM162 194H163V193H162ZM169 194H170V193H169ZM178 194H179V193H178ZM190 194H191V193H190ZM193 194H194V193H193ZM197 194H198V193H197ZM212 194H213V193H212ZM223 194H224V193H223ZM229 194H230V189H229ZM237 194H238V193H237ZM39 195H40V194H39ZM43 195H44V194H43ZM46 195H47V194H46ZM46 195H45V196H46ZM52 195H53V193H52ZM60 195H61V193H60ZM60 195H58V196H60ZM82 195H83V194H82ZM115 195H116V194H115ZM124 195H123V196H124ZM145 195H144V196H145ZM150 195H151V194H150ZM165 195H166V194H165ZM182 195H184V194H182ZM188 195H189V194H188ZM188 195H187V196H188ZM216 195H217V194H216ZM50 196H51V195H50ZM62 196H63V193H62ZM62 196H60V197H62ZM70 196L68 195V198H69ZM110 196H111V194H110ZM110 196H109V197H110ZM112 196H113V194H112ZM135 196H136V195H135ZM157 196H158V195H156V197H157ZM159 196H160V195H159ZM167 196H168V195H167ZM169 196H171V194H170ZM179 196H180V195H179ZM184 196H186V194H185ZM197 196H198V195H197ZM205 196H206V194H205ZM210 196H211V195H210ZM236 196H237V195H236ZM246 196H247V195H246ZM253 196L255 197L254 194H253ZM38 197H39V196H38ZM42 197H43V196H42ZM63 197H64V196H63ZM65 197H66V196H65ZM72 197H73V195H72ZM72 197H71V198H72ZM78 197H79V196L77 195L76 198H78ZM82 197H83V196H82ZM102 197L105 198L106 195H105V197H104V196H102ZM125 197H126V196H125ZM131 197H133V196H131ZM147 197H148V195H147ZM151 197H152V195L150 196V198H151ZM160 197H161V196H160ZM191 197H192V196H191ZM200 197H201V196H200ZM200 197H199V198H200ZM213 197H214V196H213ZM213 197H212V198H213ZM226 197H227V196H226ZM230 197H231V195H230ZM241 197H242V196H241ZM250 197H251V196H249V198H250ZM254 197H253L252 199H254ZM259 197H258V198H259ZM0 198H1V197H0ZM48 198H50V199H48V200H51V198H53V196L48 197ZM106 198H107V197H106ZM111 198H112V197H111ZM114 198L116 199V197H113V201L115 202ZM117 198H118V197H117ZM137 198H138V197H137ZM148 198H149V197H148ZM157 198H158V197H157ZM173 198H174V197H173ZM175 198H176V197H175ZM175 198H174V200H175ZM181 198H183V197H181ZM203 198H205V197L203 196ZM212 198H210V199H212ZM222 198H223V197H222ZM238 198H239V197H238ZM245 198H246L245 201H247L248 198H247V197H245ZM255 198H256V197H255ZM258 198H257V199H258ZM261 198H264V196H262ZM261 198H260V199H261ZM1 199H2V198H1ZM45 199H46V198H45ZM54 199H55V198H53V200H54ZM62 199H63V198H62ZM62 199H61V200H62ZM124 199H125V198H124ZM131 199H132V198H131ZM161 199H162V198H161ZM161 199H160V200H161ZM167 199H168V198H167ZM167 199H166V200H167ZM170 199H171V197H170ZM187 199L190 200L189 198H187ZM208 199H209V198H208ZM214 199H215V198H214ZM220 199H221V198H219V200H220ZM225 199H226V198H225ZM232 199H233V197H232ZM55 200H56V199H55ZM57 200H58V199H57ZM57 200H56V201H57ZM61 200H59V201L61 202ZM69 200H70V199H69ZM72 200H74V198H72ZM75 200H76V199H75ZM78 200H79V199H78ZM81 200H82V199H81ZM81 200H80V201H81ZM139 200H140V198H139ZM155 200H156V199H155ZM184 200H185V199H184ZM188 200H187V201H188ZM195 200H197V199H195ZM206 200H207V196H206ZM221 200H222V199H221ZM227 200H228V199H226V201H227ZM243 200H244V199H243ZM255 200H256V199H255ZM46 201H47V200H46ZM46 201H45V205H46ZM66 201H68V200H67V197H66ZM76 201H77V200H76ZM80 201H79V202H80ZM104 201H105V199H104ZM106 201H107V199H106ZM106 201H105V203H106ZM136 201H137V200H136ZM147 201H148V200H147ZM149 201H150V200H149ZM158 201H159V200H158ZM179 201H180V198H179ZM185 201H186V200H185ZM203 201H205V199H204ZM213 201H214V200H213ZM222 201H224V200H222ZM229 201H230V200H229ZM252 201H253V200H252ZM263 201H264V199H263ZM263 201H262V202H263ZM0 202H1V201H0ZM49 202H50V201H49ZM49 202H48V203H49ZM51 202H53V201L51 200ZM73 202H74V201H73ZM79 202H78V203H79ZM101 202H102V201H101ZM108 202H112V201H109V200H108ZM108 202H107V203H108ZM128 202H129V201H128ZM130 202L132 203V200H131ZM140 202H141V201H140ZM144 202H145V201H144ZM160 202H161V201H160ZM162 202H163V201H162ZM166 202H167V201H166ZM173 202H175V201H173ZM177 202H178V201H177ZM177 202H176V203H177ZM180 202H181V201H180ZM183 202H184V201H183ZM190 202H192V201H190ZM193 202H194V201H193ZM211 202H212V200H211ZM214 202H216V201H214ZM214 202H213V203H214ZM220 202H221V201H220ZM253 202H254V201H253ZM256 202H258V201L256 200ZM58 203H59V202H58ZM70 203H71V202H70ZM87 203H88V202H87ZM102 203H104V202H102ZM107 203H106V206H107ZM118 203H119V202H118ZM121 203H122V202H121ZM133 203H135V200H134ZM137 203H138V202H137ZM150 203H151V202H150ZM150 203H148V204L151 205ZM163 203H164V202H163ZM218 203H219V202H218ZM230 203H231V202H230ZM230 203H229V204H230ZM238 203H239V202H238ZM246 203L248 204L249 202H246ZM5 204L7 205V203H5ZM5 204H4V205H5ZM18 204H19V203H18ZM18 204H17V205H18ZM23 204H24V203H23ZM71 204H72V203H71ZM73 204H74V203H73ZM75 204H76V203H75ZM79 204H81V203H79ZM82 204H84V203H83V200H82ZM142 204H143V203H142ZM156 204H157V203H156ZM158 204H159V203H158ZM186 204H188V203H186ZM204 204H205V203H203V205H204ZM216 204H217V202H216ZM220 204H221V203H220ZM6 205H5V206H6ZM43 205H44V204H43ZM50 205H52V204H50ZM62 205H64V204H62ZM67 205H68V204H67ZM77 205H78V204H77ZM84 205H85V204H84ZM84 205H83V206H84ZM91 205H90V206H91ZM103 205H104V204H103ZM103 205H101V207H102ZM110 205H112V204H110ZM110 205H109V206H110ZM116 205H117V202H116ZM124 205H125V203H124ZM136 205H137V204H136ZM138 205H139V204H138ZM175 205H176V204H174V206H175ZM191 205H193V204H191ZM221 205H222V204H221ZM231 205H232V204H231ZM233 205H234V204H233ZM252 205H254V204H252ZM260 205H261V204H260ZM5 206H3V207H5ZM10 206H11V205H10ZM64 206H66V205H64ZM69 206H70V208H71V205H69ZM72 206H73V205H72ZM81 206H82V205H81ZM86 206H88V204L85 205V209H84L85 212H87V210H86V209H87ZM112 206H115V205H112ZM112 206H111V208H113ZM126 206H127V205H126ZM152 206H153V204H152ZM158 206L160 207V204H159ZM170 206H171V205H170ZM181 206H182V205H181ZM188 206H189V205H188ZM188 206H187V208H188ZM205 206H206V205H205ZM226 206H227V203H226ZM237 206H238V205H237ZM247 206H248V205H247ZM247 206L244 205V207H247ZM6 207H7V206H6ZM6 207H5L4 209H2V210H5ZM15 207H16V209H17V206H15ZM18 207H19V206H18ZM52 207H53V206H52ZM57 207H58V205H57ZM119 207H120V206H119ZM121 207H122V206H121ZM148 207H149V206H148ZM148 207H147V208H148ZM162 207H163V206H162ZM162 207H161V208H162ZM167 207H168V206H167ZM214 207H215V206H214ZM231 207H232V206H231ZM239 207H240V205H239ZM249 207H250V205L248 206V208H249ZM259 207H260V206H259ZM262 207L264 208V204H263ZM1 208H2V205H1ZM1 208H0V210H1ZM11 208H12V207H11ZM47 208L50 209L49 205H48ZM47 208H46V209H47ZM62 208H63V206H62ZM62 208H61V205H60V207H58V211H59V212H61L62 210L65 211V210L62 209ZM64 208H65V207H64ZM66 208H67V211H68V206H67ZM74 208H75V206H74ZM79 208H80V207H79ZM82 208H83V207H82ZM91 208H92V207H91ZM99 208H100V207H99ZM102 208H104V206H103ZM127 208H129V207H127ZM143 208H145V207L143 206ZM151 208H152V207H151ZM201 208H204V207L201 206ZM206 208H207V207H206ZM219 208H220V205H219ZM77 209H78V208H77ZM93 209H92L91 211H93ZM114 209H115V208H114ZM136 209L138 210L137 207H136ZM149 209H150V208H149ZM166 209H169V208H166ZM182 209H183V208H182ZM190 209H191V207H190ZM209 209H210V208H209ZM225 209H226V208H225ZM239 209H241V208H239ZM246 209H247V208H246ZM249 209H251V208H249ZM249 209H247V210H249ZM254 209H255V206H254ZM254 209H253V210H254ZM51 210H52V209H51ZM51 210H50V211H51ZM97 210H98V209H97ZM119 210H120V209H119ZM119 210H118V211H119ZM125 210H126V209H125ZM150 210H151V209H150ZM150 210H148V211H150ZM153 210H155V209L153 208ZM153 210H152V211H153ZM156 210H158V209L156 208ZM164 210H165V209H164ZM205 210L207 211V209H205V208H204V210H202V211L205 213ZM215 210H216V209H215ZM219 210H221V209H219ZM231 210H232V209H231ZM231 210H230V211H231ZM259 210H260V209H259ZM7 211H8V210H7ZM16 211H17V210H16ZM47 211H48V210H47ZM56 211H57V210H56ZM77 211H79V210H77ZM77 211H75V212H77ZM95 211H96V210H95ZM100 211H101V210H100ZM103 211L105 212L106 210L104 209ZM110 211H111V210H110ZM110 211H109V212H110ZM115 211H116V210H115ZM122 211H123V209H122ZM127 211H128V210H127ZM130 211H131V209H130ZM130 211H129V212H130ZM142 211H143V210H142ZM166 211H167V210H166ZM183 211H187V210H183ZM188 211H189V210H188ZM192 211H193V210H192ZM200 211H201V210H200ZM202 211H201V212H202ZM228 211H229V210H228ZM230 211H229V212H230ZM236 211H237V210H236ZM241 211H242V210H241ZM254 211H255V212H259V211H257L256 209H255ZM254 211H253V212H254ZM2 212H4V211H2ZM17 212H18V211H17ZM48 212H49V211H48ZM51 212H54V211H51ZM83 212H84V211H83ZM83 212H82V213H83ZM89 212H90V211H89ZM96 212H99V211H96ZM101 212H102V211H101ZM120 212H121V211H120ZM131 212H132V211H131ZM136 212H138V211H136ZM155 212H156V211H155ZM159 212H160V211H159ZM168 212H169V211H168ZM168 212H167V213H168ZM175 212H176V211H175ZM221 212H222V211H221ZM221 212H220V213H221ZM239 212H240V211H239ZM250 212L252 213V210H251ZM250 212H249V215H251V217L253 218L252 215H253L255 212H254L253 214H250ZM260 212H261V211H260ZM62 213H63V212H62ZM71 213H74V211H72ZM91 213H93V212H91ZM105 213H107V212H105ZM110 213L112 214V212H110ZM114 213H116V212H114ZM118 213H119V212H118ZM123 213H124V212H123ZM139 213H140V212H139ZM139 213H138V215H139ZM146 213L148 214V212H146ZM150 213H151V212H150ZM153 213H154V211H153ZM173 213H174V211H172L171 214H173ZM176 213H179V210H178V212H176ZM185 213H186V212H185ZM198 213H200V212L198 211ZM237 213H238V212H237ZM242 213H243V212H242ZM261 213H262V212H261ZM51 214H52V213H51ZM57 214H58V213H57ZM60 214H61V213H59L58 216H56V217H57V220H58V217L60 216ZM75 214H77V213H75ZM75 214H74V215H75ZM78 214H79V213H78ZM83 214H86V213H83ZM88 214H89V213H88ZM96 214H99V213H96ZM119 214H120V213H119ZM129 214H130V213H129ZM129 214H128V215H129ZM140 214H141V213H140ZM158 214H159V213H157V216H158ZM165 214H166V213H165ZM165 214H164V215H165ZM206 214H207V213H206ZM213 214H214V213H213ZM218 214H219V213H218ZM233 214H234V211H233ZM233 214H232V215H233ZM240 214H241V213H240ZM53 215H55V214H53ZM62 215H64V214H62ZM62 215H61V216H62ZM68 215H71V216H72V214H69V213H68ZM68 215L65 214V217L68 216ZM81 215H82V214H81ZM86 215H87V214H86ZM91 215H92V214H91ZM91 215H88V216L91 217ZM100 215L102 216L103 214H100ZM100 215H98V217H100ZM121 215H122V214H121ZM121 215H119V216H121ZM142 215H143V212H142ZM145 215H146V214H145ZM150 215H151V214H150ZM150 215H149V216H150ZM154 215H155V213H154ZM154 215H153V216H154ZM159 215H160V214H159ZM161 215H162V213H161ZM166 215H168V214H166ZM175 215H176V214H175ZM189 215H190V214H189ZM207 215H208V214H207ZM209 215H211L210 212H209ZM222 215H223V212H222ZM243 215H245V214L243 213ZM77 216L80 217V215H77ZM82 216H83V215H82ZM88 216H87V217H88ZM134 216H135V215H134ZM147 216H148V215H147ZM153 216H152V217H153ZM157 216H155V218H156ZM162 216H163V215H162ZM171 216H172V215H171ZM180 216H182V215H180ZM180 216H179V217H180ZM195 216H196V215H195ZM213 216H215V214H214ZM218 216H219V215H218ZM224 216H225V215H224ZM234 216H235V215H234ZM238 216H239V214H238ZM255 216H256V214H255ZM255 216H254V218H255ZM257 216H258V215H257ZM257 216H256V217H257ZM260 216H262V215H260ZM263 216H264V215H263ZM75 217H76V216H75ZM79 217H78V218H79ZM98 217H97V218H98ZM104 217H107V215L104 216ZM104 217H103V218H104ZM123 217H124V216H123ZM123 217H122V220H124ZM145 217H146V216H145ZM174 217H175V216H174ZM176 217H177V216H176ZM190 217H192V216L190 215ZM215 217H216V216H215ZM222 217H223V216H222ZM246 217H247V216H245V218H246ZM51 218H52V217H51ZM53 218H54V216H53ZM62 218H63V217H62ZM62 218H61V219H62ZM66 218H67V217H66ZM100 218H101V217H100ZM103 218H102V219H103ZM112 218H113V217H112ZM125 218H126V216H125ZM131 218H133V217H131V215H130V220H131ZM135 218H136V216H135ZM135 218H134V219H135ZM147 218H148V217H147ZM162 218H163V217H162ZM185 218H186V217H185ZM197 218H199V217H197ZM219 218H220V216H219ZM225 218H227V216H226ZM225 218H224V220H225ZM236 218H237V216H236ZM241 218H242V217H241ZM243 218H244V217H243ZM243 218H242V219H243ZM260 218H261V217H260ZM260 218H259V220H264V219H262V218L260 219ZM69 219H71V218H69ZM76 219H77V218H76ZM76 219H75V220H76ZM87 219H88V218H87ZM94 219H95V217H94ZM107 219H108V218H107ZM114 219H115V218H114ZM116 219H117V218H116ZM127 219H128V217H127ZM137 219H138V218H137ZM144 219H146V218H144ZM148 219H150V217H149ZM148 219H147V220H148ZM156 219H157V218H156ZM164 219H165V216H164ZM164 219H163V220H164ZM181 219H182V217H181ZM190 219H191V218H190ZM214 219H215V218H214ZM234 219H235V218H234ZM256 219H258V217H257ZM52 220H53V219H52ZM54 220H55V218H54ZM54 220H53V221H54ZM85 220H86V218H85ZM88 220H90V219H88ZM96 220H97V219H96ZM104 220H106V219H104ZM110 220H111V218H110ZM110 220H109V221H110ZM112 220H113V219H112ZM112 220H111V221H112ZM117 220L119 221V218H118ZM135 220H136V219H135ZM152 220H153V218H152ZM168 220H169V219H168ZM175 220H176V219H175ZM183 220H184V219H183ZM187 220H188V218H187ZM192 220H193V219H192ZM206 220H208V219H204V218H203V221H204V222H205ZM215 220H216V219H215ZM229 220H230V219H228V221H229ZM236 220H238V219H236ZM243 220H244V219H243ZM247 220H248V219H247ZM249 220H250V219H249ZM73 221H74V220H73ZM128 221H129V220H128ZM128 221L126 220L125 222L127 223ZM133 221H134V220H133ZM136 221H138V220H136ZM164 221H165V220H164ZM176 221H177V220H176ZM188 221H190V220H188ZM228 221H227V223H228ZM238 221H239V220H238ZM241 221H242V220H241ZM250 221H252V220H250ZM55 222H56V221H54V222L51 224V226H57V227H58L59 225H61V227H62V228H60L61 231H62L63 228H64V230H65L66 228L69 230L71 227H73V224H72L71 220H67V219H65V218H64V220L62 219L60 223H55ZM112 222H113V221H112ZM112 222H111V225H112V224L114 225V223H112ZM119 222H120V221H119ZM143 222H144V221H143ZM153 222H154V221H153ZM153 222L151 221V223H153ZM162 222H163V221H162ZM166 222H169V221H166ZM177 222H179V220H178ZM191 222H193V221H191ZM191 222H190V223H191ZM229 222H230V221H229ZM231 222H232V221H231ZM245 222H246V221H245ZM248 222H249V221H248ZM252 222H253V221H252ZM254 222H255V221H254ZM263 222H264V221H263ZM263 222H262V223H263ZM75 223H76V225L80 226L81 224H84V221H83V219H82V220L75 221ZM75 223H74V224H75ZM97 223L99 224V222H97ZM97 223H96V225H97ZM100 223H101V222H100ZM104 223H105V222H104ZM106 223H108V222H106ZM109 223H110V222H109ZM122 223H123V222H122ZM140 223H141V222H140ZM160 223H161V221H160ZM164 223H165V222H164ZM182 223L184 224V222H182ZM193 223H194V222H193ZM205 223H206V222H205ZM205 223H204V224H205ZM224 223H225V222H224ZM233 223H234V222H233ZM246 223H247V222H246ZM246 223H245V224H246ZM250 223H251V222H250ZM260 223H261V222H260ZM93 224H94V223H93ZM101 224H102V223H101ZM120 224H121V223H120ZM157 224H158V223H157ZM157 224H156V225H157ZM167 224H168V223H167ZM178 224H179V223H176V225H178ZM201 224H203V223H201ZM206 224H207V223H206ZM213 224H215V223L213 222ZM237 224H238V223H237ZM252 224H253V223H252ZM88 225H90V224L88 223ZM94 225H95V224H94ZM113 225H112V226H113ZM140 225H141V224H140ZM146 225H147V224H146ZM146 225H145V226H146ZM153 225H155V224H153ZM164 225H165V224H164ZM188 225H189V224H188ZM194 225H195V223H194ZM227 225H228V224H227ZM246 225H247V224H246ZM250 225H251V224H250ZM250 225H249V226H250ZM254 225H255L254 227H256V224H254ZM263 225H264V224H263ZM263 225H261V227H263ZM99 226H100V225H99ZM104 226H105V225H104ZM116 226H117V225H116ZM127 226H128V223H127ZM130 226H131V225H130ZM130 226H129V227H130ZM160 226H161V225H160ZM160 226H159V227H160ZM162 226H163V225H162ZM173 226H174V225H173ZM184 226H185V225H184ZM196 226H198L197 223H196ZM196 226H195V227H196ZM200 226H201V225H200ZM205 226H206V225H205ZM228 226H230V225H228ZM240 226H242V225H240ZM244 226H245V225H244ZM244 226H243V228H244ZM247 226H248V225H247ZM251 226H253V225H251ZM258 226H259V225H258ZM40 227H42V226H40ZM48 227H50V226H48ZM84 227H85V225H84ZM92 227H93V226H92ZM97 227H98V226H96V228H97ZM100 227H101V226H100ZM100 227H99V228H100ZM107 227H108V225H107ZM110 227H111V226H110ZM114 227H115V226H114ZM114 227H113V229L116 228V227H115V228H114ZM121 227H122V225H121ZM121 227H120V228H121ZM123 227L126 228L125 225H124ZM139 227H140V226H139ZM143 227H144V226H143ZM152 227H153V226H152ZM171 227H172V226H171ZM174 227L176 228L177 226H174ZM186 227H187V225L185 226V228H186ZM189 227H190V226H189ZM209 227H210V226H209ZM235 227H236V226H235ZM235 227H234V228H235ZM50 228H51V229L53 228L52 230H54V227H50ZM77 228H79V227H76V229H77ZM137 228H138V227H137ZM137 228H136V230H137ZM140 228H141V227H140ZM145 228H146V227H145ZM147 228H148V226H147ZM150 228H151V226H150ZM153 228H154V227H153ZM164 228H165V227H164ZM166 228H167V226H166ZM169 228H170V226H169ZM169 228H168V229H169ZM200 228H201V227H200ZM200 228H199V229H200ZM251 228H253V227H251ZM258 228H259V227H258ZM42 229H44V227H43ZM51 229H50V230H51ZM60 229H59V230H60ZM84 229H85V228H83V230H84ZM86 229L90 231V228H87V227H86ZM91 229H92V228H91ZM94 229H95V226H94ZM129 229H130V228H129ZM132 229H134V228L132 227L130 230H132ZM143 229H144V228H143ZM151 229H152V228H151ZM154 229H155V228H154ZM154 229H153V230H154ZM160 229H163V228L160 227ZM160 229H159V230H160ZM168 229H167V230H168ZM171 229H172V228H170L169 231H172ZM179 229H180L179 231H181V228H179ZM183 229H184V228H183ZM194 229H195V228H194ZM212 229H213V228H212ZM214 229H215V228H214ZM216 229H217V228H216ZM226 229H227L226 233H228V228H226ZM235 229H236V228H235ZM34 230H37V229L34 228ZM39 230L42 232L41 229H39ZM39 230H38V233H40ZM64 230H63V231H64ZM73 230H74V229H72V231H73ZM78 230H79V229H78ZM100 230H101V228H100ZM105 230H106V229H105ZM116 230H117V229H116ZM116 230H115V231H116ZM118 230H119V228H118ZM123 230H124V229L122 228V231H123ZM138 230H141V229H138ZM144 230H145V229H144ZM144 230H143V231H144ZM148 230H149V228H148ZM159 230H157V232H158ZM174 230H175V229H174ZM174 230L172 231V233L174 232ZM177 230H178V229H177ZM177 230H176V232H178ZM184 230H185V229H184ZM184 230H183V232H184ZM192 230H193V229H192ZM192 230H190V232H191ZM195 230H196V229H195ZM197 230H198V228H197ZM209 230H210V229H209ZM224 230H225V229H224ZM240 230H241V229H240ZM242 230H243V229H242ZM245 230H247L246 227H245ZM44 231H45V229H44ZM72 231L70 230L71 233H72ZM95 231H96V230H95ZM95 231H94V232H95ZM103 231H104V229H103ZM124 231H125V230H124ZM145 231H146V230H145ZM163 231H164V230H162V232H163ZM185 231H186V230H185ZM202 231H203V229H201V232H202ZM214 231H215V230H214ZM219 231H220V230H219ZM230 231H231V230H230ZM230 231H229V232H230ZM235 231H236V230H235ZM258 231L261 232V230H258ZM258 231L256 232L257 234H258ZM51 232H52V234H53V231H51ZM66 232H67V230H66ZM75 232H76V231H75ZM78 232H79V231H78ZM78 232H77V234H79ZM99 232H101V231H99ZM108 232H110V231L108 230ZM116 232H117V231H116ZM120 232H121V231H120ZM120 232H119V233H120ZM128 232H129V230H128ZM128 232H126V234H128ZM131 232H132V231H131ZM135 232H136V231H135ZM148 232L150 233V231H148ZM159 232H161V231H159ZM165 232H167V231H165ZM238 232H239V229H238ZM35 233H36V232H35ZM55 233H56V232H55ZM58 233H60V231H59ZM62 233H63V232H62ZM145 233H146V232H145ZM145 233H144L143 236H145ZM163 233H164V232H163ZM172 233H171V234H172ZM174 233H175V232H174ZM174 233H173V234H174ZM188 233H189V230H188ZM192 233L195 234L194 231H192ZM192 233H189V234L191 235ZM196 233L198 234L199 232H196ZM215 233H216V231H215ZM217 233H219V232H217ZM221 233H222V232H221ZM261 233H262V235H259V236L261 237V238L259 237V241H257V240H252L251 237H250V238H251V242H250V243L246 240V241L249 243V244H248V243H247V244H248V246H249V252H250V253H248V254H250V255L247 257L245 264H248V263L251 264L249 261H250V257L253 256L252 253H255L256 255H258L257 253H259V252H261V251L263 250V248H264V227H263ZM43 234H45V233H43ZM60 234H61V233H60ZM60 234H58L57 237H58ZM64 234H65V232H64ZM74 234H76V233H74ZM77 234H76V235H77ZM85 234H86V232H85ZM87 234H88V232H87ZM90 234H91V231H90ZM93 234H94V233H93ZM98 234H99V233H98ZM115 234H116V233H115ZM117 234H118V233H117ZM140 234H142V233H140ZM171 234H170V235H171ZM173 234H172V235H173ZM180 234H181V232H180ZM197 234H196V235H197ZM201 234H202V233H201ZM201 234L199 233V235H201ZM206 234H208V233H206ZM206 234H205V235H206ZM241 234H242V233H241ZM243 234H244V232H243ZM249 234H250V232H249ZM38 235H39V234H38ZM41 235H42V233H41ZM68 235H70V234H68ZM72 235H73V234H72ZM72 235H71V236H72ZM82 235H84V233H83ZM100 235H101V234H100ZM103 235H105V234H103ZM103 235H102V236H103ZM108 235L110 236V234H108ZM118 235H119V234H118ZM122 235H124V234L122 233ZM122 235H121V236H122ZM134 235H135V234H134ZM167 235H168V233L166 234V237L169 239V237H168ZM178 235H179V234H178ZM184 235L187 236L186 232L184 233ZM196 235H195V236H196ZM215 235H216V234H215ZM229 235H230V234L228 233V236H229ZM235 235H236V233H235ZM238 235H239V237L242 236V235L240 236V234H238ZM50 236H51V235H50ZM54 236H55V235H54ZM98 236H99V235H98ZM114 236H115V235H114ZM116 236H117V235H116ZM116 236H115V238H116ZM119 236H120V235H119ZM119 236H118V237H119ZM121 236H120L119 238H121ZM129 236H131V238H134V237H132V234L129 235ZM129 236H128V238H129ZM135 236H137V235H135ZM146 236H147V233H146ZM149 236H151V235H149ZM149 236H148V239H150ZM154 236H155V235H154ZM176 236H177V235H176ZM191 236H192V235H191ZM191 236H190V237H191ZM197 236H198V235H197ZM203 236H204V235H203ZM209 236H210V235H209ZM213 236H214V235H213ZM224 236H226V235H224ZM230 236H232V235H230ZM245 236H246V234H245ZM245 236H244V237H245ZM250 236H252V234H251ZM254 236H255V237H256V236L258 237V235H254ZM254 236H252V237H254ZM37 237H38V236H37ZM39 237H40V236H39ZM44 237H45V235H44ZM47 237H48V236H47ZM57 237L55 236L56 239H57ZM69 237H70V236H69ZM78 237H79V235H78ZM80 237H81V238H85V237H82V236H80ZM91 237L94 238V236H91ZM124 237H125V236H123V238H124ZM159 237H160V234H159ZM164 237H165V236H164ZM172 237H173V236H172ZM180 237H182V236H180ZM190 237H189V238H190ZM198 237H200V236H198ZM217 237H218V236H217ZM221 237H222V235H220V237H218V238H221ZM234 237H235V236H234ZM242 237H243V236H242ZM246 237H247V236H246ZM42 238H43V237H42ZM60 238H61V236H60ZM71 238H72V237H71ZM71 238H70V239H71ZM73 238H74V236H73ZM81 238H80V239H81ZM86 238H87V236H86ZM106 238H107V237H106ZM106 238H105V239H106ZM115 238H114V239H115ZM135 238H136V237H135ZM145 238L147 239V237H145ZM152 238H153V237H152ZM156 238H157V237H156ZM167 238H165V239H167ZM182 238H183V237H182ZM185 238H186V237H185ZM187 238H188V237H187ZM187 238H186V240H187ZM192 238H193V237H192ZM224 238H225V237H224ZM229 238H230V237H229ZM236 238H237V237H236ZM40 239H41V238H40ZM45 239H46V238H45ZM45 239H44V240H45ZM52 239H53V238H52ZM58 239H59V238H58ZM67 239H68V238H67ZM80 239H78V240H80ZM88 239H89V238H88ZM95 239H96V238H95ZM102 239L104 240V238H102ZM108 239H109V238H108ZM124 239H127V237L124 238ZM137 239H140V241H141V238H137ZM165 239H164V240H165ZM168 239H167V240H168ZM225 239H227V238H225ZM225 239H223V240L225 241ZM230 239H231V238H230ZM234 239H235V238H234ZM242 239H245V238H242ZM256 239H257V238H256ZM53 240H54V239H53ZM71 240H72V239H71ZM75 240H76V239H75ZM78 240H77V241H78ZM81 240H82V239H81ZM85 240H86V239H85ZM89 240H90V239H89ZM116 240H118V238H117ZM150 240H151V239H150ZM159 240H160L159 242H161V237H160ZM162 240H163V234H162ZM167 240H166V241H167ZM170 240H171V239H170ZM173 240H174V237H173ZM195 240H197V238H196ZM202 240H203V239H202ZM210 240H211V239H210ZM213 240H214V238H213ZM33 241H34V244H33ZM40 241H42V240H40ZM48 241H51L50 238H48ZM83 241H84V239H83ZM86 241H88V240H86ZM86 241H85V242H86ZM92 241H93V240H92ZM101 241H102V240H101ZM101 241H100V242H101ZM104 241H105V240H104ZM104 241H103V242H104ZM108 241H109V240H108ZM108 241H107V242H108ZM112 241H113V240H111V242H112ZM118 241H119V240H118ZM131 241H132V240H131ZM131 241H129V242H131ZM133 241L135 242V240H133ZM142 241H144V240H142ZM156 241H157V240H156ZM168 241H169V240H168ZM174 241H175V240H174ZM184 241H185V240H184ZM187 241H188V240H187ZM187 241H186V243H187V245H188V242H187ZM193 241H194V239H193ZM193 241H192V242H193ZM220 241H222V240H220V239L217 240L218 243H220ZM37 242H39V241H37ZM45 242H46V240H45ZM53 242H50V244L53 243ZM64 242H65V241H64ZM67 242H69V241H67ZM88 242H89V241H88ZM98 242H99V241H98ZM120 242H121V240L119 241V243H117V242H115V243H117V244L120 245ZM129 242H127V243H129ZM148 242H149V240H148ZM150 242H152V241H150ZM163 242L166 243L165 241H163ZM170 242H171V241H170ZM182 242H183V241H182ZM197 242H198V241H197ZM225 242H226V241H225ZM230 242H231V241H230ZM230 242H227V243H230ZM237 242H238V241H237ZM243 242H244V241H243ZM70 243H71V241H70ZM104 243H106V241H105ZM104 243H102V244H104ZM121 243H122V242H121ZM123 243H125V242H123ZM123 243H122V244H123ZM136 243H137V242H136ZM138 243H139V241H138ZM143 243H144V242H143ZM186 243H185V245H186ZM190 243H191V241H190ZM212 243H213V242H212ZM212 243H211V246H212ZM222 243H223V241H222ZM222 243H220V244L222 245ZM41 244H42V242H41ZM43 244H44V242H43ZM107 244H108V243H107ZM112 244H113V243H112ZM122 244H121V245H122ZM133 244H134V243H133ZM141 244H142V242H141ZM146 244H147V243H146ZM159 244H160V243H159ZM172 244H173V243H171V245H172ZM175 244H176V243H174V246H175ZM191 244H193V243H191ZM202 244H203V243H202ZM205 244H207V243H205ZM205 244H204V245H205ZM234 244H235V243H234ZM245 244H246V243H245ZM72 245H73V246H72ZM83 245H84V244H83ZM91 245H92V244H91ZM91 245H89V246H91ZM99 245H101V244L99 243L98 245H95V244H94V245L91 246V247H92V248H91V260H92V262H93L94 264H97V263L101 262L102 260H105V257L103 256V255H104V253H103L104 251H103V249H102L103 252L100 251L101 248H100ZM127 245H129V244H127ZM127 245H126V247H127ZM134 245H135V244H134ZM150 245H151V243L149 244V246H150ZM160 245H161V244H160ZM160 245H159V246H160ZM167 245H168V247H169L170 244H167ZM167 245H166V247H167ZM200 245H201V244H200ZM221 245H219V246H221ZM223 245H224V243H223ZM231 245H233L232 242H231ZM102 246H103V245H102ZM113 246H114V245H113ZM113 246H112V248H113ZM117 246H118V245H117ZM122 246H123V245H122ZM130 246H131V245H130ZM135 246H136V245H135ZM142 246H143V244H142ZM152 246H154V245L152 244ZM152 246H150L149 248H150V249H153V248H151ZM161 246H162V245H161ZM172 246H173V245H172ZM195 246H197V245L195 244ZM211 246H210V247H211ZM226 246H227V244H226ZM228 246H229V245H228ZM245 246H246V245H245ZM83 247H84V246H83ZM83 247H82V248H83ZM107 247H108V246H107ZM110 247H111V246H110ZM126 247L124 246V251H125V248H126ZM136 247H138V248H136L137 250H140V249H139V248H140L139 246H136ZM144 247H145V246H144ZM147 247H148V246H147ZM156 247H158V246H157V243H156ZM163 247H165V246H163ZM182 247H183V246H182ZM184 247H185V246H184ZM214 247H215V246H214ZM214 247H213V248H214ZM229 247H230V246H229ZM229 247H228V248H229ZM86 248H87V247H86ZM114 248H115V247H114ZM120 248H121V250H123V249H122L123 247H120ZM120 248L117 247L116 249H120ZM132 248H133V247H132ZM134 248H135V247H134ZM149 248H148V249H149ZM160 248H161V247H160ZM170 248H171V247H170ZM170 248L167 249L166 251H167V252H168V250L170 251ZM178 248H179V247H177V249H178ZM186 248H187V247H186ZM188 248L190 249V246H188ZM194 248H195V247H194ZM194 248H193V249H194ZM199 248H200V247H199ZM211 248H212V247H211ZM219 248H220V247H219ZM221 248H222V247H221ZM223 248H224V247H223ZM223 248H222V249H223ZM246 248H247V246H246ZM48 249H49V248H48ZM108 249H109V247H108ZM110 249H111V248H110ZM130 249H131V247H130ZM130 249H129V250H130ZM150 249H149V250H150ZM174 249H176V248H174ZM182 249H184V248H182ZM191 249H192V248H191ZM202 249H203V252L199 250L200 252H202V253H199V255L196 253V251L198 252V250L193 251V252H195V254H197L198 256L195 255V254L192 252V253L194 254V258H193V259L191 258V259L189 260L188 257L185 256V257H186L185 259H188V261H189L188 264H223V261H224V260L222 261V263H221L219 260H215L214 258H213V259L215 260V262L211 260V258H210V254H211V253H210V252H212V251L209 249V247H207V246H203ZM214 249H215V248H214ZM258 249H259V252H257ZM129 250L126 249L127 252H128ZM131 250H132V249H131ZM149 250H148L147 252H149ZM159 250H160V249H159ZM162 250H163V249H162ZM228 250H229V249H228ZM64 251H66V252H67V251L70 252V253H68L69 256H67V255H68L67 253H65V254H67V255L63 254ZM117 251H120V250H117ZM134 251H136V250H134ZM134 251H133L132 253H134ZM140 251H141V250H140ZM154 251H155V250H154ZM171 251H172V249H171ZM177 251H178V250H177ZM184 251H185V250H183L182 253H184ZM225 251H226V248H225ZM225 251H224V252H225ZM87 252H88V253H87ZM120 252H122V251H120ZM137 252L139 253V251H137ZM141 252H143V251H141ZM141 252H140V253H141ZM145 252H146V251H145ZM161 252H162V251L160 250V254H161ZM220 252H221V251H220ZM102 253H103V254H102ZM143 253H144V252H143ZM151 253H152V252H151ZM151 253H150V255H149V254H148V255H149V256H154V257H155L156 254L154 255V253H153V254L151 255ZM163 253H164V252H163ZM174 253H175V252H174ZM174 253H173V255H174ZM10 254H9V255H10ZM82 254H83V255H82ZM124 254H125V253H124ZM127 254H130V252H128ZM134 254H136L135 256H137V253H134ZM141 254H142V253H141ZM157 254L160 255L159 253H157ZM169 254H170V253H169ZM178 254H179V253H178ZM178 254H176V255H178ZM184 254H185V253H184ZM224 254H225V253H224ZM232 254H235V255L238 257V260H239L238 262H240V260L243 262L244 259H245V256H246V254H245V252L243 251V249H242L241 246H238V247L236 246V249H234V248L232 247V249H231V251H230V255H232ZM248 254H247V255H248ZM251 254H252V255H251ZM63 255H65V257H64ZM75 255H76V256H75ZM107 255H108V254H107ZM130 255H131V254H130ZM166 255H167V254H166ZM186 255H187V253H186ZM189 255H190V254H189ZM212 255H214V254L212 253ZM228 255H229V253H228ZM1 256H3V255H1ZM62 256H63V257H62ZM66 256H67V257H66ZM72 256H73V258H72ZM74 256H75V258L78 257L79 259H78V260H75V259H74ZM112 256H113V254H112ZM116 256H117V255H116ZM118 256H120V255H118ZM122 256L125 257V255H123V253H122ZM127 256H128V255H126V257H127ZM133 256H134V255H133ZM140 256H141V255H140ZM142 256H143V255H142ZM156 256H157V255H156ZM161 256H162V255H161ZM164 256H165V254H164ZM180 256L183 257L184 255L181 254ZM195 256H196V257H195ZM214 256H215V255H214ZM218 256H219V255H218ZM222 256H224V255H222ZM232 256H233V255H232ZM260 256H262V255H260ZM3 257H4V256H3ZM113 257H114V256H113ZM154 257H153V258H154ZM190 257H193V256L190 255ZM216 257H217V256H216ZM220 257H221V256H220ZM224 257H227V256H224ZM229 257H230V256H229ZM253 257H254V256H253ZM262 257H264V255H263ZM262 257H260V259H262ZM87 258H88V256H87ZM87 258H86V259H87ZM106 258H109V257H106ZM116 258H117V257H116ZM137 258H138V257H137ZM144 258H145V256H143V259H144ZM165 258H167V257L165 256ZM177 258H178V257H177ZM221 258H222V257H221ZM232 258H234V257H232ZM232 258H231V259H232ZM8 259H9V258H8ZM89 259H90V257H89ZM133 259H134V257H133ZM135 259H136V257H135ZM135 259H134V260H135ZM149 259H150V258H149ZM149 259H145V260H149ZM154 259H155V258H154ZM154 259H152V260L154 261V262H153V261H152V262H153L154 264H156ZM161 259H163V258H161ZM161 259H159L158 261H160ZM178 259H180V258H178ZM178 259H177V262H179ZM218 259H219V258H218ZM225 259H226V261H228L227 258H225ZM258 259H259V258H258ZM4 260H5V259H4ZM91 260H87V261L85 262V264H86L88 261H91ZM116 260H117V259H116ZM120 260H121V259H120ZM126 260H127V259H126ZM129 260H130V258H129ZM138 260H139V262H140V259H138ZM156 260H157V259H156ZM164 260H168V259H164ZM172 260H173V259H171V261H172ZM254 260H255V258H254ZM2 261H3V260H2ZM2 261L0 260V263H1ZM40 261H41V263H40ZM84 261H85V260H84ZM105 261H106V263L108 264L107 260H105ZM108 261H109V260H108ZM131 261H132V260H131ZM135 261H137V260H135ZM135 261H134V262H135ZM168 261H170V260H168ZM173 261H175V260H173ZM230 261H231V260H230ZM234 261H235V259H234ZM234 261H233V262H234ZM259 261H260V260H259ZM6 262H7V261H6ZM6 262H5V263H6ZM102 262H103V261H102ZM110 262H111V261H109V263H110ZM119 262H120V261H117L118 264H120ZM125 262H126V261H125ZM143 262H144V261H143ZM143 262H142V260H141V263H143ZM147 262H150V261H147ZM177 262H176V263H177ZM184 262H185V261H184ZM231 262H232V261H231ZM257 262H258V261H257ZM261 262H262V261H261ZM2 263H4V262H2ZM5 263H4V264H5ZM36 263L38 264V262H36ZM81 263H82V261H81ZM111 263H112V262H111ZM127 263H128V262H127ZM136 263H137V262H136ZM136 263H135V264H136ZM150 263H151V262H150ZM169 263H170V262H169ZM171 263H172V262H171ZM176 263H175V264H176ZM185 263H186V262H185ZM258 263H260V262H258ZM258 263H257V264H258ZM10 264H11V262H10ZM100 264H101V263H100ZM123 264H124V263H123ZM125 264H126V263H125ZM138 264H139V263H138ZM144 264H145V263H144ZM151 264H152V263H151ZM157 264H159V263L157 262ZM166 264H167V263H166ZM183 264H184V263H183ZM225 264H227V262H226ZM228 264H229V263H228ZM237 264H239V263H237ZM242 264H243V263H242Z\"/></svg>",
  "mask_w": 264,
  "mask_h": 264
},
{
  "label": "snow or ice",
  "instance_id": "snow-or-ice-1",
  "mask_svg": "<svg viewBox=\"0 0 264 264\" xmlns=\"http://www.w3.org/2000/svg\"><path fill=\"white\" fill-rule=\"evenodd\" d=\"M9 6L8 5H4V8L7 9ZM261 25H262V30H264V18H262L261 20ZM262 264H264V260H262Z\"/></svg>",
  "mask_w": 264,
  "mask_h": 264
}]
</instances>
